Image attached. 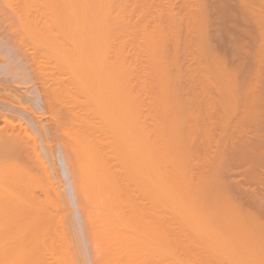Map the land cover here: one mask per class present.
I'll list each match as a JSON object with an SVG mask.
<instances>
[{
	"label": "rangeland",
	"instance_id": "1",
	"mask_svg": "<svg viewBox=\"0 0 264 264\" xmlns=\"http://www.w3.org/2000/svg\"><path fill=\"white\" fill-rule=\"evenodd\" d=\"M15 1V2H14ZM16 1H19V0H12V1H8V2H6V0L5 1H3V0H0V8H1V5H3V7L1 8V9H4V10H7V8H8V11L10 12V14H9V17H10V25H12V26H14V28L17 30V31H14L13 29L14 28H12L10 25V27L11 28H9V29H7V26H8V24H9V22H8V24L6 23V25L5 26H1L0 27V82L2 83V84H7L6 86H4V85H1V83H0V110L3 112V115H5L6 114V112H7V114L5 115V116H7L8 117V119L9 120H11V122H13V124L15 125V128H16V130H12L11 128H9V129H6V133H10V135H8V136H6V137H11V136H14L15 138L16 137H21L24 141L26 140V137H27V139L30 141V144H31V142L33 141V139L35 140H37V138H39V140H41L40 141V143H42L41 144V147L40 148H43L42 150L41 149H38L39 151H37L39 154H41V155H43L44 156V154H46L45 155V157H46V159H47V161H48V164H47V162H46V159H45V157H40L41 159L42 158H44V164H42L43 162H41V161H39L38 159H35V160H37V165H39V163L41 164V165H43V166H46L45 164H47L48 165V167L47 168H49L50 167V169H48V172H49V175L51 176L52 175V177L54 178V179H52V178H50L49 179V182H48V179H46V177L48 178V172H47V174H46V172H43L45 169V167H43V166H41V167H43L42 168V172L40 171V170H37V171H39V175L38 176H40L39 178H41L40 180H42L40 183L41 184H43L42 186L44 187V188H46L45 186H48L47 188V191L49 190V188H50V191H48L49 192V195H50V197H52L51 199L53 200V202L55 203L56 201H57V199H56V201H55V198H58V197H60V195H58V193L59 192H61V188H63L64 186H66V182H69V181H67L68 179L66 178V174H65V170H64V166H65V164H63V161H66V162H68L67 160L69 159L70 161H71V163H72V165L73 166H75L77 163V161H78V159H80V158H83V154H84V151H83V145H85V141L83 140L82 141V139H86L87 140V138L89 137V138H91V137H94V136H98V138L100 137L98 134H99V126H101V130H102V126L104 127V126H106L105 128H109L110 127V125H109V123H114L113 124V126H111V127H114V125H115V128H109V130L111 131V130H114V132L116 131L117 132V127H116V125H117V117H118V114L119 113H114V114H111V115H109V117H110V119H106L107 118V116H108V113H109V108H110V105H108L109 106V108L107 107V105H106V102H107V104L109 103L108 102V99H109V97L107 98V96H108V94H107V96H106V93H109V92H107V91H105L104 89H103V87L102 86H104V85H108V87L110 86V88L112 89V87H113V89H114V92H115V94L116 95H114L115 97L117 96V98H119V96H121V95H123V94H126L125 95V98L123 99V102H124V106L122 105V107H120L119 106V108H117L118 110L121 108L122 110L124 109V107H128V106H126L127 104L126 103H128L129 104V106L131 107V105H130V103H132L133 102V105H132V107H141L142 106V108H144V111H143V109L142 108H138L137 110H138V112H140L139 114L136 112L137 110H135V115L134 114H129L128 113V115H130V116H128V115H126L127 114V109L129 110V108H125V110H123L124 112L125 111H127V112H125L126 114H125V116H127V118L128 119H131L130 121L132 122V123H134L135 122V125H128V123L127 122H122L123 123V125L125 126L124 127V131H128L127 129H129V131L131 130V131H141V129H136L135 127H136V125H139L140 123H141V121L143 122V124H147L149 121L147 120V119H149L150 120V123H148L147 124V126H145L146 127V129H145V127H143V125H142V131L140 132V134L139 133H137L136 131H135V133L134 132H132V134L134 133V134H136V135H138V136H136V138H138L137 139V141H136V139L134 138L132 141H134V142H132V141H129L128 143L131 145V144H136V146H137V144H139V147H137L138 148V151L140 152H138L139 154H141V153H144V149H145V153H144V157H142V159H140L139 157H138V160H139V162H141V163H143V161H145V160H147V161H145L146 163L148 162V159H149V157H146V156H149L148 154L146 155V150H147V148L148 147H150L149 145H153V148H155V150L158 152H155V150L152 148V150H154V154L155 153H157V154H160V155H157V156H161V158H159V159H162V161L163 160H167V164L166 165H161V166H163V170L161 171L162 173H164L165 171L164 170H166V168H167V170H166V173L167 172H169L170 173V171L172 170V179H174L173 177H175V175H177V173L175 172V168H177V167H179V166H177V164L176 163H178V164H182V163H185L184 162V160H186V158H184V156L186 155V152L184 151V156H182L180 153H183V151H178V149L180 148L179 146H177L178 147V149H175V152H174V148H172V150H173V152L175 153V155H171V154H169V155H171L170 157H175V156H177L175 159L177 160L176 161V163L175 162H173L174 163V165L173 166H176L175 168L173 167V166H171L170 165V162H172L171 160L169 161V159H168V157H169V155H168V151L170 150V147L172 146V147H176V145H178V142L177 141H179V139L181 138H177L178 140L176 141V139L174 140V146L173 145H169V143L171 142L170 140H173V137L175 138L176 136L174 135H172L171 137L172 138H167V136L165 135L166 133H167V131H168V129L166 128L167 126H169V124H170V127H171V125H173V119H174V117L177 115V113L175 114V116H173L170 112H172L173 111V109H175V111H176V108H177V111L176 112H178V108H182L183 109V105L185 104H183L182 106H180L179 107V105H181L184 101H186V98H185V100L183 101L182 99H181V97H184V96H186L187 97V103L188 102H191V105H192V107L194 106V103H196V101L193 103L192 101L193 100H198V103H200L201 102V100L202 101H206V99H207V101H209L210 99H211V101H212V103L211 102H208V104H213V105H215V107L216 108H213V110H215V112L213 111L212 113H214V114H216V110H218L219 111V113H217L216 115H214L213 114V116L215 117L214 119H212V116H210L211 117V119H210V117H209V120H212L213 121V124H215V127H216V129H214L215 127L211 124L212 123V121H209V120H206V119H208V114L209 113H211V111H212V107H214V106H210V105H208V107L210 106V108H208L206 105H203V104H205V103H203L202 104V102L200 103V104H198L197 106H199V105H201L202 106V108H201V106H199V108H201V109H196V107L194 108H192L191 106V108L193 109V111H197V110H199L196 114V118H197V120L195 119V117L192 119V116L191 115H189L188 113L189 112H187V111H189V109H190V107H188L186 110L187 111H185V112H183L184 111V109L186 108H184L183 110L180 108V110H179V112L181 113V112H183L184 113V115H183V113H182V115H177L178 117H180V116H182L181 117V119L183 118V119H185V120H181V122H184L185 121V124H182V125H187L188 124V122H189V126H190V124H191V126H190V129L187 131V133L191 130V131H193L192 130V128L194 129V131H196V133L195 134H197L198 132V130H199V133L196 135V136H198V138L199 139H196L197 140V142L199 141V142H202L201 140H202V138H200V137H202V136H204L202 133H201V131H203V127H204V124H206L207 122L208 123H210L214 128H213V131L214 132H212L211 131V129H210V131H211V133H209V135L211 134V140H213L212 142H213V144H214V146L211 148V150L213 151V149L215 150V140H216V142H219L220 143V141H222L223 140V138L221 137V136H225V135H229V134H233L235 131H238V129H239V132L241 131V132H244V135L245 136H247L248 138H253V136H255V135H259V133H261V135H263L264 133H262L261 131H263L262 129L260 130V131H258L259 129H257V128H259L258 126L256 127V126H254L252 123H254V122H252V121H250L249 119H250V117L252 118V120H254L256 117H263L264 118V0H155L154 1V3H153V1H152V4H150V2H151V0H148V1H150V2H146L145 0H135V2L136 3H138V4H136L135 5V2H133L134 0H125L126 2H128L129 4H131V5H129V4H127V6L128 7H126L125 5H126V3L124 4V0H122V1H120V0H108V1H103V0H99V2H98V0H77L78 1V4L79 3H81V5L79 4V6H78V4L76 3V5L77 6H74L75 5V3L74 2H72L73 3V5L69 2V1H66L65 3H64V0L61 2V0H47V1H45V0H40V1H38V0H27V1H25V2H27V4H28V6H26L27 4L26 3H21V1L22 2H24V0H20L19 2H16ZM36 1H37V3H36ZM70 1H73V0H70ZM76 1V0H75ZM120 1V2H119ZM140 2V5H142V1L144 2L143 4V6H139V2ZM1 2H2V4H1ZM3 2L5 3L6 2V4H3ZM33 2V3H32ZM43 2V4H41ZM67 2H69L70 4H67ZM105 2V3H104ZM110 2H113L112 3V5L110 4ZM36 4L35 6H32L31 7V4ZM48 3V4H47ZM62 3H64L66 6V8H69V9H71V11H74V10H76V11H78V12H81V10H79L80 8H81V6L83 7V5H84V7L86 6V7H89L88 9H86L85 11H84V7H83V10H82V13L84 12V14H85V12H87V13H89V14H87V16H85V17H88V18H91L92 19V17H95L97 14L99 15V8H100V10H101V13H103V14H101L102 15V17H103V15H105L104 14V12H102V10L103 11H105V13H109L111 10V12L112 13H114L113 14V16H115L116 18H113V16H111L113 19H115L116 21L118 20V24H115V22L116 21H114V20H110V18H108L109 17V15H111V13H109V15H108V17H106L107 16V14L105 15V19H104V17L102 18L103 19V21H104V23H105V20L107 19V22L106 23H108V24H102V25H105V26H107V27H114V28H116L118 31L116 32V29L114 30V28L112 29H110V27H109V30H110V33L111 34H109L108 33V31L109 30H107V33H106V35H108L109 36V38H107L108 36H106L105 35V37L108 39V40H110V41H108L106 38H105V41H107V46L108 47H106L107 49H108V51H106V49H105V47L103 48V45L106 43H104L103 42V45H101L102 44V42H98V43H94V42H96V41H100V40H96L95 39V35H97L98 37L100 36L99 35V33L98 34H95V33H97V32H95V33H93V34H91V33H89L91 30H93V29H91V23H87L88 21L86 20V24H87V26H86V24H84L85 23V20L83 19V24L85 25V27L84 28H82V29H79L80 31H81V33H83V35H87L86 34V32L84 31L83 32V30L86 28L88 31H87V33H89V35L91 34L92 35V37H91V35H90V37L91 38H93L94 36V40H96V41H92L94 44H95V47L94 46H92L91 44V47L93 48L94 47V49L95 48H98L99 46H101V48H102V52L103 51H105L106 52V54H107V52H111L110 50H114L115 49V51H117L116 53H115V51H113V52H111L110 54L112 55V53H115V55L117 56H115L114 54V57H111V55L110 54H108V55H106V54H104L103 53V55H101L100 54V52L98 53V54H96V51L97 50H99L100 49V47H99V49H95L96 51L93 53V54H90V53H87L88 51H90L91 52V49H90V47H89V50H88V48H87V46H86V44L84 45V51H83V49L81 50V46L83 47V44L85 43V42H89L90 41V39L91 38H89L88 37V35L87 36H85V38H83L82 36V34H80L81 36H79V31H78V34H77V30L75 29L76 28V26H77V28L79 27V28H81L82 26H84V25H82V24H80V22H81V18L80 19H78V20H80V22H79V26H78V22L76 21V19H75V21L74 22H76V26H75V28L73 27V26H69V27H73L74 28V30H73V28L71 29V30H73V33H74V35L76 34V36L78 35V38L76 37L75 38V36L74 35H72V37H74L75 38V40L76 39H79V37H82L83 39H86V37H88L86 40H85V42L84 43H82L83 41H82V38L81 39H79V42H81V43H79L78 42V40H76L77 42H75V40H73L71 37H69V38H71L72 39V42L74 41V45L76 46L77 44H78V46H80V44H82L79 48H80V53L83 51L84 52V55H85V53L88 55V58L87 57H85L84 55H82L83 54V52H82V54L81 55H79L80 53H78V54H76L75 53V51L76 50H78V47L76 48L75 46H74V48H76V50H74V52L72 53V54H74L75 55V57H74V61H72L73 59V57L72 58H70L71 56L70 55H72V54H70L71 52H70V50L72 49L71 47H72V45H70V41H71V39H69L67 36H71V33H70V31L68 32V34H66V32L68 31V30H66L68 27L66 26V25H68L69 23H71V20H72V25H74V22H73V16H74V18L75 17H78V16H83L82 15V13H77V12H69L68 13V15L70 16V14L72 15V16H70V18L68 17V15H67V13H65V12H68V11H70V10H68L67 11V9H65V7L63 6V4ZM89 3H91L92 5H93V9H96V8H98L97 10H95V13L92 11V5L90 4V5H88ZM100 3V4H99ZM106 5V3H109L108 4V6H109V9H110V11L109 12H107V5H106V7H104V4ZM120 3V4H119ZM121 3H123V5H122V7H124V8H122L121 7ZM134 3V4H133ZM145 3H146V6H148L147 7V9H144V8H146V6H145ZM16 4H17V6H16ZM21 4H23V5H21ZM41 4V5H40ZM44 4H45V6H44ZM55 4V5H54ZM61 4V5H60ZM133 4V5H132ZM148 4V5H147ZM154 4V5H153ZM21 5V6H20ZM37 5H39V6H37ZM51 5V6H50ZM57 5V6H56ZM59 5V6H58ZM70 5H72L73 6V8H75V9H72L71 8V6ZM88 5V6H87ZM99 5L102 7H99ZM115 5V6H114ZM149 5L151 6V7H149ZM163 5V6H162ZM19 6H20V8H19ZM26 6V7H25ZM42 8H41V7ZM63 8H62V7ZM98 6V7H97ZM112 6V7H111ZM129 6L130 7H132V8H129ZM138 6V7H137ZM153 6H155V7H153ZM158 6H160V7H158ZM40 7V8H39ZM77 7H79V8H77ZM85 7V8H86ZM94 7H96V8H94ZM111 7V8H110ZM113 7H115V8H113ZM143 7V8H142ZM159 8V10H158V8ZM162 7V8H161ZM219 7V8H218ZM6 8V9H5ZM27 8H28V10H27ZM30 8V9H29ZM37 8V9H36ZM45 8V9H44ZM47 8H48V10H47ZM53 8H55V9H53ZM130 9V12L132 13H130L129 12V9ZM139 8H140V10H139ZM149 8V9H148ZM152 8V9H151ZM154 8H156V9H154ZM9 9H11V10H9ZM14 9V10H13ZM21 10V13H19V11ZM53 9V11H51ZM105 9V10H104ZM108 9V10H109ZM114 9H116V11H114ZM128 10V13L127 12H125L126 10ZM3 10V11H4ZM38 10H40V11H38ZM43 12H42V11ZM88 10H90V12L92 11L93 12V14L95 15H91L90 17L88 16V15H90V12L88 11ZM122 10V12L120 13V11ZM123 10H124V12H123ZM136 10H138V11H136ZM144 10H146V11H144ZM148 10H150V11H148ZM151 10H152V12H151ZM153 10H155V11H153ZM163 10V11H162ZM203 10V11H202ZM215 10V11H214ZM220 10V11H219ZM35 11V12H34ZM37 11V12H36ZM47 11H48V13H47ZM50 11H51V13H52V15H51V13H50ZM114 11V12H113ZM135 11V12H134ZM143 13H142V12ZM150 12V13H148V12ZM157 11H161V12H159V13H161V14H159ZM246 11V12H245ZM8 12V13H9ZM16 12L17 14H14V13ZM45 12V13H44ZM55 12H56V14H55ZM58 12H59V14H58ZM64 13V14H61V13ZM97 12V13H96ZM145 12H146V14H148V16L151 14H154V16L152 15L151 16V18H150V16H149V18H147V16L145 17V16H143V15H145ZM217 12V13H216ZM7 13V14H8ZM31 13H32V15H31ZM41 13H43V14H41ZM118 13V14H117ZM158 15H157V14ZM202 13V14H201ZM21 14V15H20ZM34 14V15H33ZM36 14H38V15H36ZM61 14V15H60ZM79 14V15H78ZM81 14V15H80ZM137 14H138V17H137ZM142 15L140 18H139V16L140 15ZM204 14V15H203ZM0 15H1V13H0ZM11 15V16H10ZM15 15H17V16H15ZM48 15H51V16H49V17H47ZM54 15H55V17H54ZM63 15V16H62ZM76 15H78V16H76ZM97 15V16H98ZM127 15H129L130 17H128V19L126 18V17H123V19H121V17L122 16H127ZM160 15H162V17L160 16ZM25 16V17H24ZM38 16V17H37ZM42 16H44V17H42ZM56 16H59L60 17V19H59V17H56ZM62 16V17H61ZM64 16H65V18L67 19V17L69 18V22L64 18ZM120 16V17H119ZM134 16V17H133ZM1 17V16H0ZM12 17H15L16 19H17V21H16V19L14 18H12ZM38 18V19H36V18ZM40 17V18H39ZM53 17V19H51ZM71 17H72V19H71ZM99 17V16H98ZM117 17H119V18H117ZM133 17V18H132ZM154 17V18H153ZM19 18V19H18ZM54 18H55V20H54ZM65 19V20H63V19ZM79 18V17H78ZM83 18V17H82ZM87 18V19H88ZM101 18V17H100ZM124 18H126L125 19V21L127 22V23H125L124 22ZM129 18H130V20H129ZM141 18H143V19H141ZM173 19V21H172V19ZM0 19H2V18H0ZM45 19V20H44ZM49 19V20H48ZM56 19H58L59 20V22H58V20H56ZM95 21H93V22H97V19L98 20H100L99 18H97V17H95V18H93ZM92 19V20H93ZM101 19V20H102ZM119 19H120V21H119ZM135 19V20H134ZM140 19V22H138L137 20H139ZM199 19V20H198ZM12 20V21H11ZM27 20V21H26ZM40 20H41V22H40ZM45 22H44V21ZM89 20V19H88ZM101 20H100V22H101ZM128 20H129V22H128ZM150 20V21H149ZM61 21H64V23L63 22H61ZM121 21L122 22H124V23H121ZM136 21V22H135ZM204 21V22H203ZM14 22V23H13ZM23 23V26L25 27H23L21 24ZM39 22V23H38ZM48 22V23H47ZM90 22V21H89ZM92 22V21H91ZM92 22V23H93ZM131 22V23H130ZM133 22H135L134 23V25H136L137 24V26L139 25L140 26V28H138V27H136V26H134L133 25ZM147 22H148V24H150V25H148L147 24ZM170 22V23H169ZM172 22H174V23H176V25H173V24H171ZM200 24L201 26L200 27H198L199 25L197 24ZM200 22V23H199ZM16 23H17V25H19V26H22V28L21 27H17L16 28ZM66 23H68V24H66ZM102 23V22H101ZM101 23H99L98 24V22L95 24L96 26H97V24L98 25H100ZM119 23H120V25H121V27H122V29L120 28V30H119ZM129 23V24H128ZM141 23H143V24H141ZM152 23H153V25H152ZM159 24V26H157L158 24ZM205 23V24H204ZM65 24V25H64ZM122 24H124V26L125 27H129V29H128V27H127V31H126V28H123V26H122ZM125 24H128L127 26L125 25ZM130 24H132V26H129ZM141 24V25H140ZM157 24V25H156ZM3 25V24H2ZM82 25V26H81ZM94 25V24H93ZM94 25V27H96ZM146 25V27L147 28H145L144 26ZM171 25V26H170ZM182 26V27H184V31H183V28L182 27H178V26ZM195 25H197V26H195ZM204 25H206L207 26V28H206V26H203ZM8 26V27H9ZM105 26H104V30H105ZM133 26H134V28H138L139 29V32H138V29H134V30H132L133 29ZM156 26V27H155ZM161 26V27H160ZM162 26H163V29H161L162 28ZM171 28H170V27ZM55 27V28H54ZM93 27V26H92ZM93 27V28H94ZM98 27V26H97ZM153 27H155V28H153ZM160 27V28H159ZM196 27V28H195ZM198 27V28H197ZM7 30H5V29ZM19 28H20V30H19ZM29 28V29H28ZM30 28H32V29H30ZM39 28V29H38ZM41 28V29H40ZM43 28V29H42ZM66 28V29H65ZM88 28H90V29H88ZM99 28H101V30H102V33H103V29H102V26L100 25V27ZM99 28H95V30L96 29H98V32H100V29ZM132 28V29H131ZM149 28V29H148ZM152 30H151V29ZM161 29V30H159V29ZM176 29V32H178V31H180V32H178V33H176L175 34V36L173 35L174 33H175V31H173V33H172V31L170 30V29ZM179 28H182V31L179 29ZM189 28V29H188ZM202 29L203 31L202 32H205V33H203V34H205L207 37H209L208 39H207V37H205V35H203V34H201V31H198V35H199V33L202 35V38L204 37V38H206V41H205V39H201L200 37V35H199V37H198V39H200L201 41L202 40H204L206 43H204V44H209V46H208V48L203 44V42L204 41H202V43H201V41L200 40H198L197 38V40L194 38V40H195V42H194V44L196 43V42H200L199 44H195V45H193V44H191V42L193 41V38L192 37H194L195 35H197L196 33H197V30H200V29ZM25 29H26V32H25ZM54 29V30H53ZM59 29H61L60 30V32L62 31V34L59 32ZM69 29V30H70ZM107 29V28H106ZM140 29H142V31H140ZM143 29H145V31L143 30ZM154 29H155V31H154ZM173 29V30H174ZM178 29V30H177ZM40 30V31H39ZM52 30V31H51ZM66 30V31H65ZM111 30H113L112 32H115L114 33V35L112 34V32H111ZM137 30V31H136ZM163 30V31H162ZM188 30V31H187ZM204 30H207V32L206 31H204ZM10 31L12 32V33H10ZM25 32V34H24V32ZM48 31H50L49 33H48ZM53 31H54V33H53ZM65 31V32H64ZM74 31H76V32H74ZM106 31V30H105ZM129 31V32H128ZM131 31H134V32H131ZM135 31L136 32H138V33H135ZM157 31H158V34H157ZM160 31H162L163 32V37L161 36L162 34H160ZM6 32V33H5ZM9 32V33H8ZM23 32V35H24V38H22V33ZM66 34H64V33ZM93 32V31H92ZM120 32H121V34H120ZM144 32H145V34H144ZM151 32H153L152 33V35H150L151 34ZM154 32H156V34L157 35H155L154 36ZM183 32V33H182ZM189 34H188V33ZM14 33V34H13ZM32 33H33V35L35 36V38L33 39V40H31V38H28V36H29V34H31L29 37H32L33 35H32ZM37 33V34H36ZM58 33H59V35H58ZM70 33V34H69ZM105 33V32H104ZM124 33V34H123ZM126 33H127V35L129 36V34L131 33V35H133L134 33V37H131V35L128 37L127 35H126ZM182 33V34H181ZM209 33V34H208ZM18 35V37H19V39H18V37H17V35ZM27 34H28V36H27ZM50 34H52V35H50ZM100 34H101V32H100ZM117 34H119V35H117ZM149 34V35H148ZM188 34V35H187ZM218 34H220V35H218ZM228 35V36H223V35ZM49 37H48V36ZM54 35V36H53ZM94 35V36H93ZM121 35V36H120ZM125 37V35H126V38H124L123 36ZM135 35H136V37H135ZM139 35V36H138ZM144 35V36H143ZM145 35H146V37L148 38H146L145 37ZM177 35H179V36H177ZM7 36V37H6ZM43 36V37H42ZM56 36V37H55ZM64 36H66L67 37V39H69L68 41H69V43H67L68 41L65 39L64 40ZM101 36H103V34L101 35ZM100 36V37H101ZM116 36V37H115ZM143 36V37H142ZM149 36H151L152 37V39H150V37ZM186 37V38H181V37ZM188 36V37H187ZM6 37V38H5ZM16 37V38H15ZM26 37H27V39H26ZM42 37V38H41ZM55 37V38H54ZM121 37H123L125 40L127 39V40H131V38H132V42L130 41H127V42H125L124 41V39L122 40V39H120ZM131 37V38H130ZM145 37V38H144ZM157 37V40H154L155 38ZM158 37H159V39H160V37H161V41L160 40H158ZM190 37H191V39H192V41L190 42H188V39H190ZM232 37H234V38H232ZM8 39V40H5V39ZM12 38V39H11ZM22 38V39H21ZM38 38H40V39H43V40H38ZM45 38H47V39H45ZM52 39V41H51V39ZM116 38H118V39H120V40H118V39H116ZM129 38V39H128ZM142 38V39H141ZM164 39V41H163V39ZM173 38H175L174 39V41H176L177 40V38L179 39L180 38V43H179V41L177 40V44H179V45H177V44H174V43H176V42H174V41H172L173 40ZM188 38V39H187ZM228 38H229V40L231 39V41H230V45H229V43H228ZM35 39H37L38 40V42H40V43H37L36 41H35ZM58 39V40H57ZM100 39V38H99ZM113 41H112V40ZM153 40V42L155 43V41H156V43L155 44H152L153 42L152 41H150V40ZM182 39H184V40H182ZM185 39H186V43H187V45H186V43H185ZM190 39V40H191ZM222 39L224 40V39H227V40H224L223 42H222ZM22 40V41H21ZM48 40L50 41L49 43H48ZM53 40L55 41V42H53ZM81 40V41H80ZM118 40V41H117ZM134 40H137V41H135V42H133ZM140 40H143L144 41V43H143V41L141 42ZM147 40V41H146ZM172 41V44H171V41ZM221 40V41H220ZM18 41V42H17ZM23 42V41H25V42H23V43H20V42ZM42 41H43V43H42ZM58 41V42H57ZM65 41H66V44L64 45V43H65ZM90 41V42H91ZM145 41H146V43H145ZM148 41L150 42V45L148 44ZM182 41V42H181ZM184 41V42H183ZM34 42V43H33ZM46 44H45V43ZM61 42V43H60ZM71 42V43H72ZM89 42V43H90ZM108 42H111V43H109L110 45H108ZM121 42V43H120ZM129 42V46L127 47V44L126 43H128ZM136 42H138L137 44H136ZM139 42H141V43H139ZM158 42V43H157ZM161 42V43H160ZM168 42V43H167ZM170 42V43H169ZM174 42V43H173ZM208 42V43H207ZM225 42V43H224ZM25 43V44H24ZM48 43V44H47ZM52 43V44H51ZM55 43V44H54ZM119 43V44H118ZM122 43H123V45H122ZM135 43V44H134ZM163 43H166V44H163ZM183 43V44H182ZM193 46V48L195 47V49H193L192 50V46H191V48H190V44ZM224 43V44H223ZM226 43H228V44H226ZM27 44V45H26ZM34 44V45H33ZM38 44H44V47L41 45H38ZM59 44V45H58ZM93 44V45H94ZM96 44H98V45H96ZM100 44V45H99ZM122 46H121V45ZM126 44V45H125ZM139 44V45H138ZM144 44H146L145 46L146 47H150V50H149V48H146V50L144 51V49L143 50H141L140 48H139V46L141 47V48H145V46H144ZM159 44H161L162 46H160ZM168 44V45H167ZM185 45L184 47H185V50L187 51V49L188 48H190V50L188 49V51L186 52H184L183 50H184V48H183V46L182 45ZM189 44V45H188ZM204 45L205 46V48L203 47V49H202V51H201V48L202 47H200V45ZM217 44V45H216ZM222 44V45H221ZM26 45V46H25ZM38 45V46H37ZM47 45V46H46ZM51 45H53V46H51V47H54V48H49L48 49V47H50ZM62 45V46H61ZM125 45V47L124 48H126L125 49V52H123V50H124V48H123V46ZM148 45V46H147ZM153 45H155V47L157 48V49H159V46L161 47L159 50L160 51H157V49L153 46ZM157 45V46H156ZM166 46V48H165V46ZM177 45V46H176ZM180 45L182 46V49L180 50ZM196 45H197V47H196ZM198 45H199V47H198ZM201 45V46H202ZM220 45H221V47H220ZM225 47H224V46ZM227 45V46H226ZM229 45V46H228ZM30 46H37L38 48H34V49H31L32 47H30ZM46 46V47H45ZM58 46V48H57V51H56V47ZM89 46V45H88ZM96 46H98V47H96ZM115 46H116V48H115ZM132 46V47H131ZM133 46H134V48H133ZM154 47L155 49L153 50L152 49V47ZM167 46L169 47V48H167ZM174 46H176V50L175 51H177V53H178V51H179V53L178 54H180V55H175V56H177V58H176V60L178 59V60H180L179 62H178V60H177V62H176V60H174V62H172L171 61V59L169 58V56L170 57H173L174 55H172V54H174V50H172V48H174L175 49V47ZM186 46H187V48H186ZM27 47V48H26ZM113 47V48H112ZM136 47V48H135ZM209 47H211L212 48V52L211 51H209ZM66 48V49H65ZM87 48V49H86ZM131 48V49H130ZM162 48H164L165 50H166V54H165V50H163V53H160L159 54V52H162L161 50H162ZM177 48L179 49V50H177ZM210 48V49H211ZM215 48V49H214ZM226 48V49H225ZM231 48H233V49H231ZM37 49V50H36ZM45 49H47V51L45 50ZM53 49L56 51V52H51V51H53ZM69 49V50H68ZM94 49H92L93 51H94ZM103 49H105V50H103ZM110 49V50H109ZM119 49V50H118ZM151 49H152V52H151ZM207 49H208V51H207ZM231 51H230V50ZM235 49H237V50H235ZM21 50H22V52H21ZM25 50H26V52H25ZM32 50H34L33 52L34 53H32ZM41 50V51H40ZM73 50V49H72ZM71 50V51H72ZM126 50L129 52V54H130V56H131V52H134L133 54L135 55L133 58H135L133 61L135 62L134 63V65H133V61L132 60H130L131 59V57L133 56V54H132V56L130 57L129 56V54H128V52H126ZM138 50H139V52H138ZM148 50V51H147ZM170 50V51H169ZM204 50V51H203ZM31 51V52H30ZM68 51V52H67ZM86 51V52H85ZM100 51V50H99ZM122 52V54H120L121 52ZM137 51V52H136ZM143 53H142V52ZM146 51L147 52H150V53H147L146 54ZM154 51L157 53L158 52V55L159 56H161L160 58H162V61H161V59L160 58H158L159 56H157L156 55V53H154ZM172 51V52H171ZM174 51V52H173ZM180 51H183L185 54H183V52H180ZM199 51V52H198ZM208 52L209 54H212V55H207V53H205V52ZM233 51H235V52H233ZM47 52V53H46ZM79 52V51H78ZM101 52V53H102ZM171 52V53H170ZM196 52H198V53H196ZM238 52V53H237ZM28 55H27V54ZM31 53H32V55H31ZM55 53H57V57L55 56V55H52V54H55ZM59 53L61 54L62 53V56L60 55L59 56ZM67 53H69L68 55H67ZM92 53V52H91ZM118 53V54H117ZM125 53H127L128 54V56H125L126 54ZM140 54V55H137V54ZM188 53V54H187ZM189 53H190V55H189ZM191 53H192V55H191ZM193 53H195V54H193ZM233 53V54H232ZM235 53V54H234ZM26 55V57H25V55ZM35 54V55H34ZM40 54H41V56H40ZM89 54L90 55H94L95 54V56L96 57H99L98 59L96 58V57H94V56H92V59H94V61H90V62H94L93 64H91V63H89L90 65H91V69H90V73H87L88 72V70H87V72H85V70H86V66L87 65H85L84 64V62L86 63H88V59H91L90 57H89ZM101 55V59H103V60H100V56H98V55ZM125 54V55H124ZM144 54V55H143ZM153 54H155V55H153ZM162 54V55H161ZM163 54H164V56H163ZM170 54V55H169ZM182 54V55H181ZM213 54H214V56H213ZM9 55V56H8ZM37 55V56H36ZM51 55V56H50ZM77 55H79V56H77ZM112 55V56H113ZM122 55V56H121ZM142 55V56H141ZM166 55V56H165ZM168 55V56H167ZM172 55V56H171ZM12 56V57H11ZM70 56V57H69ZM76 56L78 57V58H80V59H78V58H76ZM107 57V58H105V57ZM118 56H121L122 58H124L123 56H125V58H124V60L126 61V59H127V57H130V61L127 59V62H125L124 60H120L121 58L120 57H118ZM136 56H139V58L140 59H138V57L136 58ZM142 58H141V57ZM154 56H155V58H156V60H153L154 59ZM157 56V57H156ZM175 56L173 57V58H175ZM183 56V57H182ZM185 56V57H184ZM209 57V59H211V58H215V59H218V58H221V61H223V64H222V62L221 63H219V61L217 60V66L219 67V68H221V65L219 66V64H222V71L224 72V70L226 69L227 71L229 70V72H231V74L229 75V73H228V75L229 76H231V79H233L232 81L230 80V79H228V80H230V82L232 83V84H235V87H236V83H237V88H236V90L237 89H239L238 91H236L237 93L236 94H238L237 96L238 97H242L244 100H246V99H249L248 101H246V103H248V102H250V101H252V102H254L253 104L252 103H250V105H249V103H248V105L247 104H245V102L241 99V101H239L240 100V98L238 99V98H234V97H237V96H235L234 94V92H235V88H230V86L232 87V85H231V83L229 82L228 83V81H227V84H223L222 83V76L223 77H225V75H226V73H227V71H225L224 72V75H220V74H218V72L216 71L217 69L216 68H218V67H214L215 66V63H216V61H214V63L212 62V59L211 60H209L208 59V57ZM212 56V57H211ZM11 57V58H10ZM16 57V58H15ZM18 57V58H17ZM40 57V58H39ZM58 58V60L56 59V61L57 62H55L54 61V58ZM61 57V58H60ZM94 57V58H93ZM180 57V58H179ZM182 57V58H181ZM217 57V58H216ZM2 58V59H1ZM5 58V59H4ZM48 60H47V59ZM59 58H60V60H59ZM118 58V59H117ZM120 58V59H119ZM132 58V59H133ZM153 58V59H152ZM168 60H167V59ZM14 59V60H13ZM25 59V61H23ZM35 59H36V61H35ZM95 59H97V62H95L96 60ZM106 59H107V61L109 62H107L106 61ZM136 59H138V62H137V60ZM163 59H164V61H169L168 63H170V65L168 64V63H166V62H164L163 61ZM3 60H5L4 62H3ZM46 60V61H45ZM76 60H77V62H78V64L81 62L82 63V66L83 65H85L84 67H82V70L80 71L81 73L83 72V70H84V72L82 73V74H84L85 75V73H87V74H92V72H94V71H97V70H93V69H95V68H97L99 71V74H103V72H104V75H102L101 76V78L100 79H105V80H103V81H101V80H99V77L98 76H100L99 74H97V76H96V73L97 72H94V74H95V76H96V78L98 77V79H96L95 78V76H93V78L95 79V80H99V81H96L97 83H100V85L102 84V82H103V84L104 85H102L101 87L102 88H100V85H98V86H95V85H97L95 82V84L93 83L92 85L90 84L91 83V80H92V78L90 77V76H88V75H85V76H88V78L87 79H89V77H90V79H89V82L88 83H86L87 82V80L85 81V83L87 84V86H86V91H83V87L85 88V83H84V80H83V78H84V75H83V78H82V75H81V73H78V74H80L81 75V77L79 76V75H77L76 77L75 76H71V77H68V76H70V74L72 75L73 73H76L73 69H77V72H79L78 71V69H81L80 67L79 68H73L72 66H74L75 64H73V62L74 63H76ZM98 60H100L101 61V63H99V61ZM106 61V63H107V67L104 69V71H102V73H100V71L101 70H103L102 69V64H104L105 62H103L102 63V61ZM117 60V61H116ZM136 60V61H135ZM155 61V63H157L158 62V60H159V62L157 63V65L154 63V62H152L153 63V65H156V66H153L154 67V69H156L157 68V66H158V68L157 69H159V66L161 67H163V68H161L162 69V71H166L165 73H166V75H167V77H170V76H168V75H171V78H168V81H169V79L170 80H172V78L174 77L173 75H175L176 76V80L177 79H180L181 77H182V79H180V81L179 80H175V82H174V84L176 83V85H177V87H179V86H181L182 87V89H181V87H179L180 88V90H179V88H174L173 87V83H172V81H169L170 83H167L166 81V79H165V73L163 72V73H160V76H162L161 78H162V80H160V76H159V72H161V69L159 70V72H157L158 70H154L153 69V67H152V63H151V61ZM220 60V59H219ZM27 61V62H26ZM37 61H38V63H37ZM40 61V62H39ZM53 61H54V64H55V68H53L54 66V64H53ZM58 61H63V62H65V63H68L69 65H71L70 66V68L72 67V70L69 68V70L70 71H68V67H69V65L68 66H66V64L65 63H63V64H65L64 66H66V68L64 69H62V67H63V64H59V62ZM84 61V62H83ZM131 61H132V63H131ZM224 61H225V63H224ZM23 62V63H22ZM35 62H36V64H35ZM42 62H44V63H42ZM130 62V63H129ZM138 64H137V63ZM173 64H172V63ZM213 64H212V63ZM232 62V63H231ZM235 62V63H234ZM238 62V64L236 65L237 66V68H238V70H237V68H234L235 67V65L234 64H236ZM5 63V64H4ZM34 63V64H33ZM52 63V64H51ZM62 63V62H61ZM86 63V64H87ZM97 63V64H96ZM99 63V64H98ZM125 63V64H124ZM127 63V64H126ZM147 63V64H146ZM151 63V64H150ZM174 63H176V65L174 64ZM178 63V64H177ZM240 63V64H239ZM40 66V68H39V66ZM45 64L46 65H48V66H45ZM101 64V66H99ZM115 64L117 65V67H118V73L121 75V77H123L124 76V73L126 74L125 75V77H123L124 79H122V78H120V79H118L117 77H115V76H118V77H120V75H115V74H117V73H115L116 72V69H117V67H116V69H115ZM123 64L125 65V66H127V67H125V66H123ZM132 64V65H131ZM136 64V65H135ZM165 64V65H164ZM168 64V65H167ZM224 64H226V67H225V65ZM249 64V65H248ZM19 65V66H18ZM22 65V66H21ZM24 65H25V67H24ZM36 65V66H35ZM57 65V66H56ZM60 65L62 66V67H60ZM77 65V64H76ZM135 66V68H136V70L139 72H137L136 70H134L135 68H132L131 66ZM137 65H139L138 67H137ZM150 65V66H149ZM190 65H192V66H190ZM201 65V66H200ZM224 65V66H223ZM233 65H234V67H233ZM240 65H241V68H239L240 67ZM250 65H251V67H250ZM51 66V67H50ZM59 66V67H58ZM103 66H105V64L103 65ZM125 67L126 69H128V67L130 66V70H128V71H131V72H129V73H127L126 71V69H124L123 67ZM149 66V67H148ZM172 66V67H171ZM202 66H205V67H203L202 68ZM21 67V68H20ZM25 69H24V68ZM30 67H31V69H30ZM38 69H37V68ZM47 67H49V68H47ZM61 68V69H59V70H57V68ZM78 67V66H77ZM88 67V66H87ZM114 67V68H113ZM151 67H152V69H151ZM156 67V68H155ZM164 67H165V69H164ZM176 67H178L177 69H176ZM191 67H194L195 69L197 68H200V69H202L201 71H200V69L199 70H195V71H193V69H191ZM210 67V68H209ZM225 67V69H223ZM243 67V68H242ZM246 67H248L247 69H246ZM7 68V69H6ZM28 68L31 70H28ZM84 68V69H83ZM133 70H132V69ZM144 68V69H143ZM146 68H148V69H146ZM189 68L191 69L190 71H189ZM204 68H206V69H204ZM210 70H209V69ZM214 68L216 69V70H214ZM234 68V69H233ZM251 68V69H250ZM254 68V69H253ZM15 69V70H14ZM21 69H22V71H24V72H26V70L28 71V73H30L31 72V75L29 74V76H28V73L26 72V74H24V72H23V74L21 75V73H22V71H21ZM35 69V70H34ZM41 69H42V71H41ZM107 69V70H106ZM109 69H114V71H113V73H112V71L111 70H109ZM124 69V70H123ZM139 69V70H138ZM150 69V70H149ZM169 69V70H168ZM178 69L182 72V70H183V74L184 75H182L181 76V74L182 73H176V74H173V72L172 71H175V72H178ZM240 69V70H239ZM242 69V70H241ZM20 72H19V71ZM39 72H38V71ZM43 70H44V72H43ZM54 70H56L57 72L56 73H58V74H55L54 72L52 73V71H54ZM64 70V71H63ZM66 70V71H65ZM91 70H92V72H91ZM144 70V71H143ZM153 70V71H152ZM172 70V71H171ZM207 70V74H205V72L204 71H206ZM209 70V71H208ZM231 70V71H230ZM238 71L239 73V76H238V74H236L237 72H235L234 73V71ZM247 70H249L248 72H247ZM10 71V72H9ZM16 71V72H15ZM48 71V73H46ZM51 73H50V72ZM59 71V72H58ZM72 71V72H71ZM105 71L107 72V71H109L110 72V78H109V80H110V83L108 82V80H107V78H108V76H107V78L105 77H103V76H106L105 74H108V73H105ZM133 71V72H132ZM148 71V72H147ZM150 71V72H149ZM169 71V72H168ZM199 71L200 72H202V73H199ZM210 71H212V72H210ZM213 71H215V72H213ZM60 72H62V73H64V72H66V73H64V74H60ZM68 72H69V74H68ZM71 72V73H70ZM135 72H136V74H135ZM157 72V73H156ZM172 72V73H171ZM174 72V73H175ZM209 72H210V74H209ZM244 74H243V73ZM36 73V74H35ZM111 73L113 74V76L111 75ZM115 73V74H114ZM131 73H133V74H131ZM150 73V74H149ZM169 73H171V74H169ZM204 73V74H203ZM220 73V72H219ZM232 73H234V74H232ZM16 74H18V75H16ZM49 74V75H48ZM53 74V75H52ZM130 76H128V75ZM140 74V75H139ZM142 74H143V77H142ZM152 74V75H151ZM157 74V75H156ZM161 74H163V75H161ZM173 74V75H172ZM200 74H203V75H200ZM39 75V76H38ZM68 75V76H67ZM93 75V74H92ZM123 75V76H122ZM177 75H180V77L179 78H177ZM204 75H206V76H204ZM217 75V76H216ZM228 75H226V77H229ZM233 75V76H232ZM234 75H236V76H238V78L236 77V76H234ZM13 76V77H12ZM33 76H36V81H35V77H33ZM42 78H41V77ZM58 78H56V77ZM62 76H64V78L67 76L68 77V80H66V79H64L63 80V77ZM126 76H127V78H126ZM140 76V77H139ZM153 77V79L152 78H150V77ZM159 76V77H158ZM163 76H164V78H163ZM201 76H203V77H201ZM218 76H221L220 78L218 77ZM247 76H249V77H247ZM139 77V78H138ZM166 77V78H167ZM201 77V78H200ZM217 77H218V79H219V82H218V79H217ZM236 77L237 78V81L234 79V78ZM241 77V78H240ZM11 78H13V79H11ZM32 78V79H31ZM39 78H41V79H39ZM54 78V79H53ZM59 78H61V80H63V81H61V80H59ZM116 78H117V80H116ZM126 78V79H125ZM247 78H248V81H250V82H248L247 81ZM4 79H10L11 80V82L12 83H10V80L8 81L9 82V85L11 84V85H14V86H11L10 85V88L8 87L9 85H8V83H7V81L6 80H4ZM17 79V80H16ZM30 79L32 80L31 82H29L30 81ZM44 79V80H43ZM50 79H52V80H50ZM85 79V78H84ZM138 79V80H137ZM141 79V80H140ZM155 79H157V80H155ZM165 79V80H164ZM205 79V80H204ZM241 79V80H240ZM15 80V81H14ZM27 80H29V81H27ZM34 80V81H33ZM39 80V81H38ZM94 80V81H95ZM107 80V82H105ZM135 82H134V81ZM140 80V81H139ZM143 80V81H142ZM158 80H160V81H158ZM173 80V81H174ZM222 80V81H221ZM224 80H226V79H224ZM244 82H243V81ZM14 81V82H13ZM19 82L18 84H15V83H17V82ZM51 81V82H50ZM55 81H60V83H58V82H55ZM66 81V82H65ZM71 81H73V82H71ZM82 81H83V83H84V85H83V87L81 88V86H82V84H79V83H82ZM113 81V82H112ZM130 81H132V82H130ZM138 81V82H137ZM157 81L159 82V83H157ZM162 81H165V83L164 82H162ZM205 81V82H204ZM42 82V84H40V83ZM53 82V83H52ZM63 82V83H62ZM68 82H69V84H68ZM115 82H116V84H115ZM143 82V83H142ZM223 82H225L226 83V81H223ZM243 82V83H242ZM29 83H34V84H32V86H31V84H29ZM43 83H44V86H43ZM46 83V84H45ZM72 83V84H71ZM76 84V86H75V84ZM77 83H78V86H77ZM109 83V84H108ZM112 83V84H111ZM130 84L129 86H128V84ZM134 85H132V84ZM155 83V84H154ZM162 84V86H161V84ZM168 85H167V84ZM177 83H179V85L177 84ZM240 83V84H239ZM244 83H246V84H251L249 87L247 86V85H245ZM63 84V85H62ZM65 84V85H64ZM88 84H90V88H89V86H88ZM136 84V85H135ZM144 85V86H142L141 87V85ZM146 84V85H145ZM158 84L162 87V88H160V86H159V88H157L158 87ZM172 84V85H171ZM182 84V85H181ZM230 84V85H229ZM239 84V85H238ZM243 84V86H241ZM254 84V85H253ZM28 85H29V87H28ZM42 85V86H41ZM67 85V86H66ZM79 85H81V86H79ZM125 85H126V87H125ZM155 85V86H154ZM226 85H229V89H231V90H233V91H231V92H233L234 94V96L232 95V93L231 94H229V93H227V92H229V90L228 89H226L225 88V86ZM17 86H19V87H17ZM23 86V87H22ZM37 88H36V87ZM51 86V87H50ZM63 86V87H62ZM65 86V87H64ZM106 86H104V87H106ZM131 86L132 87H135V88H131ZM167 86H169V87H167ZM185 88H184V87ZM205 86V87H204ZM223 86V87H222ZM238 86H240L241 88H243L244 87V89H241L240 87H238ZM247 86V87H246ZM255 86V87H254ZM27 87V88H26ZM33 89H32V88ZM34 87H35V90L36 89H38V90H36L37 92L35 93L34 92ZM42 87L43 89H44V87H46L44 90H45V92H44V90L42 91L40 88ZM49 87H50V89H49ZM54 87V88H53ZM62 87V88H61ZM73 87V88H72ZM88 87V88H87ZM123 87H125V88H123ZM128 87V88H127ZM139 87L140 88V91H139V88L137 89V88ZM154 87V88H153ZM176 87V86H175ZM202 87H203V89H202ZM227 87V86H226ZM234 87V86H233ZM21 88V89H20ZM30 90H29V89ZM56 88V89H55ZM67 88V89H66ZM77 90H76V89ZM79 88H81V89H79ZM92 88V90L94 91L95 90V88H96V92H97V90H99V89H97V88H100V89H102V91L103 92H106L105 94H102L103 92H101V94H102V96L104 95V97L105 98H107L106 99V101L105 102H101V101H103L104 99H103V97L101 98V99H103V100H99L98 98H97V94L100 92V90L97 92V94H95L96 95V97H95V95H94V93H90V91H88V90H90ZM94 88V89H93ZM110 88H106V89H108V90H111ZM206 88V92L207 93H205V89ZM248 88H250L249 90H251L250 91V94L249 95H246V99H245V94H241V90H242V93H244V91H246ZM48 91H47V90ZM55 89V90H54ZM71 89V90H70ZM142 89H144V91H142ZM158 89V90H157ZM162 89H164L163 91H162ZM165 89H166V91H165ZM222 89H226V90H222ZM253 89H256V90H253ZM8 90V91H7ZM31 90H32V93H30L31 92ZM53 92H52V91ZM62 90V91H61ZM64 90V91H63ZM70 90V91H69ZM81 90H82V92H87L88 94L86 95V97L88 96L89 98H85V95L83 94V93H81ZM85 90V89H84ZM115 90H117V91H115ZM138 90V91H137ZM147 90V91H146ZM150 90V91H149ZM152 90V91H151ZM156 90V91H155ZM160 90L163 92H160ZM168 90V91H167ZM169 90L171 91V92H175L176 94L175 95H177V93H180L179 95H181V97H180V99L182 100L181 102V104H180V100L179 101H177V99H178V97H176L175 95H173L172 93H170L169 92ZM177 90H179L178 92H176ZM184 90V91H183ZM191 90H192V92L193 93H191ZM204 92H203V91ZM217 92H216V91ZM219 90H220V92H219ZM222 90V91H221ZM248 90V91H249ZM254 92H253V91ZM28 91H30V92H27ZM42 91V92H41ZM47 91V92H46ZM56 91H57V93H56ZM66 91H68V92H66ZM112 92H113V90H111ZM110 91V92H111ZM146 91V92H145ZM160 93H159V92ZM180 91H182V92H180ZM188 91L189 92V94H186V92ZM196 91V92H195ZM248 91H246L247 93H249ZM255 91L257 92V93H255ZM260 91V92H259ZM8 92V93H7ZM26 92V93H25ZM48 92H50V93H48ZM61 92H63V93H61ZM71 92H72V94H71ZM77 92V93H76ZM92 92V91H91ZM95 92V93H96ZM149 92V93H148ZM153 94H152V93ZM155 92H156V94H155ZM168 92L170 93L169 95H170V97H169V99L168 98H166V95H168ZM185 92V93H184ZM187 92V93H188ZM201 92V94H199ZM223 92L224 93H227V94H225V95H227V96H225L226 97V101H224L225 100V98H223L224 97V95H222L223 94ZM11 93V94H10ZM35 93V95H33ZM42 93V94H41ZM48 95V96H46V94ZM58 93H60V94H58ZM65 93V94H64ZM118 93V94H117ZM147 93L149 94V95H147ZM182 93V94H181ZM190 93L191 94H193V95H191V97H189L190 96ZM220 93H221V95H220ZM253 93V94H252ZM255 93V94H254ZM17 94V95H16ZM49 94H51L50 96H52V97H50L49 96ZM55 94V95H54ZM81 94V95H80ZM100 94V93H99ZM100 94V95H101ZM109 94H111L112 95V93H109ZM145 96H144V95ZM158 94V95H157ZM160 94V95H159ZM165 95V97L163 96V95ZM183 94H184V96H183ZM202 94L204 95V96H202ZM242 95V96H239V95ZM257 94V95H256ZM9 95V96H8ZM56 95H57V97H58V95L60 96V99H58L57 97H56ZM64 95V96H63ZM69 95L71 96V97H69ZM74 95H75V97H74ZM92 95H94V97L92 96ZM111 95H110V97H111ZM128 95V98L126 97ZM150 95H152V96H150ZM164 97V99L166 98V100L165 101H167L166 103L168 104V102H169V100H171V96L173 95V97H175L176 99H174V100H176L177 102H178V106L176 107V103H174L173 102V99L171 100L172 101V105L173 104H176L175 105V107L176 108H174V106L171 108V106H168L166 103H163L162 101L164 100L163 98H162V96ZM168 95V96H169ZM201 95V96H200ZM218 95H220L221 97H219ZM232 95V96H231ZM256 95L257 96V98L256 97H254V96ZM260 95V96H259ZM30 96H32V97H30ZM64 97V99L62 98V97ZM83 96V97H82ZM93 98H95V99H92V97ZM114 96H112V98L114 97ZM130 96V97H129ZM154 96H156L155 97V99L154 100H152L153 98H154ZM159 96H161V97H159ZM223 96V97H222ZM231 98V101L232 102H234L233 100H235L236 99V102H234V104L233 103H231L230 102V100H228V98L229 97ZM244 96V97H243ZM247 96H249V97H251V99L252 98H254V99H256L255 101H253L254 99H252V100H250V98H247ZM8 97V98H7ZM34 97V98H33ZM115 97L113 98V99H115ZM153 97V98H152ZM189 97V98H188ZM193 97V98H192ZM203 97H205V100H204V98ZM207 97V98H206ZM228 97V98H227ZM48 98V99H47ZM53 98V99H52ZM55 98V99H54ZM68 98V99H67ZM117 98L115 99L116 101H117ZM131 98V99H130ZM195 98V99H194ZM203 98V99H202ZM210 98V99H209ZM229 98V99H230ZM232 98H234L233 100H232ZM19 99V100H18ZM67 99V100H66ZM83 99V100H82ZM86 99V100H85ZM91 99V100H90ZM127 99H128V102H127ZM130 99V100H129ZM133 99V100H132ZM145 99H147V100H145ZM151 99V100H150ZM158 99H163V100H161V102H160V100H158ZM192 99V100H191ZM224 99V100H223ZM18 100V101H17ZM32 100V101H31ZM41 100V101H40ZM44 100H48L47 102L46 101H44ZM61 100V101H60ZM64 100V101H63ZM73 100V101H72ZM81 101L82 102V106H80L81 105V102L80 103H78V101ZM93 100H96V101H93ZM110 100H111V98H110ZM109 100V101H110ZM115 100H113V101H111L112 103H110V104H115ZM132 100V102H130ZM135 100H141V101H143V102H136ZM157 100V101H156ZM216 100V102H214ZM225 103V105H226V103H227V105L225 106L224 104V106L221 104V103H223L222 101ZM228 100V101H227ZM239 102H238V101ZM44 101V102H43ZM68 101V102H67ZM89 101V102H88ZM126 101V102H125ZM146 101V102H145ZM170 101V102H171ZM218 101H220V105L222 106V108L224 109V107H225V109L227 110V108L226 107H228V105H229V103H230V105H229V107H228V109L230 110L231 108H233V114H232V117H231V115H230V119H231V121H229L230 119L228 118V122H226V123H228L229 125L227 126V124H226V126H225V124H223V126H221L222 125V123H224V122H221L222 121V119L224 118V115L222 116V114L223 113H221L222 111L224 112V110H222V108H221V110H220V106L218 107V105H219V102ZM243 101V102H242ZM22 102V103H21ZM28 102V103H27ZM39 102H41L40 104H39ZM44 104H43V103ZM59 102V103H58ZM61 102V103H60ZM86 102H88L87 104H89L90 102L93 104V103H95V104H98V106H99V108L100 109H98V110H100V111H98L97 112V110H94V109H97L98 108V106L97 105H95V104H93V106H91L90 107V109H89V105H87L86 104ZM151 102V103H150ZM153 102V103H152ZM218 102V103H217ZM229 102V103H228ZM21 103V104H20ZM53 105V107L52 106H49V107H47L48 105H51V104ZM77 103L78 104H80V105H77ZM90 103V104H91ZM138 103V104H137ZM147 105H145V104ZM161 103V105H159ZM216 103V104H215ZM239 104V105H237V104ZM24 104V105H23ZM42 104V105H41ZM45 104H47V105H45ZM55 104V105H54ZM61 105L62 107H64V108H61L60 106H59V108H61V109H59L58 108V106L57 107H55L56 105ZM64 104V105H63ZM68 104V105H67ZM76 105V106H71V105ZM153 106H152V105ZM162 104H165V105H167L168 106V108H170L169 110H168V108L166 107V106H164L163 107V110H162ZM170 104V103H169ZM231 104H233V105H231ZM246 106L247 105V107H245V110L249 107V109L251 108V110H250V112L248 111V110H246V112H249V113H251L248 117H247V115L248 114H246L245 113V110H243L244 109V107H243V109H242V106ZM22 105V106H21ZM44 105V106H43ZM66 105V106H65ZM84 105V106H83ZM106 105V106H105ZM116 105H117V102H116ZM137 105V106H136ZM141 105V106H140ZM155 105V106H154ZM157 105H159V108L158 107H156ZM171 105V104H170ZM186 106L188 105V104H185ZM184 105V106H185ZM253 105H254V107H253ZM79 106V107H78ZM144 106V107H143ZM146 106V107H145ZM149 106V107H148ZM152 106V107H151ZM189 106V105H188ZM204 106H206V107H204ZM241 108H240V107ZM251 106V107H250ZM23 107V108H22ZM42 107H46V108H42ZM95 107V108H94ZM97 107V108H96ZM112 107V106H111ZM113 107L114 108H116V107H118V105L117 106H114L113 105ZM205 109H204V108ZM4 108V109H3ZM48 108V109H47ZM51 108H52V111H51ZM148 109V111H147V109ZM155 108V109H154ZM157 108V109H156ZM167 108V109H166ZM236 108H238V109H236ZM257 108V109H256ZM260 108V109H259ZM6 109V110H5ZM33 109V110H32ZM41 109V110H40ZM63 109H66V112H69V113H67V114H69L68 116H67V114L65 113L64 114V112H65V110L63 111ZM132 108H130V110H131ZM158 109H161V110H159L158 111ZM165 109H166V111H165ZM172 109V110H171ZM192 109H190V111L192 110ZM196 109V110H195ZM203 109H204V111H203ZM207 109H208V112H207ZM211 109V110H210ZM234 109H236V111H234ZM241 109H242V111H241ZM43 110V112H41ZM46 110V111H45ZM58 110V111H57ZM59 110H61V111H59ZM69 110H71V112H74V114L75 115H73L72 113L70 114V111ZM87 110V111H86ZM93 110V111H92ZM111 110V109H110ZM113 110V109H112ZM156 110V111H155ZM182 110V111H181ZM202 110V111H201ZM206 110V111H205ZM209 110H210V112H209ZM225 110V111H226ZM239 112H238V111ZM252 110H254V112L252 111ZM0 111V112H1ZM31 111H35L34 113H35V115L33 114V112H31ZM39 111V112H38ZM49 111V112H48ZM63 111V112H62ZM76 111V112H75ZM83 111V112H82ZM102 111V116H100L99 114H100V112ZM108 111V113L106 114V112ZM115 111H117L116 109H115ZM122 111V112H123ZM133 111V110H132ZM143 111V112H142ZM151 111V112H150ZM158 111V112H157ZM163 111H165V112H163ZM170 111V112H169ZM174 111V112H175ZM193 111H191V112H193ZM201 111V114L202 115H200V112ZM252 111V112H251ZM257 111V112H256ZM41 112V113H40ZM51 112H54V113H52L51 114ZM59 112V113H58ZM119 112H121L120 110H119ZM129 112H131V111H129ZM146 114H145V113ZM168 112L170 113L168 116H169V118H167L168 116H167V114H168ZM187 112V113H186ZM190 112V113H191ZM203 112V113H202ZM205 112H206V114H205ZM245 113V115H246V117H244L245 115L243 114V116H241V115H239V113L241 114V113ZM5 113V114H4ZM37 113H39V114H37ZM43 113V114H42ZM49 113H50V115H49ZM87 113V114H86ZM132 113H134V112H132ZM136 113H137V115H136ZM147 113H150V114H147ZM156 113V114H155ZM162 113V114H161ZM165 113V114H164ZM186 113V114H185ZM199 113V114H198ZM234 113H235V116H236V119H235V117L233 116L234 115ZM255 114L256 115V113H258V115H256V117H255V115H252V114ZM42 114V115H41ZM48 114V115H47ZM62 114V115H61ZM84 114V115H83ZM106 114V115H105ZM142 114V115H141ZM154 114V115H153ZM193 114L195 115V113L193 112ZM192 114V115H193ZM204 114V115H203ZM219 114H221L220 116H222V117H220V119H219ZM225 114V113H224ZM236 114H238L239 115V117H242V118H245V119H243V122H241V123H238V121L240 122V120L242 119V118H240V119H238L239 117H238V115H236ZM37 115V116H36ZM39 115V116H38ZM44 115H45V117H44ZM54 115H55V117H54ZM58 115V116H57ZM78 117H77V116ZM88 115V116H87ZM96 115V116H95ZM112 115H114V117H112ZM140 115V117H138ZM143 115H145V116H143ZM147 115H148V117H147ZM151 115V116H150ZM161 115H162V118H163V116L164 115H166V116H164L165 118H163L164 120L166 119V121H164L163 120V123L164 124H162V120L161 119H159V118H161ZM187 115H189V116H191V117H186V118H188V119H186L185 118V116H187ZM206 115V116H205ZM252 115V116H251ZM41 116V117H40ZM71 116V117H70ZM90 116V117H89ZM142 116H143V119H142ZM151 118H150V117ZM157 117V119H156V117ZM198 116L200 117V119L199 120H201V121H199L198 120ZM201 116H203V117H201ZM6 117V118H7ZM39 117H40V119H39ZM42 117H43V119H42ZM49 117V118H48ZM57 117V118H56ZM61 118L60 120L61 121H59V118ZM72 119V122H71V119ZM74 117V118H73ZM94 117V118H93ZM96 117V118H95ZM108 117V118H109ZM144 117L145 118H147V119H144ZM152 117H153V119H152ZM170 117L172 118L173 117V119L172 120H169L170 119ZM234 117V118H233ZM254 117V118H253ZM93 118V119H92ZM127 118H124V120H126ZM155 118V119H154ZM189 118H191V119H189ZM202 118L203 119H205V120H203L202 121ZM3 119H4V117L2 118V115L0 116V125H1V129L3 128L2 127V125L4 124V123H2V121H3ZM20 121H19V120ZM76 119V120H75ZM86 119V120H85ZM98 119V120H97ZM159 119V120H158ZM256 119H258V118H256ZM34 120V121H33ZM42 120V121H41ZM68 120L70 121L69 123H67L68 122ZM81 120H83V121H81ZM93 120H94V122H93ZM143 120H146V122L147 123H145V121H143ZM155 120H157V121H155ZM167 120H169V124H167ZM176 120H177V118H176ZM176 120H174L175 122H174V124L175 123H178L179 121H180V119H179V121L177 120V122H176ZM188 120V121H187ZM232 120H234V121H232ZM237 120V121H236ZM246 120V121H245ZM250 121V122H248V121ZM79 123H77V122ZM130 121H129V124H131L130 123ZM159 121V122H158ZM190 121H192V122H190ZM207 121V122H206ZM215 121V122H214ZM217 121V122H216ZM237 122V124H236V122ZM244 121H245V123H244ZM35 122V123H34ZM37 122H38V124H37ZM46 122V123H45ZM64 124V125H61L62 123ZM74 122V124H76V125H74V124H72ZM82 122L84 123L83 124V126H82ZM88 122L90 123V124H88ZM92 122V123H91ZM153 122V124L155 123V126L154 125H152L151 123ZM161 122V123H160ZM166 122V123H165ZM170 122H172V124L170 123ZM180 122V123H181ZM201 122H204V123H201ZM230 122V123H229ZM235 123V124H233L232 125V123ZM246 122H248L247 123V125H246ZM21 123V124H20ZM24 123V124H23ZM41 123V124H40ZM81 123V124H80ZM90 125V128L91 127H93V125H94V132H93V129H89V126L88 127H86L85 128V125ZM93 123H95L96 125H97V128H95V124H93ZM100 123H102L101 125H100ZM160 123V124H159ZM192 123H193V125L194 124H198V128H199V125H200V127H202V130H201V128H197V130H195V127H197L196 125L195 126H193L192 125ZM207 123V124H208ZM217 123V124H216ZM218 123H219V125H218ZM221 123V124H220ZM256 123V122H255ZM46 125V127H45V125ZM69 125V126H67V125ZM104 124V125H103ZM105 124H108V125H105ZM111 124V125H112ZM150 124V125H149ZM165 124H167L165 127H164V125ZM206 124V125H207ZM239 124V125H238ZM251 125V126H249V125ZM24 125V126H23ZM31 125V126H30ZM42 125V126H41ZM80 125V126H79ZM99 125V126H98ZM157 125V126H156ZM161 127H160V126ZM177 124H175V126H176ZM178 125H179V123H178ZM181 124L179 125V126H182ZM188 125L187 126H185L184 127V129L186 128V127H188ZM239 126V128H238V126ZM256 125H257V123H256ZM23 126V127H22ZM39 126H41L40 128H39ZM60 126V127H59ZM64 126H66V127H64ZM72 126V127H71ZM108 126V127H107ZM135 126V127H134ZM150 126V127H149ZM153 126V127H152ZM209 124H208V128H209ZM211 126V127H212ZM219 126H221L220 128H219ZM231 127V129H230V127ZM241 126V127H240ZM248 126V127H247ZM21 127V128H20ZM26 127V128H25ZM44 129H43V128ZM51 127V128H50ZM71 129H70V128ZM75 127H76V129H75ZM81 129H80V128ZM141 127V126H140ZM140 127H138V128H140ZM150 128V130H149V128ZM155 127V128H154ZM156 127H157V129H156ZM158 127L159 128H163V130H164V128H166L165 130V134H164V136H166V138H164L163 139V134L161 133V132H163L162 131V129H158ZM177 127V126H176ZM176 127H174V129L177 131V133L180 135V136H182L184 133V131H181V129H182V127H178V128H176ZM235 127H237V128H235ZM243 127H245L244 129H243ZM250 127H256V129L255 128H252V130H251V128ZM37 128L39 129L38 131L39 132H37ZM58 128V129H57ZM63 128V129H62ZM84 128V129H83ZM105 128H103V130L102 131H100L101 133H100V135H101V137H106V139H104V141L106 142L107 140V144L103 141V140H101V145H102V147H104V145H106L107 147H104L103 148V150H104V152H105V154H107V155H105L104 154V152H103V150L101 151V152H103V156L106 158V156H107V159H108V157L111 159V160H109L108 159V163H110L111 161H114V162H118V163H120V161L122 162L123 160L122 159H127L125 156H130V155H128V154H130L129 153V149H127V148H129V147H131L128 143H126V141L125 140H123L122 141V132H117V134L116 133H113V131H111V132H107L108 134H106V131H108L107 129H105ZM148 128V129H147ZM169 128V127H168ZM179 128H181L180 129V131L183 133H181V132H178L179 130ZM207 128V127H206ZM218 128H219V130H218ZM223 128L225 129L224 131L225 132H223ZM232 128H234L233 129V133H231L232 132ZM250 128V129H249ZM61 129H62V134H61ZM89 129V130H88ZM98 129V130H97ZM105 129V130H104ZM151 129H153V130H151ZM220 129L222 130V132H218V131H220ZM226 129H227V131H228V134H224V133H227V131H226ZM244 131H243V130ZM263 129H264V126H263ZM20 130V131H19ZM22 130V131H21ZM27 130V131H26ZM36 130V131H35ZM155 130V131H154ZM169 132L168 133H176L175 131L173 132V130H172V127H171V129L169 128ZM207 130V129H206ZM209 130V129H208ZM217 130V131H216ZM255 130V131H254ZM256 130L258 131V133L256 132ZM4 131H5V129H4ZM15 131H18V132H15ZM24 131V132H23ZM26 131V132H25ZM77 133H76V132ZM81 131V132H80ZM84 131V133H82ZM88 131L90 132V133H88ZM104 131H105V133H104ZM119 131V130H118ZM131 131H130V133H131ZM159 131H161L160 132V135H159ZM194 131H193V133H194ZM229 131H230V133H229ZM43 132V133H42ZM49 132V133H48ZM68 134H66V133ZM74 132V133H73ZM80 132V133H79ZM103 132V133H102ZM144 132V133H143ZM206 132V131H205ZM204 132V133H205ZM240 132V133H241ZM257 134H256V133ZM3 133H5V132H3ZM5 133V134H6ZM23 133V134H22ZM41 133V134H40ZM45 133V134H44ZM84 135V138H83V135ZM92 133V134H91ZM93 133H94V135H93ZM96 133H98V134H96ZM113 133V134H112ZM141 133L143 134V135H141ZM147 133V134H146ZM151 133V134H150ZM167 133V134H168ZM186 133V134H187ZM202 135H201V134ZM214 133V134H213ZM217 133H219V135L217 134ZM236 133V132H235ZM240 133H238V134H240ZM254 133H255V135H254ZM44 134V135H43ZM46 134H47V136H46ZM63 134H65V135H63ZM70 134V135H69ZM79 134H81L80 136V138H79V136L78 135ZM102 134H103V136H102ZM110 134V135H109ZM112 134V135H111ZM116 134V135H115ZM119 134V135H118ZM146 134V135H145ZM153 134H154V136H161L162 137V139L163 140H169V142H165V144H167V145H169L170 147H167V146H163V141L162 140H160L159 139V137H153ZM185 134V135H186ZM221 134V135H220ZM223 134V135H222ZM237 134V133H236ZM237 134V135H238ZM26 135V136H25ZM60 135H63V136H66L65 138L63 137V136H61L60 137ZM76 137V135H77V137L78 138H75V139H78V140H75V139H71V137L72 138H74V136ZM105 135H107V136H105ZM109 135V136H108ZM113 135H115V136H117L118 135V139H120L121 138V140L120 141H122L121 142V146L123 145L124 146V148H125V151L124 150H122L123 149V147H121L119 144H120V141L118 142V144H116L115 142H117V140L116 139H114L115 138V136H114V138H113ZM120 135H121V137H120ZM139 135H141V136H139ZM177 135V134H176ZM178 135V136H179ZM201 135V136H200ZM208 135V134H207ZM216 135H218V136H216ZM244 135H241V136H244ZM40 136V137H39ZM42 136V137H41ZM87 136V137H86ZM177 136V137H178ZM184 136V135H183ZM182 136V138H184ZM195 136V138H197ZM212 136H213V138H212ZM216 136V137H215ZM240 136V137H241ZM244 136V137H245ZM250 136V137H249ZM9 137V138H10ZM14 137H11V138H14ZM37 137V138H36ZM45 137H46V139L48 140V142H47V140H46V142H45ZM70 139H69V138ZM96 137H94V138H91V139H94V140H96L97 138ZM108 137H109V139H108ZM112 137V138H111ZM135 137V136H134ZM210 137V136H209ZM217 137H218V141H217ZM222 138L221 140H219V138ZM256 137V136H255ZM9 138H7V139H9ZM41 138V139H40ZM82 138V139H81ZM141 138V139H140ZM181 138V139H182ZM248 138H246V139H248ZM62 139V140H61ZM68 139V140H67ZM81 139V140H80ZM101 139H103V138H101ZM111 139H112V141H111ZM226 139H229V138H227V137H225L224 138V140L226 141ZM28 140H26V141H28ZM43 140V141H42ZM74 140H75V142H74ZM115 140V141H114ZM141 141V144L139 143L140 141ZM142 140L145 142L146 141V146L147 147H145V148H143L142 147ZM158 140L161 142L162 141V144L160 143V142H158ZM231 140H232V138H231V136H230V142L229 141H227V142H229V143H234V142H231ZM233 140H234V138H233ZM232 140V141H233ZM38 141V140H37ZM99 141V140H98ZM114 141V142H113ZM182 141H183V139H182ZM45 142V143H44ZM80 142L83 144H81V149H82V151H83V154H82V151H80V150H78L79 149V146H80ZM94 142H96V141H94ZM109 142H111V144L110 145H108L109 144ZM135 142H138V143H135ZM177 142V144L175 145V143ZM187 142V141H186ZM29 143V142H28ZM33 143H35V142H33ZM38 143V142H37ZM39 143V144H40ZM48 143V144H47ZM51 143V144H50ZM77 143H79V146L78 145H76ZM148 143V144H147ZM29 144V146H31ZM38 144V145H39ZM47 144V145H46ZM104 144V145H103ZM117 145V147H118V150H117V153H116V151H114L113 152V148L112 147H116V145ZM126 144H128L129 145V147H126L127 145ZM171 144V143H170ZM173 144V143H172ZM182 144L183 143H181V141H180V146H182ZM185 144V143H184ZM64 145H69L68 147H70V145H71V147H70V150L72 151H70L69 150V148L67 147V146H64ZM126 145V146H125ZM143 145H144V143H143ZM152 145H151V147H152ZM228 145H230V144H228ZM262 145H264V144H262ZM87 146V145H86ZM112 146V147H111ZM161 146H163V148L161 147ZM230 146H232V144L230 145ZM32 148H33V146H31ZM68 148V150H66L67 148ZM88 147V146H87ZM116 147V148H117ZM263 147V149H264V146H262ZM47 150H46V149ZM86 148V147H85ZM84 148V149H85ZM107 148V149H106ZM119 148H121V151H120V149ZM165 148L168 150V151H166V153H165ZM169 148V149H168ZM49 149V150H48ZM258 149V148H257ZM30 150H31V148H30ZM33 150V149H32ZM41 150V151H40ZM51 150V151H50ZM106 150V151H105ZM116 150V149H115ZM126 150L128 151L126 154H125V156L123 155V153L124 152H126ZM171 150V151H172ZM180 150V149H179ZM34 151V150H33ZM43 151V152H42ZM65 151H67L68 153H66ZM79 151V152H78ZM118 151H120V152H118ZM122 151H124L123 153H121ZM48 152H50V153H48ZM54 152V153H53ZM81 152V153H80ZM178 152H180V153H178ZM36 153V152H35ZM38 153H36V154H38ZM70 153L72 154L71 156H70ZM121 153V154H120ZM169 153H171V152H169ZM33 154H34V152H33ZM54 154H55V156H54ZM76 154H78V155H76ZM116 154V156H114ZM117 154H120V157L121 156H123V158L120 160V157H119V155H117ZM153 154V155H154ZM180 154V155H179ZM40 155V156H41ZM65 155V156H64ZM76 155V156H75ZM142 156H143V154H141ZM156 155V154H155ZM38 156V155H37ZM54 156V157H53ZM67 156V157H66ZM72 156H74V157H72ZM113 156L116 158L117 156H118V158L115 160V158H113ZM157 156H155V157H153L152 156V158L154 159V158H156ZM32 157V156H31ZM50 157H51V159H50ZM64 157V158H63ZM66 157V158H65ZM71 157H72V159L73 160H71ZM78 157V158H77ZM80 157V158H79ZM113 158V160H112V158ZM145 157L147 158V159H145ZM34 158H36V156L34 155ZM33 158V159H34ZM53 158V159H52ZM62 158H63V161H62ZM105 158H104V160H105ZM180 160V162H178V159ZM32 159V161H35V160H33ZM65 159V160H64ZM75 159H77V161L75 160ZM130 160H131V158H129ZM172 159V158H171ZM174 159V160H175ZM184 159V160H183ZM200 159H204V158H200ZM210 159H212V158H206V159H204V161H206L205 162V164H209L208 162H213L214 161V159H212V161L210 160ZM61 160V161H60ZM81 160V159H80ZM119 160V161H118ZM142 160V161H141ZM156 160H158V158L156 159ZM173 160V159H172ZM255 162H254V161ZM253 160H251V161H248L247 163H245L246 165L244 166V164H243V167L241 166H237V167H233V165H231V167L230 166H227L226 164L224 165V167H225V169L227 168H229L228 169V171L232 168V169H235L236 170V172H235V170H234V173L232 174H230L231 175V181L232 182H234V183H236V181L238 182V181H240V183H241V185L240 186H242V187H245L246 189L248 188L249 190L248 191H256L255 193H253V194H255V198H257V199H259L260 200V203H263V205H264V166H263V161H264V159H261V161H262V164H261V161H260V158H259V161H258V159L257 160H255V158L253 159ZM49 161H50V163H49ZM74 161V162H73ZM83 161V160H82ZM127 161V160H126ZM126 161L125 162H123V163H120V164H122V165H119L117 162H116V164H117V166H115L114 165V162H112V163H110V165H114V166H112V167H116V170L115 171H113V172H116L115 173V177H117L118 178V180L117 179H115V178H111V177H113V176H109V179H111V180H114V182H115V180H116V182H118V185H119V183H120V185H119V187H121V189H118L119 191H120V193H121V190H122V188L124 187V191H122L123 192V195L125 196V201H124V199H123V195L121 196L122 198V201L120 202L121 204H122V202L124 201L126 204V206H125V208H124V204L122 205L123 207H121V209L120 208H118V205H116V207H117V209H120V210H122V211H119L118 212V210L116 211L114 208L112 209V207H115V206H113L112 205V203H114V202H109V204H108V202H107V199H106V196H107V194L109 195L110 193H111V189H110V191H109V189H108V191L110 192H108L107 191V193L106 192H103L104 191V189L102 190V193L99 191V190H101L100 188H98V195H99V192H100V196L98 197V196H96L95 198H96V202L94 201V203L95 204H97V205H100V207H98L97 206V208H96V205L92 202L91 204L94 206H88L89 205V201H88V203H86L87 202V199H86V201H84L85 202V204L83 203V205H85V206H88L89 207V213H91V212H93L92 213V217H93V214L94 215H96L97 216V220L95 221L94 220V218L96 217V216H94V218H92L95 222H97L98 221V225H95V223H93V225H91L92 224V222H91V220L92 219H90L89 220V230H90V232L92 231L91 230V226H94V227H96V226H99L98 228H99V232L101 231V229H102V227H103V229H102V231L100 232V233H98L99 235L101 234V237H103V240L105 239V236H108L107 234L110 232V229H112V233H114V232H120L121 231V229H122V232L123 231H125V232H129V230L131 231L132 229H131V227L129 228L128 226H125L124 224H123V222H125V221H123L122 219H121V222L119 223V220H120V218H119V216L117 217V215H119V214H116V213H114L115 211L116 212H118V213H122L123 215H126V214H128V212H127V210H128V208L127 207H129V202H130V204L132 205V204H134V206H132V207H136L135 206V202L134 203H131V201H132V199H128L127 198V196H128V191H131V186L130 185H132V183L133 182H129L128 180L131 178V177H128V176H126V175H129V173H130V171H128V168H127V166H126V164H129L130 163V167H129V170H131V163L132 162H127L126 163ZM155 160H153V162L152 163H157V164H159V161H155ZM162 161H160V163H162ZM259 162L258 164H259V166H257V162ZM46 162V163H45ZM51 162H53L52 164H51ZM144 162V163H145ZM33 163V162H32ZM35 163H36V161H35ZM34 163V164H35ZM55 163V164H54ZM65 163V162H64ZM75 165H74V164ZM125 163V164H124ZM172 163V164H173ZM251 163V164H250ZM254 163V164H253ZM34 164H33V166H34ZM180 164V165H181ZM262 166H261V165ZM34 166V167H38V166ZM109 165V166H110ZM119 165V166H118ZM124 165H125V167H124ZM155 165L156 164H152L151 165V168L153 167L154 169L157 167H155ZM160 165V164H159ZM186 165V164H185ZM249 165H250V167H249ZM253 165H256V167H258V168H256V167H254ZM53 166H55L54 168H53ZM123 166V167H122ZM166 166V167H165ZM227 166V167H226ZM252 166V167H251ZM41 167H40V169H41ZM117 167H121V168H117ZM165 167V168H164ZM173 167V168H172ZM182 167V168H181ZM204 167V166H203ZM59 168V169H58ZM105 168V167H104ZM127 168V169H126ZM151 168H150V172L152 171L153 173V175L155 174V176L154 177H156V176H159L160 178H162V183L161 182H158L159 181V177L158 178H156L157 180L156 181H154L153 182V180H155V178H152L151 179V181H152V183H150V184H152V185H156L157 184V182L158 183H160V184H157L158 186L159 185H162L163 184V182H164V179L166 180V182L165 183H168V184H170V183H172L171 185H174V183H175V181L174 180H171L170 179V177L168 176V174H164L165 176H163L162 175V173H160L161 174V176H160V174L159 173H157L156 171H153L154 169H152L151 170ZM159 168H160V166H159ZM168 168H169V170H168ZM184 168H185V170H186V173H187V171L188 172H190V169H188L186 166L184 167V165H182V166H180V170L181 171H183L184 170ZM195 168H197V167H194V168H192V170L191 171H193L195 174H194V176H196V175H198L199 173L197 172V171H199V172H202V171H204L205 169H203L202 168V170L200 171V168L198 167L197 168V170L195 169ZM205 168H206V166H205ZM251 168V170L253 171L254 170V168L257 170V172L254 170L253 172L251 171V170H249ZM113 169V168H112ZM115 169V168H114ZM113 169V170H114ZM120 170V169H122L121 171H123V173H124V177L123 176H121L123 173L121 172V171H118V170ZM124 169H126V171L124 170ZM188 169V170H187ZM247 171H246V170ZM159 171V170H158ZM179 171V168H177V172ZM196 171V172H195ZM226 171V170H225ZM243 171L244 172H246L245 174L243 173ZM249 171V173H250V175H249V173H247ZM113 172H111V173H113ZM117 172H119L120 174H119V177L121 178L122 177V179H120L118 176H117ZM128 172V173H127ZM154 172H156V173H154ZM160 172V171H159ZM173 172L175 173L174 174V176H173ZM42 173V174H41ZM127 173V174H126ZM179 174H182V173H180V171L178 172ZM191 174H193L192 172H190ZM252 173H256V175H257V177H256V175H253ZM38 174V173H37ZM44 174H46V176H43ZM152 174L150 175L151 177H152ZM171 174V173H170ZM169 174V175H170ZM178 174V175H179ZM183 174H184V172H183ZM238 174V175H237ZM249 176H248V175ZM107 175H109L108 173H107ZM111 175V174H110ZM113 175V174H112ZM185 175V174H184ZM188 175V174H187ZM186 175V176H187ZM254 176V177H250V176ZM57 176V177H56ZM164 178H163V177ZM171 176V175H170ZM179 176H181V175H179ZM194 176L192 175V177L194 178ZM248 176V177H247ZM59 177V178H58ZM103 177V176H102ZM102 177H99V179L95 182V184L96 185H98V182H99V184L100 183H102L103 184V178ZM105 177V176H104ZM126 177V178H125ZM182 177H184V176H182ZM182 177L180 178V177H178V176H176V179L175 180H178L179 179V183H177L178 181H176V186L178 185V184H180V186H181V188H183V186L185 187V185L187 184V183H185V182H188L189 181V176H187L186 178L184 177L183 178V180H185L184 181V183H183V186H182V184L180 183L182 180ZM190 177H191V175H190ZM227 177H228V175H227ZM250 177V178H249ZM55 178H56V180H55ZM62 178V179H61ZM178 178V179H177ZM229 178V177H228ZM227 178V179H228ZM251 178L253 179V178H257V180H255V179H253V180H251ZM52 179V181H54V182H50V180ZM66 179V180H65ZM119 179L122 181V182H120L119 181ZM125 179V183H124V180ZM128 179V180H127ZM181 180V181H180ZM187 180V181H186ZM43 181H45V182H43ZM59 181V182H61V183H59V184H61V186L62 187H60L59 186V184H56L57 182ZM89 182H88V184H90V180H88ZM149 182H151L150 181V178H149V180H148ZM147 181V182H148ZM161 181V180H160ZM257 181V182H256ZM63 182H65L66 184H64ZM128 182V184H129V187L130 188H128L126 185V183ZM174 182V183H173ZM183 182V181H182ZM51 183V184H50ZM54 183V184H53ZM70 183V182H69ZM79 183H81V182H79ZM78 183V184H79ZM105 183V182H104ZM121 183H123V184H121ZM164 183V184H165ZM63 184V185H62ZM85 184V183H84ZM84 184H81V185H84ZM86 184H87V182H86ZM85 184V185H86ZM94 183H92L90 186L89 185H86L87 186V188L88 187H91V188H86V187H84L83 188V186H82V188L84 189V190H90V192H96V190H97V187L95 186V188H96V190L93 188L94 187V185H93ZM114 183H112V184H110V185H113ZM117 184V183H116ZM125 184V185H124ZM164 184H163V186H164ZM185 184V185H184ZM239 184V183H238ZM56 185H58V186H56ZM84 185V186H85ZM93 185V186H92ZM108 185V184H107ZM106 185V186H107ZM118 185H117V187H115V188H119L118 187ZM122 185V186H121ZM124 185V186H123ZM156 185V186H157ZM171 185H170V187H171ZM104 186V185H103ZM115 185H113V187H114ZM128 188V189H130V190H128V191H126V187ZM167 186H169V185H167ZM166 185H165V187L166 188H169V187H167ZM175 186V185H174ZM239 186V187H240ZM57 187H59L60 188V191H59V188H57ZM78 187H81L80 186V184H79V186ZM109 187H111V186H109ZM108 187V188H109ZM112 187V188H113ZM81 188V189H82ZM102 188V187H101ZM114 188V189H115ZM165 188V189H166ZM181 188H178V189H180V191L182 190ZM188 188V187H187ZM198 188V187H197ZM245 188H243L244 190H245ZM64 190H65V187L63 188ZM80 189V188H79ZM80 189V190H81ZM82 189V190H83ZM134 189V188H133ZM162 189H164V188H161V192L159 191V193H161V195H162V197L164 198V199H166V195H168V197H170V196H173V195H175V194H173L174 192L176 193V191L177 190H175V191H172V193H170L169 191H166L165 189L163 190L164 191V196H163V191H162ZM174 189H177L176 187L174 188ZM240 189H242V188H240ZM56 190L58 191V193L56 192ZM106 190H107V188H106ZM113 190V189H112ZM117 190V193H119V191ZM160 190V189H159ZM168 190H170V189H168ZM171 190H173V187L171 188ZM170 190V191H171ZM88 191H86V192H88ZM116 190H114V192H115ZM157 191V190H156ZM179 191V190H178ZM178 191H177V193H176V196L175 197H177V194H178ZM179 191V192H180ZM187 192H188V190H186ZM247 191V192H248ZM54 192V193H53ZM55 192L57 193L56 195H55ZM82 192V191H81ZM153 193H155V190L154 191H152ZM182 192V191H181ZM181 192H180V194H181ZM126 193H128V194H126ZM135 193H137V194H135L136 196H134L133 198L135 199L136 197H137V195H139L140 196V194L136 191ZM158 192H157V195L160 197V198H162L161 196H160V194H159ZM183 193L185 194V188H184V190H183ZM189 193V192H188ZM53 194V195H52ZM111 194H113V193H111ZM122 194V193H121ZM121 194H118V196L119 195H121ZM134 194V193H133ZM91 195V194H90ZM94 195V194H93ZM96 195H97V192H96ZM103 195V196H102ZM105 195V196H104ZM117 195V194H116ZM116 195H114V196H116ZM131 195V194H130ZM186 195H189V194H186ZM185 195V196H186ZM53 196H55V197H53ZM118 196H116L117 198H118ZM154 196H155V194H154ZM157 196V197H158ZM91 197V196H90ZM93 197V196H92ZM105 197V198H104ZM108 197H110V196H108ZM113 197V196H112ZM111 197V198H112ZM120 197V196H119ZM129 197V196H128ZM143 197V196H142ZM141 196L140 197H137L136 199H135V201H137V199L139 198V199H141V201H139V199H138V202H139V206L137 207V209H138V212L141 210V208H140V205L141 206H144V205H142V204H140V203H145V201L146 200H144L143 198H142ZM157 197H155V199L157 198ZM168 197H167V199H168ZM181 197L183 198L184 196H183V194L181 195ZM49 198V197H48ZM89 198V197H88ZM106 199V202L104 201V199ZM113 198H115V197H113ZM127 198V199H126ZM130 198V197H129ZM187 198V197H186ZM190 198V197H189ZM93 199V198H92ZM92 199H91V201H92ZM97 199H98V201H97ZM99 199H100V201H99ZM102 199H103V201L104 202H101L102 201ZM120 199V198H119ZM49 201H50V199H49ZM60 201V198H58V201H57V203H56V207H59V206H57V205H61V206H63L64 204L62 203V201H61V203L59 202ZM109 201H110V199H109ZM189 201H191V203L192 202H194L193 201V199L191 198V199H189ZM52 202V201H51ZM50 202V203H51ZM52 202V203H53ZM98 202H99V204H98ZM115 202H118V201H116V198H115ZM123 202V203H124ZM133 202V201H132ZM175 202H176V204L175 205H177V206H181L180 204H182V205H184V204H186L187 205V201L185 200V198L183 199V202L181 201V199H180V201L179 202H177V200H175ZM213 201H210V200H208L207 201V203H208V205H210V206H212V205H214L215 204V202H214V204L212 203ZM218 202H220V201H218ZM54 203H53V205L52 204H50V205H52V206H54ZM58 203H60V204H58ZM119 203V204H120ZM128 203V204H127ZM73 204V203H72ZM72 204H71V206H72ZM106 204V205H105ZM69 205H70V203H69ZM108 205V206H107ZM110 205H112V207L110 206ZM114 205H115V203H114ZM128 205V206H127ZM190 205V203L188 204V206ZM54 206V207H55ZM73 206H75L74 204H73ZM153 206V209H156L157 211H159V209L161 208L162 209V207L160 206V208H159V206L157 207V208H154V205L152 204L151 205V207ZM163 206V205H162ZM165 206V205H164ZM163 206V208H165ZM76 207V206H75ZM75 207H71V209H73L74 210V212H76V210H75ZM88 207H85L86 209H87V212H85L86 214H89L88 213ZM104 207V208H103ZM109 207H110V209H109ZM131 207V206H130ZM69 208H70V206H69ZM68 208V209H69ZM77 209H78V207H76ZM84 208V209H85ZM101 208V209H100ZM122 208H124L125 209V213H123V209ZM126 208H127V210H126ZM208 208V207H207ZM60 208H56V210H53L54 212V214L59 210ZM64 209H65V211H66V207L65 206H63L62 207V213H61V209H60V211H58V213L59 214H62L63 215V213L65 214V213H72L71 211H70V209H69V211L68 212H64ZM86 209L84 210V211H86ZM93 211H92V210ZM152 209V208H151ZM152 209V210H153ZM160 209V210H161ZM202 208H200V210H201ZM81 211L83 210V208L82 209H80ZM105 210H107L106 211V214H105ZM110 210H112V212L110 211ZM130 210V209H129ZM155 210V211H156ZM199 210V211H200ZM203 210V209H202ZM201 210V211H202ZM207 210V209H206ZM205 210V211H206ZM208 210H210V208L208 209ZM207 210V211H208ZM212 210V209H211ZM56 211V212H55ZM98 211V212H97ZM104 211V212H103ZM198 211V212H199ZM200 211V212H201ZM205 211H203L202 213H204ZM206 211V212H207ZM221 211H225V213L227 212L226 210H221ZM100 212H102V213H100ZM152 213L154 212V210L153 211H151ZM200 212H199V214L197 213L195 216H196V218L195 219H197V216L198 215H201L200 214ZM205 212V213H206ZM208 212H209V216H210V218H209V216H208ZM207 212V214H204V215H207L206 217H204L203 215H201V221H202V219H205L207 222H205V223H207V225L208 224H211L212 226L211 227H213V226H216V229H219V230H221L222 232H223V234H217L218 236V238H219V235H220V237H222L223 238V236L225 235V233H226V235H225V239L226 240H228L229 242H233V240H234V238L236 237V236H232L233 235V232L232 231H234V230H230V232H229V230H228V232H229V234H228V232L225 230V225L224 226H221V225H218L217 223L219 222V221H221L222 223H223V219H224V217H226V216H223L222 218H220L219 219V217H221L222 215L221 214H219L218 216H217V218H216V216L214 217V216H212V215H215L216 213L214 212V211H212L213 213H210V211H208ZM58 213H56L55 215H57ZM81 213V212H80ZM82 213H83V211H82ZM157 213V216H158V212H156ZM156 213H154V214H156ZM222 213V212H221ZM101 214V215H100ZM106 215L105 217H102V218H106L105 220H103V219H101V217L100 216H103V215ZM109 214V216L107 217V215ZM138 214V213H137ZM139 214H140V212H139ZM139 214L137 215V217H139V218H142V215L140 214V216H139ZM153 214V215H154ZM181 212H180V214H178L179 216H177V218H179V217H181ZM228 214V213H227ZM227 214H225V215H227ZM76 215L77 216V220H71L72 222H75V224H73V225H75L77 228H78V230L79 231H81L80 229H81V227H80V221H79V218H78V215H77V213L76 214H71L70 216H72L71 217V219H73V218H75L74 216ZM81 216L83 215V214H80ZM91 215V214H90ZM89 215V216H90ZM115 215V217H112V216H114ZM164 215H165V213H164ZM164 215H163V218H164ZM187 215V214H186ZM61 215H59V217H60ZM67 216V215H66ZM88 216V215H87ZM127 216V215H126ZM156 216V217H157ZM166 217H167V215H165ZM202 216L204 217V218H202ZM212 216V217H211ZM228 216V215H227ZM98 217H100V223H99V218ZM110 217V218H109ZM155 217V216H154ZM155 217V218H156ZM162 218L161 217V219L162 220H164L163 221V223H164V226L162 225L161 226V224H163V223H159V221H161L162 222V220L160 219H158V218H160L159 216L156 218V219H158V223H159V226H161V228H163V227H165V224L166 223H171V225L173 224L172 222H174L175 223V220L176 219H170L172 216H168V217H170L169 219L172 221H168L167 220V218ZM174 217L176 218V216L174 215ZM182 217H183V215H182ZM199 217V216H198ZM208 217V218H207ZM229 217V216H228ZM264 217V216H263ZM58 218V217H57ZM68 218V217H67ZM121 218H124V217H122L121 216ZM126 218V217H125ZM154 218V219H155ZM192 218H194V217H192ZM191 218V219H192ZM213 218L216 220H219L218 222H217V220L215 221V220H213ZM108 219H110L109 221L110 222H112V225L113 226H111V225H109V224H111V223H109V221H108ZM111 219H112V221H111ZM119 219V220H118ZM168 221V222H166V220ZM182 218H180V220H181ZM209 219V220H208ZM264 219V218H263ZM58 220V219H57ZM92 220V221H93ZM101 220H102V222L104 223V224H102V222H101ZM114 220V221H113ZM127 220V219H126ZM198 220V219H197ZM211 220H213L212 222H211ZM66 223L67 222H69V223H71V221H68V219H65L64 220ZM93 221V222H94ZM116 221H118V222H116ZM139 221H140V219H139ZM138 221V222H139ZM154 221H156V220H154ZM177 221H178V219H177ZM176 221V222H177ZM192 221V223H191V226L193 225V227H194V229H195V227H197V226H195L196 224L198 225L199 223V220L198 221H196V222H193V219L191 220ZM224 221H225V219H224ZM264 221V220H263ZM140 222H142V219H141V221ZM215 222H217V223H215ZM106 223V224H105ZM122 223V225L123 226H120V224ZM156 222H153V224L155 225V229H153V231L154 230H156V224H155ZM201 223V222H200ZM202 223H203V221H202ZM204 223V224H205ZM222 223H220V224H222ZM100 224V225H99ZM115 224V225H114ZM168 224H166V226L168 225ZM178 224V223H177ZM177 224H174V225H172V226H174L175 227V229L177 228L176 226H182V223L181 222H179V224L177 225ZM203 224V226L204 227H202V228H204V229H206L208 226L206 225H204ZM65 225H67L66 227L65 226H63V228L65 227V229H66V232L67 233H65V230H63V228H59L60 230H62L61 232H64L65 233V235H64V233H61L60 231V237H62L63 238V241L66 243L67 241H68V239H69V242H67L66 243V245H69V247L71 248H68L69 250L68 251H70V250H72V253H74L73 254V256H74V259L72 258V260L70 259V260H68V262L69 261H73L72 262V264L74 263V264H76V262H77V264H83V263H81V262H79V260H77L78 259V257L76 256L77 255V251H76V248H77V243H78V235H77V231H76V227L74 226V228H75V230H71V226H73L72 224H71V226L69 227V224L67 223V224H65ZM117 225V226H116ZM171 225H168L167 226V228H168V230H167V228H166V230H167V232L165 231V229H160L159 228V226L157 227L158 228V232H159V230H163L165 233H168V231H170V233L169 234H171V233H173V234H171V236L173 235V237L175 236V229H173L174 227H172ZM200 225H202V224H199L198 226L200 227V228H196L194 231L195 232H197L198 231V234H199V230L201 229V232H203V230H202V228H201V226ZM101 226V227H100ZM108 226H111V228L109 227V230H108ZM124 226L125 227H127V228H124ZM130 226V225H129ZM172 227V230H174L173 232H171L172 230L171 229H169V227ZM183 226H185V225H183ZM191 226H189L191 229H192V227ZM240 227H235V229L237 230V228H241L240 230H245V227H243L242 228V225H239ZM70 229H69V228ZM91 227V228H90ZM93 227V228H94ZM115 227H117V229L115 228ZM140 227H142V226H140ZM170 227V228H171ZM187 227V226H186ZM189 227H187V229L186 228H183V227H181V229H182V231H179V229H180V227L178 228V229H176V235L178 234V236H175L176 237V240H175V242H173V241H171L170 239L172 238V237H170V235L168 234V239H166V240H170V242H168V243H171L172 242V244L173 243H176V242H178L179 240H178V237H182V241H181V245H178V244H176L177 245V248L175 249V244L174 245H172V244H164V245H166L167 247H168V245H171V248L170 249H166V250H171V249H174L175 251L177 250V252H178V250H179V252L180 253H184L183 254V256L184 257H182L181 255L182 254H180L179 256H180V259L181 258H183L184 259V261L187 263V264H189V263H191V261L194 263V261L192 260L193 258H191L193 255L195 256L196 254H201V252H199L197 249H195V248H193V250L195 249L196 250V254H195V252H193V250H191V249H189L190 247L189 246H187L186 244L184 245V243L187 241L186 239H187V237H189V241L190 242H194V239H193V237H192V235H193V233H195L194 231L192 232V230H188L189 229ZM250 227V226H249ZM248 227V228H249ZM97 228V229H98ZM101 228V229H100ZM114 228L116 229V230H118V231H115L114 230ZM119 228V229H118ZM258 228H260L259 229V231H261V232H264V230H263V228L262 227H255L254 229H255V231H256V229H258ZM73 229V228H72ZM95 229V228H94ZM124 229V230H123ZM129 229V230H128ZM180 229V230H181ZM198 229V230H197ZM246 229H247V227H246ZM109 232H108V231ZM120 230V231H119ZM128 230V231H127ZM184 230V231H183ZM248 230V229H247ZM254 231L253 229H252V227H251V229H249V231ZM72 231H74L76 234V236L74 235V233H72ZM97 231V230H96ZM96 231H94V234L93 233H90V235H92V236H90L91 238L94 236V235H96L97 236V238H94V237H96V236H94L93 238H92V240H91V238H89L90 240H91V242H89V244L90 245H92V244H94V246L95 247H97V248H94L95 250H93V251H95V253L94 254H96L97 255V258H99L100 256H101V254L102 253H104L106 250L105 249H102L101 248V246L103 247V246H105V244H104V242H103V244L104 245H102V238L99 236V235H97V233L95 234V232ZM105 231H107V232H105ZM157 231V230H156ZM162 231V237H163V240H164V236H163V234H165L164 232ZM188 231H191L190 233H191V235H186V234H188ZM216 231V230H215ZM239 231V230H238ZM248 231V232H249ZM69 232V233H68ZM93 232V231H92ZM121 232V233H122ZM158 232H157V234H158ZM161 232V231H160ZM159 232V233H160ZM182 232H184V233H182ZM200 232V233H201ZM245 232H247L246 230H245ZM257 232V231H256ZM256 232H254V233H256ZM71 233V234H70ZM112 233H109V235L110 234H112ZM124 233V232H123ZM189 233V234H190ZM217 233H219L218 231H217ZM231 233V234H230ZM238 233V232H237ZM119 234V233H118ZM154 234H156V233H154ZM154 234H153V236H154ZM197 233H195L193 236H195ZM240 234H241V232L239 231V234L237 235L236 234V231L234 232V235H237V236H240ZM243 234V233H242ZM245 234H247V233H245ZM245 234L243 235V236H245ZM249 234V233H248ZM251 234L254 236V234L251 232ZM260 233H258V241H259V239L261 238H263L261 235H259ZM262 234V233H261ZM68 236V238H67V236ZM73 235V236H72ZM115 235V234H114ZM158 235H160V234H158ZM157 235V236H158ZM182 235H185V236H182ZM263 236H264V233L262 234ZM64 236H66V241L64 240ZM111 236H113V235H110V237ZM119 236L120 235H118V237H117V239H119ZM122 236H124V235H122ZM161 236V235H160ZM229 236H231V237H234V238H231V239H233V240H231L230 238H228ZM242 236V235H241ZM253 236L251 237L250 236V238H249V236L247 235V236H245V242H244V240H242V242H244L243 243V245L242 246H244V244L247 242V239L249 238V239H251L252 238V240H256L255 239V237H254V239H253ZM255 236H256V234H255ZM77 237V238H76ZM114 237V236H113ZM126 237V236H125ZM155 237H156V235H155ZM155 237H153V238H155ZM184 237H186V238H184ZM247 237V238H246ZM73 238H74V240H73ZM77 240H76V239ZM99 238L101 239V240H99ZM107 238V237H106ZM109 238V237H108ZM122 238V237H121ZM165 238H167V237H165ZM170 238V239H169ZM191 238L193 239L192 241H191ZM222 238H219V239H221V240H223ZM243 238V237H242ZM88 239V240H89ZM93 239H94V241H93ZM127 239V238H126ZM126 239H125V241H126ZM156 239H158V238H156ZM155 239V241H157ZM224 239V240H225ZM89 240V241H90ZM107 240V239H106ZM106 240H105V242H106ZM109 240V242L111 243V241H110V238L108 239ZM114 240H116V238H114L113 239V241ZM121 239H119L118 240V242H119V244L121 243V244H125L126 245V243L127 242H121L120 241ZM185 240V241H184ZM262 240H264V239H262ZM112 241V242H113ZM117 241V240H116ZM115 241V242H116ZM154 241V240H153ZM235 241V240H234ZM251 240H249L248 242H250ZM76 244H75V243ZM108 242V243H109ZM118 242H116V243H118ZM197 242V241H196ZM264 242V241H263ZM263 242L261 241V243L263 244ZM99 243V244H98ZM154 243V242H153ZM158 243V244H157ZM156 244L159 246V242H157ZM183 243V244H182ZM188 245H189V243L188 242H186ZM195 243V242H194ZM194 243H192V244H194ZM254 243V241H251L250 242V244H251V246L249 247V243L247 244V245H245L244 246V248L245 247H248V248H246V251H248L253 245ZM260 243V242H259ZM73 244V245H72ZM101 244V245H100ZM118 244V245H119ZM233 244V243H232ZM256 244H258V242L256 243H254V247H255V249H253L254 247H252V251H254L255 252V250H257L258 251V249H259V247H260V244H258L257 246H256ZM261 244V245H262ZM65 245V246H66ZM111 245H113L112 243L109 245L110 247H111ZM117 245V244H116ZM124 245V246H125ZM156 245V247L154 246V249H156L157 248V250H160L159 248H158V246ZM187 246L186 248H188L187 249V251H185V249L183 248L184 246ZM85 246V245H84ZM93 246V247H94ZM108 246V247H109ZM114 246H115V244H114ZM121 246V245H120ZM173 246H174V248H173ZM179 246V247H178ZM190 246H191V243H190ZM68 247V246H67ZM74 247V248H73ZM76 247V248H75ZM92 247V246H91ZM99 247V248H98ZM109 247V248H110ZM117 247V246H116ZM119 247V246H118ZM117 247V248H118ZM123 247V246H122ZM160 247V246H159ZM165 247V246H164ZM163 247V248H164ZM191 247H193V246H191ZM73 248V249H72ZM85 248H86V246H85ZM105 248H107V246L105 247ZM112 248V247H111ZM125 248V247H124ZM124 248H123V251H124ZM166 248V247H165ZM179 248V249H178ZM243 248V247H242ZM244 248L242 249V251H245L244 250ZM93 249V248H92ZM98 249V250H97ZM103 251H102V250ZM181 249H184V251L182 250L181 251ZM165 249H164V252L166 251ZM174 250H171V252L173 251L174 252ZM191 252L190 254H193V255H191L190 256V262L188 263V259L189 258H187V257H189V253H188V255H187V252H189V251ZM86 251H87V248H86ZM100 251V252H99ZM112 250H110V252H111ZM121 251V250H120ZM156 251V250H155ZM154 251V252H155ZM71 252V251H70ZM99 252V253H98ZM102 252V253H101ZM107 252V251H106ZM115 252V251H114ZM118 252V251H117ZM125 252V251H124ZM170 252V253H171ZM177 252L175 253L176 255H177ZM178 252V253H179ZM199 252V253H198ZM249 252H250V250H249ZM248 252V253H249ZM72 253H70V258H71V254ZM101 253V254H100ZM116 253V252H115ZM166 253H169V252H166ZM202 253H204V252H202ZM99 254H100V256H99ZM106 254V253H105ZM105 254L103 255V256H105ZM122 254V253H121ZM125 254V253H124ZM124 254H122V255H124ZM205 254H207V253H204V255ZM109 255V254H108ZM108 255H106L107 257H108ZM111 255V254H110ZM116 255H117V253H116ZM118 255H120V253L118 254ZM162 255H163V257H161L160 255V259L158 258V260H163V258H164V255L165 254H163V252H162ZM186 255V256H185ZM208 255V254H207ZM250 255H252L251 253H250ZM254 255H255V253L252 255V257H254ZM259 255H260V253L257 255L258 257H259ZM263 255V254H262ZM262 255H260V259L258 258V260H259V262H260V260H261V257H263ZM76 256V257H75ZM115 256V255H114ZM155 256H156V252H155ZM158 256V257H159ZM166 257L168 256V261H169V256L170 255H165ZM172 256V255H171ZM178 256V255H177ZM178 256V257H179ZM257 256H255L256 258H257ZM68 257V258H69ZM117 257V256H116ZM157 257V256H156ZM165 257V258H166ZM174 257H176L175 255H174V253H173V256H172V258L174 259ZM186 257V258H185ZM197 258H194V260H195V263L197 262L198 264H201L202 262L204 263V261H206L207 260V262H205L206 264H210L211 262L210 261H208V259H205L204 258V261H202L203 260V258L202 257H206V256H203V254H201V260H200V256H196ZM110 258V257H109ZM118 258V257H117ZM117 258H114L115 260L117 259ZM171 258V259H172ZM113 258H111V260H112ZM129 259V258H128ZM170 259V260H171ZM172 259V260H173ZM175 259H177V258H175ZM179 259V260H180ZM200 260V261H197V260ZM108 259H106V261H107ZM114 260V261H115ZM188 260V261H187ZM105 261V263L106 264H108L109 262L107 261L106 262ZM110 261V260H109ZM117 261V260H116ZM155 261H156V259H155ZM163 261H164V263H163ZM162 261V263L163 264H167L168 262L166 261L165 262V260H163ZM174 261V260H173ZM172 261V262H173ZM67 262V263H68ZM124 262H126L127 263V261H124ZM124 262H123V264H124ZM169 262H171V261H169ZM104 263V264H105ZM117 263V262H116ZM156 263H158V261L156 262ZM175 263V262H174ZM177 263L179 264V263H182V264H186V263H183L181 260H180V262L177 260ZM202 263V264H203ZM204 263V264H205ZM68 264H71V263H68ZM84 264H88V263H84ZM89 264H91L90 262H89ZM158 264H161V262H159ZM170 264V263H169ZM172 264V263H171ZM211 264H218V263H211ZM219 264H221V263H219ZM256 264H259L258 262L256 263Z\"/></svg>",
	"mask_w": 264,
	"mask_h": 264
},
{
	"label": "bare ground",
	"instance_id": "2",
	"mask_svg": "<svg viewBox=\"0 0 264 264\" xmlns=\"http://www.w3.org/2000/svg\"><path fill=\"white\" fill-rule=\"evenodd\" d=\"M3 1H5V0H3ZM8 1H12V0H6V2H8ZM20 1V0H19ZM19 1H16V2H19ZM25 1H27V0H24V2H22L21 1V3H26L27 4V2H25ZM32 1V0H31ZM35 1V0H34ZM38 1H40V0H38ZM45 1H47V0H45ZM54 1V0H53ZM56 1V0H55ZM54 1V2H55ZM63 0H61V2H62ZM66 1H69L72 5H73V3L72 2H74L75 3V5L74 6H77L76 5V3L78 4V1L76 0H73V1H70V0H66ZM65 0H64V3L66 2ZM89 1V0H88ZM92 1V0H91ZM101 1V0H100ZM103 1H105V0H103ZM106 1H108V0H106ZM105 1V2H106ZM120 1H122V0H120ZM119 1V2H120ZM125 1V0H124ZM127 1V0H126ZM124 2V4L126 3V7H128L127 6V4H129L128 2ZM137 1V0H136ZM146 1V0H145ZM144 1V2H145ZM152 1H153V3H154V1L155 0H151V2L150 1H146L147 3L148 2H150V4H152ZM6 2L4 3L3 2V4H6ZM15 2V1H14ZM69 2H67V4H70ZM98 2H99V0H98ZM102 2V1H101ZM104 2V3H105ZM123 2V1H122ZM133 2H135V0L133 1ZM139 2V1H138ZM143 1H142V5H140V2H139V6H143L144 3ZM33 3V2H32ZM36 3H37V1H36ZM64 3H62L63 4V6L65 7L66 5V3L64 4ZM103 3V4H104ZM112 3L113 2H110V4L112 5ZM1 4H2V2H1ZM31 4V3H30ZM38 4V3H37ZM41 4H43V2L41 3ZM40 4V5H41ZM48 4V3H47ZM80 5H81V3H79ZM79 4H78V6H79ZM91 3H89L88 5H90ZM100 4V3H99ZM108 4L109 3H106V5L108 6ZM120 4V3H119ZM134 4V3H133ZM132 4V5H133ZM136 4H138V3H136L135 2V5ZM155 4V3H154ZM153 4V5H154ZM21 5H23V4H21ZM20 5V6H21ZM36 5V4H35ZM34 4H31V7L32 6H35ZM55 5V4H54ZM61 5V4H60ZM72 5H70L71 6V8L72 9H75V8H73V6ZM87 5V6H88ZM92 5V4H91ZM106 5L104 4V7H106ZM122 5H123V3H121V7H122ZM129 5H131V4H129ZM148 5V4H147ZM16 6H17V4H16ZM20 6H19V8H20ZM24 6V5H23ZM26 6H28V4L26 5ZM25 6V7H26ZM37 6H39V5H37ZM44 6H45V4H44ZM51 6V5H50ZM57 6V5H56ZM59 6V5H58ZM113 6V5H112ZM111 6V7H112ZM115 6V5H114ZM124 6V7H125ZM145 6H146V3H145ZM152 6V5H151ZM150 5H149V7H151ZM163 6V5H162ZM3 7V5H1V8ZM5 7V6H4ZM3 7V8H4ZM41 7V6H40ZM39 7V8H40ZM62 7V6H61ZM83 7H84V5H83ZM83 7L81 6V8L79 9V10H81V12H78V11H76V10H74V11H71V9H69V8H66L65 7V9H67V11L68 10H70V11H68V12H65V13H67V15H68V13L70 12H77V13H82V10H83ZM86 7V6H85ZM84 7V11L86 10V9H88L89 7H86L85 8ZM98 7V6H97ZM99 7H101L100 5H99ZM110 7V8H111ZM124 7H122V8H124ZM138 7V6H137ZM144 7V6H143ZM142 7V8H143ZM147 7L148 6H146V8H144V9H147ZM153 7H155V6H153ZM158 7H160V6H158ZM157 7V8H158ZM0 8V13H1V17L0 18H2V19H0V27L1 26H5L6 25V23L8 24V22H9V24H8V26L11 24L10 23V17H9V14H10V12L8 11V8H7V10H4V9H1ZM42 8V7H41ZM63 8V7H62ZM77 8H79V7H77ZM91 8V7H90ZM89 8V9H90ZM94 8H96V7H94ZM102 8V7H101ZM113 8H115V7H113ZM129 8H132V7H130L129 6ZM128 8V9H129ZM162 8V7H161ZM219 8V7H218ZM6 9V8H5ZM21 9V8H20ZM30 9V8H29ZM37 9V8H36ZM45 9V8H44ZM53 9H55V8H53ZM53 9L51 10V11H53ZM98 8H96V9H93V5H92V11L95 13V10H97ZM109 9V6L107 7V12H109L110 11V9ZM149 9V8H148ZM152 9V8H151ZM154 9H156V8H154ZM4 10V11H3ZM9 10H11V9H9ZM14 10V9H13ZM18 10V9H17ZM27 10H28V8H27ZM47 10H48V8H47ZM99 11V17L96 15H94L93 14V12L91 11L90 12V10H88L89 12H90V15H88L89 17L93 14L95 17H97V18H99L100 20L104 17V19L106 18V17H108V15H109V13H111V15H109V17L108 18H110V20H114V21H116L115 19H113V18H116L115 16H113V14L114 13H112L111 11L109 12V13H105V11H103L102 10V12H104V14L106 15L107 14V16L105 17V15H103V17H102V15L101 14H103V13H101V10H100V8L98 9ZM126 10V9H125ZM139 10H140V8H139ZM157 10V9H156ZM158 10H159V8H158ZM19 11V10H18ZM38 11H40V10H38ZM42 11V10H41ZM49 11V10H48ZM48 11H47V13H48ZM51 11H50V13H51ZM87 11V10H86ZM114 11H116V9H114ZM113 11V12H114ZM136 11H138V10H136ZM144 11H146V10H144ZM143 11V12H144ZM148 11H150V10H148ZM147 11V12H148ZM153 11H155V10H153ZM163 11V10H162ZM203 11V10H202ZM215 11V10H214ZM220 11V10H219ZM9 12V13H8ZM35 12V11H34ZM37 12V11H36ZM43 12V11H42ZM117 12V11H116ZM122 12V10L120 11V13ZM123 12H124V10H123ZM125 12H127L128 13V10H126ZM124 12V13H125ZM129 12H130V9H129ZM135 12V11H134ZM142 12V11H141ZM142 12V13H143ZM151 12H152V10H151ZM158 13L159 12H161V11H157ZM246 12V11H245ZM8 13V14H7ZM14 13V12H13ZM19 13H21V10L19 11ZM45 13V12H44ZM61 13V12H60ZM97 13V12H96ZM101 13V14H100ZM131 13V12H130ZM148 13H150V12H148ZM153 13V12H152ZM217 13V12H216ZM14 14H17L16 12L14 13ZM41 14H43V13H41ZM55 14H56V12H55ZM58 14H59V12H58ZM61 14H64V13H61ZM60 14V15H61ZM87 14H89V13H87V12H85V14H84V12L82 13V15L83 16H78V15H76V16H78V17H75L74 18V16H73V22L75 21V19H76V21L78 22H80V20H78V19H80L81 18V22H80V24H82V25H84V24H86V20L88 21L87 23L89 24V23H91V29H93V30H91L90 28H88V29H90L89 31L85 28L84 30H83V32L85 31L86 32V34L88 35V37L89 38H91L92 37V35L91 34H93V33H95V32H97V33H95V34H98L99 33V35L101 36L102 34H103V36H97V35H93L94 37H95V39L97 40H100V41H96V40H94L93 38H91L90 39V41L92 40V41H96V42H94V43H100V42H102V44L101 45H103V42L105 43L104 45H103V48L105 47V49H106V51H108V49L106 48V47H108L106 44H107V41H105V35H106V33H107V30H109V27H107L109 24L108 23H106L107 22V19L105 20V23H104V21H103V19L101 20V22H100V20H98L97 19V22H98V24L99 23H101L100 25L102 26V29H103V33H102V30H101V28H99L100 27V25H98L97 24V26L95 25L96 23L95 22H93V21H95L93 18H95V17H92V19L91 18H88V17H85V16H87ZM118 14V13H117ZM129 14V13H128ZM132 14V13H131ZM157 14V13H156ZM159 14H161V13H159ZM202 14V13H201ZM21 15V14H20ZM31 15H32V13H31ZM34 15V14H33ZM36 15H38V14H36ZM51 15H52V13H51ZM51 15H48L47 17H49V16H51ZM65 15V14H64ZM81 15V14H80ZM140 15V14H139ZM153 16H154V14H152ZM151 14L149 15L150 16V18H151V16H152ZM158 15V14H157ZM204 15V14H203ZM11 16V15H10ZM15 16H17V15H15ZM63 16V15H62ZM61 16V17H62ZM70 16H72L71 14H70ZM70 16L68 15V17L70 18ZM111 16H113V18L111 17ZM142 15H140L139 16V18L141 17ZM143 16H147V18H149V16H148V14H146V12H145V15H143ZM161 17H162V15H160ZM25 17V16H24ZM38 17V16H37ZM42 17H44V16H42ZM54 17H55V15H54ZM56 17H59V16H56ZM67 17V19L65 18V16H64V18L68 21L69 20V18ZM83 17V18H82ZM101 17V18H100ZM120 17V16H119ZM119 17H117V18H119ZM123 17H126L127 19H128V17H130L129 15H127V16H122L121 17V19H123ZM134 17V16H133ZM132 17V18H133ZM137 17H138V14H137ZM13 19L15 18V17H12ZM36 18V17H35ZM40 18V17H39ZM86 20H85V19ZM89 20H88V19ZM126 18H124V22L125 23H127L126 21H125V19ZM154 18V17H153ZM16 19V18H15ZM19 19V18H18ZM36 19H38V18H36ZM51 19H53V17L51 18ZM59 19H60V17H59ZM63 19V18H62ZM65 19H63V20H65ZM71 19H72V17H71ZM83 19L85 20V23L83 22ZM141 19H143V18H141ZM172 19V18H171ZM45 20V19H44ZM43 20V21H44ZM49 20V19H48ZM54 20H55V18H54ZM56 20H58V19H56ZM65 20V21H66ZM129 20H130V18H129ZM129 20H128V22H129ZM135 20V19H134ZM199 20V19H198ZM12 21V20H11ZM16 21H17V19H16ZM27 21V20H26ZM90 21V22H89ZM93 23H92V22ZM119 21H120V19H119ZM138 22H140V19L139 20H137ZM150 21V20H149ZM172 21H173V19H172ZM40 22H41V20H40ZM45 22V21H44ZM58 22H59V20H58ZM61 22H63L64 23V21H61ZM69 22V21H68ZM79 22L77 23L78 24V26L80 25L79 24ZM118 22V20L115 22V24H118L117 23ZM124 22H122L121 21V23H124ZM136 22V21H135ZM135 22H133V25H134V23ZM204 22V21H203ZM14 23V22H13ZM22 23V22H21ZM39 23V22H38ZM48 23V22H47ZM60 23V22H59ZM71 23H72V20H71ZM71 23H66V24H68V25H66L68 28L66 29V30H68L67 32H66V34H68V32L70 31V33H71V36L69 35V36H67L68 38L69 37H71L73 40H75V38L77 37L78 38V35L76 36V34L74 35V33H73V30H74V28H75V26H76V22H74V25H72ZM84 23V24H83ZM108 24L107 26H105V25H102V24ZM131 23V22H130ZM170 23V22H169ZM174 22H172L171 24H173ZM197 23V22H196ZM200 23V22H199ZM3 24V25H2ZM96 26V27H94V25ZM129 24V23H128ZM128 24H125L126 26L128 25ZM141 24H143V23H141ZM140 24V25H141ZM147 24H148V22H147ZM151 24V23H150ZM150 24H148V25H150ZM158 24V23H157ZM156 24V25H157ZM198 24V23H197ZM205 24V23H204ZM22 26H23V23L21 24ZM65 25V24H64ZM81 25V26H82ZM90 25V24H89ZM88 25V26H89ZM152 25H153V23H152ZM173 25H176V23H174ZM199 26L198 27H200L201 25L200 24H198ZM7 26V25H6ZM7 26V29H9V28H14V26H12V25H10L9 27ZM22 26H19V25H17V23H16V28L17 27H21L22 28ZM69 26H73L72 28H73V30H71L72 28L71 27H69ZM86 26H87V24H86ZM87 26V27H88ZM94 28H93V27ZM104 26H105V30H104ZM119 30H120V28L122 29V27H121V25H120V23H119ZM122 26H123V28H126V31L129 29V27H128V29H127V27H125L124 26V24H122ZM129 26H132V24H130ZM134 26H136V27H138L137 26V24L136 25H134ZM134 26H133V29L132 30H134V29H138V28H140V26L138 27V28H134ZM144 26V25H143ZM157 26H159V24L157 25ZM171 26V25H170ZM169 26V27H170ZM195 26H197V25H195ZM203 26V25H202ZM204 26H206V25H204ZM203 26V27H204ZM24 27V26H23ZM85 27V25L84 26H82L81 28H77V26H76V30H77V34H78V31H79V36H81L80 34H82L83 35V33H81V31L79 30V29H82V28H84ZM113 27V26H112ZM112 27H110V29L112 28ZM145 28H147L146 27V25L144 26ZM156 27V26H155ZM155 27H153V28H155ZM161 27V26H160ZM159 27V28H160ZM178 27H182L181 25L180 26H178ZM197 27V28H198ZM25 28V27H24ZM55 28V27H54ZM71 28V29H70ZM95 28H99L100 29V32H101V34H100V32H98V29H96L95 30ZM107 28V29H106ZM114 28V27H113ZM112 28V29H113ZM158 28V29H159ZM171 28V27H170ZM183 28V31H184V27H182ZM182 28H179L181 31H182ZM196 28V27H195ZM206 28H207V26H206ZM5 29V28H4ZM18 29V28H17ZM29 29V28H28ZM30 29H32V28H30ZM39 29V28H38ZM41 29V28H40ZM43 29V28H42ZM70 29V30H69ZM116 28H114V30H115ZM149 29V28H148ZM151 29V28H150ZM161 29H163V26H162V28ZM161 29H159V30H161ZM174 29V28H173ZM170 29L171 31H172V33H173V31H175V33L173 34L174 36H175V34L176 33H178V32H180V31H178V32H176V29ZM189 29V28H188ZM200 29V28H199ZM6 30V29H5ZM14 31H17L15 28L13 29ZM19 30H20V28H19ZM54 30V29H53ZM60 30L61 29H59V32H60ZM65 30V31H66ZM130 30V29H129ZM144 31H145V29H143ZM152 30V29H151ZM178 30V29H177ZM7 31V30H6ZM40 31V30H39ZM52 31V30H51ZM64 31V32H65ZM87 31L89 32V33H91L90 35H91V37H90V35H89V33H87ZM93 31V32H92ZM113 30H111V32H112ZM118 30L116 29V32H117ZM121 31V30H120ZM137 31V30H136ZM135 31V33H138L139 32V29H138V32H136ZM140 31H142V29H140ZM154 31H155V29H154ZM163 31V30H162ZM162 31H160V34H162L161 36L163 37L164 35H163V32ZM188 31V30H187ZM198 31H201V34H203V33H205V32H202L203 30L202 29H200V30H197V35H195L194 37H192L193 38V41H192V39H191V37H190V39H188V42L190 41H192L191 42V44H193V45H195L196 43L197 44H199L200 42L198 41V42H196L195 44H194V42H195V40H194V38L196 39H198V37H199V35L201 36L200 38L201 39H205V41H206V38H202V35L199 33V35H198ZM204 31H206L207 32V30H204ZM24 32V31H23ZM23 32L21 33L22 34V38H24V35H23ZM25 32H26V29H25ZM25 32H24V34H25ZM50 31H48V33H49ZM63 32V33H64ZM74 32H76V31H74ZM105 32V33H104ZM119 32V31H118ZM129 32V31H128ZM131 32H134V31H131ZM6 33V32H5ZM9 33V32H8ZM10 33H12L11 31H10ZM27 33V32H26ZM53 33H54V31H53ZM61 34H62V31L60 32ZM69 33V34H70ZM108 33L109 34H111L110 33V30L108 31ZM107 33V34H108ZM114 33L115 32H112V34L114 35ZM134 33V34H135ZM152 33L153 32H151V34L150 35H152ZM155 34H154V36L155 35H157L158 34V31H157V34H156V32H154ZM183 33V32H182ZM181 33V34H182ZM188 33V32H187ZM14 34V33H13ZM37 34V33H36ZM65 34V33H64ZM65 34V35H66ZM120 34H121V32H120ZM124 34V33H123ZM134 34L133 35H131V33L129 34V36L131 35V37H134ZM139 34V33H138ZM144 34H145V32H144ZM189 34V33H188ZM187 34V35H188ZM209 34V33H208ZM17 35V34H16ZM31 34H29V36H30ZM32 35H33V33H32ZM50 35H52V34H50ZM58 35H59V33H58ZM72 35H74L75 36V38L74 37H72ZM87 35H83L82 37L83 38H85V36H87ZM117 35H119V34H117ZM126 35H127V33H126ZM126 35H125V37L124 38H126ZM149 35V34H148ZM203 35H205V34H203ZM218 35H220V34H218ZM229 35V34H228ZM227 34L225 35H223V36H228ZM27 36H28V34H27ZM28 36V38H31V40H33L34 38H35V36L33 35L32 37H29ZM48 36V35H47ZM54 36V35H53ZM106 36H108V35H106ZM121 36V35H120ZM128 36V35H127ZM128 36V37H129ZM139 36V35H138ZM144 36V35H143ZM142 36V37H143ZM177 36H179V35H177ZM198 36V37H197ZM208 36V35H207ZM206 35H205V37H207ZM7 37V36H6ZM5 37V38H6ZM17 37H18V35H17ZM34 37V38H33ZM43 37V36H42ZM41 37V38H42ZM49 37V36H48ZM56 37V36H55ZM54 37V38H55ZM65 38H64V40L66 39L67 41L69 40V39H71V38H69V39H67V37L66 36H64ZM82 37H79V39H81ZM88 37H86V39L88 38ZM116 37V36H115ZM123 37H119L120 39H124ZM130 37V38H131ZM135 37H136V35H135ZM145 37H146V35H145ZM144 37V38H145ZM150 37V39H152V37L151 36H149ZM180 37V36H179ZM188 37V36H187ZM4 38V39H5ZM16 38V37H15ZM21 38V39H22ZM82 38V43H84L85 42V40L86 39H83ZM88 38V39H89ZM100 38V39H99ZM107 38H109V36L107 37ZM106 38V39H107ZM147 38V37H146ZM155 38V37H154ZM181 38H186V37H181ZM209 37H207V39H208ZM232 38H234V37H232ZM12 39V38H11ZM18 39H19V37H18ZM26 39H27V37H26ZM45 39H47V38H45ZM51 39V38H50ZM72 39H71V41H70V45H72V51L70 50V54H72L73 52H74V50H76V48L78 47V50H76L75 51V53L76 54H78V53H80V51L84 48V45L86 44V46H87V48H88V50H89V47H90V49H91V52L90 51H88L87 53H90V54H93L97 49H99V47H100V51L99 50H97L96 51V54H98L99 52H100V54L101 55H103V53L105 52V51H103L102 52V48H101V46H96V47H98V48H95L94 49V47H95V44L91 41H87V42H85L84 44H83V47L81 46L82 44H80V46H78V44L75 46L73 43H74V41L72 42ZM79 39H76V40H78V42H79ZM116 39H118V38H116ZM120 39H118V40H120ZM129 39V38H128ZM142 39V38H141ZM148 39V38H147ZM149 39V40H150ZM163 39V38H162ZM174 39L175 38H173V40L172 41H174ZM196 39V40H197ZM235 39V38H234ZM5 40H8V39H5ZM28 40V39H27ZM37 39H35V41H36ZM38 40L40 41V40H43V39H40V38H38ZM38 40L36 41L37 43H40V42H38ZM58 40V39H57ZM75 40V42H77ZM108 40V39H107ZM112 40V39H111ZM114 40V39H113ZM112 40V41H113ZM117 40V41H118ZM127 40V39H126ZM125 39H124V41L125 42H127V41H129V40H127L126 41ZM131 40H132V38H131ZM130 40V41H131ZM154 40H157V37L154 39ZM158 40H160L161 41V37H160V39H159V37H158ZM177 40L179 41L180 40V38L178 39L177 38ZM177 40L176 41H174V42H176V43H174V44H177L178 42H177ZM182 40H184V39H182ZM198 40H200V39H198ZM224 40H227V39H224ZM223 39H222V42L224 41ZM22 41V40H21ZM51 41H52V39H51ZM69 41L67 42V43H69ZM81 41V40H80ZM108 41H110V40H108ZM121 41V40H120ZM129 41V42H130ZM135 41H137V40H134L133 42H135ZM141 42L143 41V40H140ZM147 41V40H146ZM146 41H145V43H146ZM150 41H152L153 42V40H150ZM163 41H164V39H163ZM171 41V40H170ZM172 41H171V44H172ZM201 41V40H200ZM202 41H204V40H202ZM202 41H201V43H202ZM203 42V44L204 43H206V42ZM221 41V40H220ZM228 43H229V45H230V41H231V39L229 40V38H228ZM18 42V41H17ZM20 42V41H19ZM23 42H25V41H23ZM23 42H20V43H23ZM50 41L48 40V43H49ZM53 42H55L54 40H53ZM58 42V41H57ZM72 42V43H71ZM129 42L128 43H126L127 44V47L129 46L128 44H129ZM132 42V41H131ZM141 42H139V43H141ZM162 42V41H161ZM160 42V43H161ZM182 42V41H181ZM184 42V41H183ZM34 43V42H33ZM42 43H43V41H42ZM45 43V42H44ZM47 43V44H48ZM61 43V42H60ZM79 43H81V42H79ZM109 43H111V42H108V45H110ZM121 43V42H120ZM138 42H136V44H137ZM143 43H144V41H143ZM155 43H156V41H155ZM154 42L152 43V44H155ZM158 43V42H157ZM168 43V42H167ZM170 43V42H169ZM179 43H180V41H179ZM185 43H186V39H185ZM208 43V42H207ZM225 43V42H224ZM223 43V44H224ZM228 43H226V44H228ZM25 44V43H24ZM46 44V43H45ZM52 44V43H51ZM55 44V43H54ZM66 44V41H65V43H64V45ZM92 46H94L93 48L91 47V45ZM94 44V45H93ZM99 44V45H100ZM119 44V43H118ZM125 44V45H126ZM135 44V43H134ZM148 44L150 45V42L148 41ZM163 44H166V43H163ZM183 44V43H182ZM181 44V45H182ZM190 44V43H189ZM188 44V45H189ZM189 45L190 46V48H191V46L192 45ZM27 45V44H26ZM25 45V46H26ZM34 45V44H33ZM38 45H40V44H38ZM37 45V46H38ZM42 45V44H41ZM40 45V46H41ZM59 45V44H58ZM89 45V46H88ZM96 45H98V44H96ZM121 45V44H120ZM122 45H123V43H122ZM121 45V46H122ZM125 45L123 46V48L125 47ZM139 45V44H138ZM146 44H144V46H145ZM160 46H162L161 44H159ZM168 45V44H167ZM177 45H179V44H177ZM176 45V46H177ZM180 45V50L182 49V46H183V48H184V52L186 51L185 50V45H182L181 46ZM186 45H187V43H186ZM202 45V44H201ZM200 45V47H202L201 48V51H202V49H203V47L205 48V46L208 48V46H209V44H204V45H202L201 46ZM217 45V44H216ZM222 45V44H221ZM221 45H220V47H221ZM228 45V46H229ZM37 46H30V47H32L31 49H34V48H38ZM43 47H44V44L42 45ZM47 46V45H46ZM45 46V47H46ZM50 46V45H49ZM51 46H53V45H51ZM48 47V49L50 48H54V47ZM62 46V45H61ZM74 46L76 47V48H74ZM148 46V45H147ZM154 47H155V45H153ZM157 46V45H156ZM159 46V49L161 48ZM165 46V45H164ZM176 46H174L175 47V49L174 48H172V50H176ZM224 46V45H223ZM227 46V45H226ZM231 46V45H230ZM56 47V46H55ZM81 48V50H80V48ZM126 47V48H127ZM132 47V46H131ZM152 47V46H151ZM154 47H152V49L154 50L155 48ZM196 47H197V45H196ZM198 47H199V45H198ZM225 47V46H224ZM27 48V47H26ZM57 48H58V46L56 47V51H57ZM86 48V49H87ZM113 48V47H112ZM115 48H116V46H115ZM126 48H124V50H123V52H125V49ZM133 48H134V46H133ZM136 48V47H135ZM139 48L141 49V50H143L144 49V51L146 50V48H149V50H150V47H146L145 46V48H141L140 46H139ZM165 48H166V46H165ZM167 48H169L168 46H167ZM186 48H187V46H186ZM190 48H188L189 50H190ZM211 47H209V51H211L212 50V48L210 49ZM49 49V50H50ZM55 49V48H54ZM53 49V51H51V52H56L55 50ZM66 49V48H65ZM92 49H94V51L92 50ZM105 49H103V50H105ZM117 49V48H116ZM131 49V48H130ZM152 49H151V52H152ZM157 49V48H156ZM159 49H157V51H160ZM188 49H187V51H188ZM193 49H195V47L193 48V46H192V50ZM215 49V48H214ZM226 49V48H225ZM231 49H233V48H231ZM37 50V49H36ZM46 51H47V49H45ZM69 50V49H68ZM110 50V49H109ZM113 50V49H112ZM112 50H110L111 52H113V51H115V49L112 51ZM119 50V49H118ZM163 50H165L164 48H162V52H159V54L160 53H163ZM177 50H179L178 48H177ZM230 50V49H229ZM235 50H237V49H235ZM34 50H32V53H34L33 52ZM41 51V50H40ZM79 51V52H78ZM83 51H84V49H83ZM82 51V52H83ZM143 51V52H144ZM148 51V50H147ZM146 51V54L147 53H150V52H147ZM170 51V50H169ZM173 51V52H174ZM183 51H180V52H183ZM186 51V52H187ZM191 51V50H190ZM204 51V50H203ZM207 51H208V49H207ZM205 52V53H207V55H212V54H209L208 52ZM213 51V50H212ZM211 51V52H212ZM231 51V50H230ZM238 51V50H237ZM21 52H22V50H21ZM25 52H26V50H25ZM31 52V51H30ZM68 52V51H67ZM82 52L79 54V55H81L82 54ZM86 52V51H85ZM102 52V53H101ZM110 52V53H111ZM117 51H115V53H116ZM121 52V51H120ZM126 52H128L127 50H126ZM137 52V51H136ZM138 52H139V50H138ZM142 52V51H141ZM142 52V53H143ZM172 52V51H171ZM170 52V53H171ZM183 52V54H185ZM199 52V51H198ZM198 52H196V53H198ZM233 52H235V51H233ZM23 53V52H22ZM32 53H31V55H32ZM47 53V52H46ZM74 53V54H75ZM109 52H107V54H106V52L104 53V54H106V55H108V54H110ZM115 53H112V55L114 54L115 55ZM132 54L134 53V52H131ZM145 53V52H144ZM153 53V52H152ZM154 53H156L155 51H154ZM167 52H166V50H165V54H166ZM178 53H179V51H178ZM177 53V51H175L174 52V54H172V55H180V54H178ZM238 53V52H237ZM27 54V53H26ZM69 53H67V55H68ZM74 54H72V55H70L69 57L70 58H72L73 60L72 61H74V57H75V55ZM89 54V57L91 58V59H88V63L86 64L84 61V64L85 65H87L86 66V70H85V72H87V70H88V72L87 73H90L89 71H90V69H91V65L89 64V63H91V64H93L94 62H90V61H94V59H92V56H94V57H96L95 56V54L94 55H90ZM98 55V56H100V60H103V59H101L102 57H101V55ZM118 54V53H117ZM120 54H122V52L120 53ZM126 54V55H125ZM124 55L125 56H128V54H129V52H128V54L127 53H125ZM132 54H131V56H132ZM137 54V53H136ZM151 54V53H150ZM188 54V53H187ZM193 54H195V53H193ZM233 54V53H232ZM235 54V53H234ZM25 55V54H24ZM28 55V54H27ZM35 55V54H34ZM52 55H57V53H55V54H52ZM62 56V53L60 54L59 53V56ZM79 55H77V56H79ZM82 55H84V52H83V54ZM111 55V54H110ZM111 55V57H114V55L112 56ZM123 55V54H122ZM121 55V56H122ZM137 55H140V54H137ZM144 55V54H143ZM153 55H155V54H153ZM156 55L157 56H159L158 55V52L156 53ZM162 55V54H161ZM170 55V54H169ZM171 55V56H172ZM182 55V54H181ZM189 55H190V53H189ZM191 55H192V53H191ZM9 56V55H8ZM37 56V55H36ZM40 56H41V54H40ZM51 56V55H50ZM76 56V58H78ZM85 57H87L88 58V55L85 53V55H84ZM116 56V55H115ZM121 56H118V57H120L119 59L120 60H124V58H125V56H123L124 58H122ZM129 56H130V54H129ZM130 56V57H131ZM135 55L133 54V56L131 57V59H130V57H127V59L129 60H134L135 58H133ZM142 56V55H141ZM140 56V57H141ZM156 56V57H157ZM163 56H164V54H163ZM166 56V55H165ZM168 56V55H167ZM173 56V57H174ZM177 56H175V58H173V57H170L169 56V58L171 59V61L174 59V60H176V58H177ZM213 56H214V54H213ZM12 57V56H11ZM10 57V58H11ZM25 57H26V55H25ZM42 57V56H41ZM57 57V56H56ZM54 58V61L55 62H57L56 61V59L58 60V58ZM93 57V58H94ZM105 57V56H104ZM117 57V56H116ZM138 57V59H140L139 58V56H136V58ZM161 56H159L158 58H160ZM183 57V56H182ZM181 57V58H182ZM185 57V56H184ZM208 57V56H207ZM212 57V56H211ZM215 57V56H214ZM211 58L212 59V62L214 63V61H216V63H215V68L216 67H218L217 65V60L219 61V63H221L222 62V64H223V61H221V58H218V59H215V58ZM16 58V57H15ZM18 58V57H17ZM40 58V57H39ZM61 58V57H60ZM60 58H59V60H60ZM97 59L99 58V57H96ZM105 58H107V57H105ZM133 58V59H132ZM142 58V57H141ZM180 58V57H179ZM217 58V57H216ZM2 59V58H1ZM5 59V58H4ZM47 59V58H46ZM78 59H80V58H78ZM97 59H95L96 61L95 62H97ZM118 59V58H117ZM127 59H126V61L125 62H127ZM138 59H136L137 60V62H138ZM153 59V58H152ZM161 59V61H162V58H160ZM167 59V58H166ZM208 59H209V57H208ZM211 59H209V60H211ZM215 59V60H214ZM220 59V60H219ZM14 60V59H13ZM48 60V59H47ZM81 60V59H80ZM90 60V61H89ZM100 60H98L99 61V63H101V61ZM129 60V61H130ZM135 60V61H136ZM153 60H156V58H155V56H154V59ZM168 60V59H167ZM174 60L172 61V62H174ZM178 60V59H177ZM177 60H176V62H177ZM214 60V61H213ZM5 60H3V62H4ZM23 61H25V59L23 60ZM35 61H36V59H35ZM46 61V60H45ZM54 61H53V64H54ZM82 61V60H81ZM106 61H107V59H106ZM106 61L104 60V61H102V63L103 62H105L104 64H105V66H103L104 64H102V66H101V64L99 65V66H101L102 67V69L103 70H101L100 71V73H102V71H104V69L107 67V63H106ZM117 61V60H116ZM132 61H131V63H132ZM151 61V60H150ZM163 61H164V59H163ZM180 60H178V62H179ZM27 62V61H26ZM40 62V61H39ZM59 62V64H63V63H65V62H63V61H58ZM108 62V61H107ZM136 62V63H137ZM152 62H154L155 63V61H151V63ZM158 62H159V60H158ZM157 62V63H158ZM164 62H166V63H168L167 61H164ZM171 62V63H172ZM211 62V63H212ZM23 63V62H22ZM37 63H38V61H37ZM42 63H44V62H42ZM98 63V64H99ZM109 63V62H108ZM130 63V62H129ZM134 61H133V65H134ZM150 63V64H151ZM157 63H155L156 65H157ZM160 63V62H159ZM212 63V64H213ZM224 63H225V61H224ZM232 63V62H231ZM235 63V62H234ZM5 64V63H4ZM34 64V63H33ZM35 64H36V62H35ZM52 64V63H51ZM66 64V66H68L69 64L68 63H65ZM65 64H63V67L60 65V67H62V69L65 67L66 68V66H64ZM68 64V65H67ZM73 64H75L74 66H72L73 68H79L80 66V68L81 69H78V71L80 70H82V67H84L85 65H83L82 66V63L80 62L79 64H78V62H77V60H76V63H74L73 62ZM77 64V65H76ZM97 64V63H96ZM125 64V63H124ZM123 64V66H125ZM127 64V63H126ZM138 64V63H137ZM147 64V63H146ZM169 65H170V63H168ZM167 64V65H168ZM173 64V63H172ZM175 65H176V63H174ZM178 64V63H177ZM222 64H219V66L221 65V68H222ZM238 64V62L236 63V64H234L235 65V67H234V65H233V67L234 68H237V65ZM240 64V63H239ZM38 65V64H37ZM49 65V64H48ZM48 65H46L45 64V66H48ZM80 65V66H79ZM132 65V64H131ZM130 65V66H131ZM136 65V64H135ZM156 65H153V63H152V67L153 66H156ZM165 65V64H164ZM225 65V67H226V64H224ZM223 65V66H224ZM249 65V64H248ZM19 66V65H18ZM22 66V65H21ZM36 66V65H35ZM39 66V65H38ZM54 67L53 68H55V64L53 65ZM57 66V65H56ZM70 66L71 65H69V67L67 68L68 69V71H70L69 70V68H70ZM78 66V67H77ZM122 66V67H123ZM130 66L128 67V69H126L125 67H127V66H125V67H123L124 69H126L127 71V73H129V72H131V71H128V70H130ZM139 65H137V67H138ZM150 66V65H149ZM148 66V67H149ZM190 66H192V65H190ZM201 66V65H200ZM24 67H25V65H24ZM23 67V68H24ZM51 67V66H50ZM59 67V66H58ZM72 67L70 68L71 70H72ZM105 67V68H104ZM115 69H116V67H117V65L115 64ZM113 67V68H114ZM132 68H135V66H131ZM152 67H151V69H152ZM172 67V66H171ZM203 67H205V66H202V68ZM225 67L223 68V69H225ZM250 67H251V65H250ZM21 68V67H20ZM37 68V67H36ZM39 68H40V66H39ZM47 68H49V67H47ZM57 68V67H56ZM64 68V69H65ZM131 68V69H132ZM156 68V67H155ZM157 68H158V66H157ZM154 69V67H153V69L156 71V70H158L157 72H159V70L161 69V68H163L162 66L160 67L159 66V69ZM178 67H176V69H177ZM194 67H191V69H193ZM210 68V67H209ZM208 68V69H209ZM214 68V70H216L217 72H218V74H222V75H224V72L225 71H227L226 69L224 70V72L222 71V69L221 68H216L215 69ZM233 68V69H234ZM239 68H241V65H240V67ZM243 68V67H242ZM248 67H246V69H247ZM7 69V68H6ZM25 69V68H24ZM30 69H31V67H30ZM29 68H28V70H30ZM38 69V68H37ZM50 69V68H49ZM59 69H61V68H57V70H59ZM84 69V68H83ZM123 69V70H124ZM144 69V68H143ZM146 69H148V68H146ZM164 69H165V67H164ZM190 68H189V71L191 70ZM200 68H194L193 69V71H197V70H199ZM204 69H206V68H204ZM251 69V68H250ZM254 69V68H253ZM15 70V69H14ZM35 70V69H34ZM76 73H73L72 75L70 74V76H68V77H71V76H77V75H79L80 77H81V75H82V78H83V75L84 74H82L83 72H84V70H83V72L81 73L80 71L79 72H77V69L75 70V69H73ZM72 70V71H73ZM93 70H97V71H94V72H97L96 73V76H97V74H99V70L97 69V68H95V69H93ZM107 70V69H106ZM109 70H111V69H109ZM133 70V69H132ZM134 70H136V68L134 69ZM139 70V69H138ZM150 70V69H149ZM169 70V69H168ZM202 69H200V71H201ZM210 70V69H209ZM208 70V71H209ZM237 70H238V68H237ZM240 70V69H239ZM242 70V69H241ZM19 71V70H18ZM21 71H22V69H21ZM31 71V70H30ZM38 71V70H37ZM41 71H42V69H41ZM64 71V70H63ZM66 71V70H65ZM71 71V72H72ZM112 71V73H113V71H114V69H112L111 70ZM118 67H117V69H116V72L115 73H117V74H115V75H120L118 72ZM137 71V70H136ZM144 71V70H143ZM153 71V70H152ZM172 71V70H171ZM199 71V73H202V72H200ZM231 71V70H230ZM249 70H247V72H248ZM10 72V71H9ZM16 72V71H15ZM20 72V71H19ZM23 72L24 71H22V73H21V75L23 74ZM26 72L28 73V71L26 70ZM26 72H24V74H26ZM39 72V71H38ZM43 72H44V70H43ZM50 72V71H49ZM55 73V74H58V73H56L57 71L56 70H54V71H52V73ZM59 72V71H58ZM70 72V73H71ZM91 72H92V70H91ZM94 72H92V74H87V73H85V75H88V76H90L91 78H92V80H91V85L95 82L97 85H95V86H98V85H100V81L99 80H101V81H103V80H105V79H100L101 78V76L102 75H104V72H103V74H99L100 76H98L99 77V80H95L94 78H93V76H95V74H94ZM133 72V71H132ZM138 72V71H137ZM148 72V71H147ZM150 72V71H149ZM156 72V73H157ZM165 73L166 71H162V69H161V72H159V76H160V73ZM169 72V71H168ZM173 72V74H176V73H182L183 72V70H182V72L178 69V72H175V71H172ZM171 72V73H172ZM175 72V73H174ZM205 72V74H207L206 72H207V70L206 71H204ZM210 72H212V71H210ZM210 72H209V74H210ZM213 72H215V71H213ZM235 72H237L236 74H238L239 72L238 71H234V73ZM46 73H48V71L46 72ZM51 73V72H50ZM64 73H66V72H64ZM64 73H62V72H60V74H64ZM78 73H81V75L80 74H78ZM105 73H108V74H105L106 76H103L104 78L106 77L107 78V76H108V78H107V80H108V82L110 83V80H109V76H110V72L109 71H105ZM111 73V75L113 76V74ZM139 73V72H138ZM167 73V72H166ZM166 73H165V79L167 80L166 82L167 83H170L169 81H172V83L174 84V82H175V80H176V76L175 75H173L174 77L172 78V80H170L169 79V81H168V78H171V75H168V76H170V77H167V75H166ZM171 73H169V74H171ZM179 73V74H180ZM228 73H229V75L231 74V72H229V70L227 71V73H226V75H228ZM234 73H232V74H234ZM243 73V72H242ZM245 73V72H244ZM243 73V74H244ZM23 74V75H24ZM29 74L31 75V72L30 73H28V76H29ZM36 74V73H35ZM68 74H69V72H68ZM77 74V75H76ZM131 74H133V73H131ZM135 74H136V72H135ZM150 74V73H149ZM204 74V73H203ZM203 74H200V75H203ZM240 74V73H239ZM239 74H238V76H239ZM16 75H18V74H16ZM49 75V74H48ZM53 75V74H52ZM59 75V74H58ZM84 75V78H83V80H84V83H85V81L87 80V82L86 83H88L89 82V79H90V77H89V79H87L88 78V76H85ZM125 73H124V76L123 77H125ZM128 75V74H127ZM134 75V74H133ZM140 75V74H139ZM152 75V74H151ZM157 75V74H156ZM161 75H163V74H161ZM182 75H184L183 73L181 74V76ZM226 75H225V77H223L222 76V80L223 81H226V83L225 82H223L222 80V83L223 84H227V81H228V83L230 82V80L232 81L233 79H231V76H229V77H226ZM39 76V75H38ZM60 76V75H59ZM65 77L64 78V76H62L63 77V80L64 79H66V80H68V77ZM96 76H95V78H96ZM129 76V75H128ZM131 76V75H130ZM129 76V77H130ZM158 76V77H159ZM204 76H206V75H204ZM217 76V75H216ZM233 76V75H232ZM234 76H236V75H234ZM238 76H236L237 78H238ZM13 77V76H12ZM33 77H35V81H36V76H33ZM41 77V76H40ZM56 77V76H55ZM78 77V76H77ZM87 77V78H86ZM98 77L96 78V79H98ZM115 77H117L118 79H120V78H122V79H124L123 77H121V75H120V77H118V76H115ZM140 77V76H139ZM138 77V78H139ZM142 77H143V74H142ZM150 77V76H149ZM162 76H160V80H162V78H161ZM167 77V78H166ZM180 77V75H177V78H179ZM201 77H203V76H201ZM200 77V78H201ZM219 78L221 77V76H218ZM218 77H217V79H218ZM234 78L236 81H237V78ZM247 77H249V76H247ZM42 78V77H41ZM41 78H39V79H41ZM57 78V77H56ZM79 78V77H78ZM117 78H116V80H117ZM126 78H127V76H126ZM125 78V79H126ZM150 78H152L153 79V77H150ZM163 78H164V76H163ZM241 78V77H240ZM11 79H13V78H11ZM32 79V78H31ZM30 79V81L29 80H27V81H29V82H31L32 80ZM54 79V78H53ZM58 79V78H57ZM164 79V80H165ZM175 79V80H174ZM180 79H182V77L180 78ZM180 79H177V80H179L180 81ZM224 79H226V80H224ZM228 79H230V80H228ZM4 80H6L7 81V83H8V85H9V80L10 79H4ZM17 80V79H16ZM44 80V79H43ZM50 80H52V79H50ZM59 80H61V78H59ZM63 80H61V81H63ZM95 80V81H94ZM107 80L105 81V82H107ZM138 80V79H137ZM141 80V79H140ZM139 80V81H140ZM155 80H157V79H155ZM160 80H158V81H160ZM174 80V81H173ZM176 80V81H177ZM205 80V79H204ZM241 80V79H240ZM15 81V80H14ZM13 81V82H14ZM34 81V80H33ZM39 81V80H38ZM69 81V80H68ZM96 81H99L100 83H97ZM134 81V80H133ZM136 81V80H135ZM134 81V82H135ZM143 81V80H142ZM157 81V83H159ZM234 81V80H233ZM243 81V80H242ZM247 81H248V78H247ZM17 82V81H16ZM37 82V81H36ZM51 82V81H50ZM55 82H58V81H55ZM66 82V81H65ZM71 82H73V81H71ZM93 82V83H92ZM104 82V81H103ZM103 82H102V84L100 85V88H102L103 87V89L105 90V91H107V92H109V93H112V95L111 94H109V93H106V92H103L102 91V89H100V88H97V89H99L100 90V94H101V92H103L102 94H105L106 93V96H107V94H108V96H107V98L109 97V99H108V104H107V102H106V105H107V107L109 108V106L108 105H110V108H109V113H108V111L106 112V114L108 113V116H107V118L106 119H110V117H109V115H111V114H114V113H119L118 114V117H117V125H116V127L118 128L117 129V132H122L121 134H122V141L123 140H125L126 141V143H128L129 141H132L134 138L136 139V141H137V139L138 138H136V136H138V135H136L137 133H139L140 134V132L142 131V125H143V127H145V126H147V124L148 123H150V120L149 119H147V118H145L144 117V119H147L149 122L147 123L146 122V120H143V121H145V123H147L146 125L145 124H143V122L141 121V123L139 124V125H136V129L138 130V129H141V131L139 130V131H136L137 133L136 134H134L135 133V131H131V133H130V131H129V129H127L128 131H124V125H123V123L122 122H127L128 123V125H135V122L134 123H132L130 120L131 119H128L127 118V116H125V112H127V114L126 115H128V113L130 114H134L135 115V110H137L138 108H142V106L141 107H132V105H133V102H132V100L130 101V102H132V103H130V105H131V107L129 106V102H128V99H127V102L128 103H126L127 105L126 106H128L127 108H129V110L126 108V107H124V109L123 110H125V108L127 109V111H123L121 108L119 109L121 112H119V110L117 109V108H119V106L120 107H122V105L124 104V102H123V99L125 98V95L126 94H123V95H121V96H119V98H117V96L115 97L114 95H116L115 94V92H114V89H113V87H112V89L110 88V86L108 87V85L106 86V85H104L103 84ZM113 82V81H112ZM130 82H132V81H130ZM138 82V81H137ZM161 82V81H160ZM162 82H164L165 83V81H162ZM178 82V81H177ZM205 82V81H204ZM218 82H219V79H218ZM244 82V81H243ZM242 82V83H243ZM248 82H250V81H248ZM1 83V82H0ZM10 83H12L11 82V80H10ZM19 82H17V83H15V84H18ZM40 83V82H39ZM53 83V82H52ZM58 83H60V81L58 82ZM63 83V82H62ZM84 83H83V81H82V83H79V84H82V86L81 85H79V86H81V88L83 87V85H84ZM85 83V84H86ZM94 83V84H95ZM108 83V84H109ZM143 83V82H142ZM166 83V84H167ZM231 83V82H230ZM29 84H31V83H29ZM32 84H34V83H32ZM32 84H31V86H32ZM40 84H42V82L40 83ZM46 84V83H45ZM68 84H69V82H68ZM72 84V83H71ZM75 84V83H74ZM90 84H88V86H89V88L91 87L90 86ZM112 84V83H111ZM115 84H116V82H115ZM128 84V83H127ZM132 84V83H131ZM155 84V83H154ZM161 84V83H160ZM178 85H179V83H177ZM240 84V83H239ZM238 84V85H239ZM245 85H251V84H246V83H244ZM1 85H4V86H6L5 84H2L1 83ZM11 85V84H10ZM10 85L8 86L9 88H10ZM63 85V84H62ZM65 85V84H64ZM102 85H104V86H106V87H104V86H102ZM130 84H128V86H129ZM133 85V84H132ZM136 85V84H135ZM141 85V84H140ZM146 85V84H145ZM168 85V84H167ZM172 85V84H171ZM182 85V84H181ZM230 85V84H229ZM229 85H226L225 86V88L226 89H228L229 90V92H227V93H229V94H231L232 93V95L234 94L235 96H237L238 94H236L237 92L236 91H238L239 89H237L236 90V88H237V83H236V87H235V84H232L231 83V85H232V87L230 86V88L232 89V88H235L234 90H235V92L233 93V92H231V91H233V90H231V89H229ZM254 85V84H253ZM11 86H14V85H11ZM42 86V85H41ZM43 86H44V83H43ZM67 86V85H66ZM75 86H76V84H75ZM77 86H78V83H77ZM86 86H87V84L85 85V88L83 87V91H86ZM102 86V87H101ZM134 86V85H133ZM142 86H144V85H141V87ZM155 86V85H154ZM159 84H158V87L157 88H159ZM161 86H162V84H161ZM160 86V88H162ZM176 86V87H175ZM234 86V87H233ZM241 86H243V84L241 85ZM246 86V87H247ZM248 86V87H249ZM17 87H19V86H17ZM23 87V86H22ZM28 87H29V85H28ZM33 87V86H32ZM31 87V88H32ZM36 87V86H35ZM35 87H34V92L36 93L37 91L36 90H38V89H36L35 90ZM38 87V86H37ZM36 87V88H37ZM51 87V86H50ZM50 87H49V89H50ZM63 87V86H62ZM61 87V88H62ZM65 87V86H64ZM125 87H126V85H125ZM125 87H123V88H125ZM167 87H169V86H167ZM173 87L174 88H179V87H181V86H179V87H177V85H176V83L173 85ZM184 87V86H183ZM205 87V86H204ZM223 87V86H222ZM238 87H240V86H238ZM255 87V86H254ZM27 88V87H26ZM30 88V87H29ZM28 88V89H29ZM40 88V87H39ZM42 88V87H41ZM40 88V89H41ZM46 87H44V89H45ZM54 88V87H53ZM73 88V87H72ZM81 88H79V89H81ZM88 88V87H87ZM106 88H110L111 90H113V92L111 91V90H108V89H106ZM128 88V87H127ZM131 88H135V87H132L131 86ZM137 88V87H136ZM139 88V87H138ZM137 88V89H138ZM154 88V87H153ZM185 88V87H184ZM241 88V87H240ZM21 89V88H20ZM33 89V88H32ZM43 88L41 89L42 91L44 90ZM56 89V88H55ZM54 89V90H55ZM67 89V88H66ZM76 89V88H75ZM78 89V88H77ZM76 89V90H77ZM85 89V90H84ZM94 89V88H93ZM181 89H182V87H181ZM202 89H203V87H202ZM226 89H222V90H226ZM241 89H244V87L243 88H241ZM250 88H248L246 91H248ZM30 90V89H29ZM47 90V89H46ZM71 90V89H70ZM69 90V91H70ZM99 90H97V92L99 91ZM158 90V89H157ZM164 89H162V91H163ZM179 90H180V88H179ZM179 90H177L176 92H178ZM205 90V93H207L206 92V88L204 89ZM221 90V91H222ZM253 90H256V89H253ZM252 90V91H253ZM8 91V90H7ZM41 91V92H42ZM48 91V90H47ZM46 91V92H47ZM52 91V90H51ZM62 91V90H61ZM64 91V90H63ZM88 91H90V93H94V95L95 94H97V92H96V88H95V90L93 91L92 90V88L90 89V90H88ZM87 91V92H88ZM92 91V92H91ZM111 91V92H110ZM115 91H117V90H115ZM138 91V90H137ZM139 91H140V88H139ZM142 91H144V89H142ZM147 91V90H146ZM145 91V92H146ZM150 91V90H149ZM152 91V90H151ZM156 91V90H155ZM161 90H160V92H162ZM165 91H166V89H165ZM168 91V90H167ZM184 91V90H183ZM203 91V90H202ZM216 91V90H215ZM227 91V90H226ZM240 91V90H239ZM246 91H244V93H242V90H241V94H245L244 96H245V99H246V95H249L250 94V91L251 90H249L248 92L249 93H247ZM27 92V91H26ZM25 92V93H26ZM28 92H30V91H28ZM27 92V93H28ZM44 92H45V90H44ZM53 92V91H52ZM66 92H68V91H66ZM85 93V92H82V90H81V93H83L84 95L86 94H88V93ZM96 92V93H95ZM159 92V91H158ZM159 92V93H160ZM169 92L170 93H172L173 95H175L176 93L175 92H171L170 90H169ZM168 92V95L170 94ZM180 92H182V91H180ZM186 92V91H185ZM184 92V93H185ZM188 92V91H187ZM186 92V94H189V92L187 93ZM196 92V91H195ZM204 92V91H203ZM217 92V91H216ZM219 92H220V90H219ZM254 92V91H253ZM260 92V91H259ZM8 93V92H7ZM30 93H32V90H31V92ZM35 93L33 94V95H35ZM48 93H50V92H48ZM56 93H57V91H56ZM61 93H63V92H61ZM77 93V92H76ZM97 94V98L100 100L102 97H103V99H101V100H103V101H101V102H105L106 101V99L107 98H105L104 97V95L102 96V94L100 95V94ZM149 93V92H148ZM147 93V95H149ZM152 93V92H151ZM163 93V92H162ZM191 93H193L192 92V90H191ZM190 93V96L189 97H191V95H193V94H191ZM227 93H224L223 92V94L222 95H224V97L223 98H225V100L224 101H226V97L225 96H227V95H225V94H227ZM255 93H257L256 91H255ZM254 93V94H255ZM11 94V93H10ZM42 94V93H41ZM46 94V93H45ZM58 94H60V93H58ZM65 94V93H64ZM71 94H72V92H71ZM114 94V95H113ZM118 94V93H117ZM153 94V93H152ZM155 94H156V92H155ZM180 93H177V95H175L176 97H178V99H177V101H179L180 100V104L182 103L181 101L184 99L185 100V98H186V101L188 100L187 99V95L186 96H184V94H183V96L184 97H181V95H179ZM182 94V93H181ZM199 94H201V92L199 93ZM239 95V96H242V95ZM253 94V93H252ZM17 95V94H16ZM51 94H49V96H50ZM55 95V94H54ZM73 95V94H72ZM81 95V94H80ZM86 95H85V98H89L88 96L86 97ZM94 95H92L93 97H94ZM110 95H111V97H110ZM144 95V94H143ZM158 95V94H157ZM160 95V94H159ZM163 95V94H162ZM161 95V96H162ZM166 95V94H165ZM165 95H163L164 97H165ZM168 95H166V98H168L169 99V97H170V95L168 96ZM173 95L171 96V100L173 99V102L174 103H176V104H173L172 105V101L171 100H169V102H168V104L166 103L167 101H165L166 100V98L164 99V97L162 96V98L164 99H161V100H163L162 102L163 103H166L168 106H171V108L174 106V108H176L179 104H178V102L176 101V100H174V99H176L175 97H173ZM220 95H221V93H220ZM220 95H218L219 97H221ZM231 95V96H232ZM233 95V96H234ZM257 95V94H256ZM254 96V97H256L257 98V96ZM9 96V95H8ZM46 96H48L47 94H46ZM64 96V95H63ZM91 96V97H92ZM112 96H114L115 97V99L117 98V101L115 100V99H113L112 98ZM145 96V95H144ZM150 96H152V95H150ZM161 96H159V97H161ZM201 96V95H200ZM202 96H204L203 94H202ZM243 96V97H244ZM260 96V95H259ZM30 97H32V96H30ZM50 97H52V96H50ZM56 97H57V95H56ZM62 97V96H61ZM69 97H71L70 95H69ZM74 97H75V95H74ZM83 97V96H82ZM92 97V99H95V98H93ZM95 97H96V95H95ZM127 98H128V95L126 96ZM130 97V96H129ZM155 97L156 96H154V98L152 99V100H154L155 99ZM180 97H181V99H180ZM188 97V98H189ZM229 97V96H228ZM227 97V98H228ZM8 98V97H7ZM34 98V97H33ZM58 99H60V96L58 95V97H57ZM63 99H64V97H62ZM110 98H111V100H110ZM193 98V97H192ZM204 98V100H205V97H203ZM202 98V99H203ZM207 98V97H206ZM230 98V97H229ZM228 98V100H230V102L231 103H233L234 104V102H236V99L235 100H233L234 98H240V97H234V98H232V100L234 101V102H232L231 101V98L229 99ZM247 98H250V100H252V99H254V98H252L251 99V97H249V96H247ZM48 99V98H47ZM53 99V98H52ZM55 99V98H54ZM68 99V98H67ZM66 99V100H67ZM131 99V98H130ZM129 99V100H130ZM195 99V98H194ZM210 99V98H209ZM241 99L245 102V104H247L248 105V103H249V105H250V103H254V102H252V101H250V102H248V103H246V101H248L249 99H246V100H244L242 97L240 98V100L239 101H241ZM19 100V99H18ZM17 100V101H18ZM83 100V99H82ZM86 100V99H85ZM91 100V99H90ZM110 100V101H109ZM113 100H115V104L113 103V104H110V103H112L111 101H113ZM145 100H147V99H145ZM151 100V99H150ZM158 100H160V99H158ZM161 100H160V102H161ZM183 100V101H184ZM192 100V99H191ZM227 100V101H228ZM256 99H254L253 101H255ZM32 101V100H31ZM41 101V100H40ZM44 101H48V100H44ZM43 101V102H44ZM61 101V100H60ZM64 101V100H63ZM73 101V100H72ZM93 101H96V100H93ZM136 102L138 101V100H135ZM141 100H139L138 102H140ZM144 101V100H143ZM143 101H141V102H143ZM157 101V100H156ZM171 101V102H170ZM186 101H184L181 105H179V107L180 106H182L184 103L185 104H188L187 106L185 105H183V109H184V111L183 112H185V111H187L188 109V107H192V105H191V102H186ZM196 101V103H194ZM222 101V100H221ZM238 101V100H237ZM238 101V102H239ZM242 101V102H243ZM257 101V100H256ZM42 102V103H43ZM49 102V101H48ZM68 102V101H67ZM81 101L79 100L78 101V103H80ZM89 102V101H88ZM88 102H86V104L88 103ZM114 102V101H113ZM116 102H117V105H118V107H116V108H114L113 107V105L114 106H117L116 105ZM126 102V101H125ZM146 102V101H145ZM161 102V103H162ZM193 103H194V106L196 107L198 104H200L201 102H202V104L203 103H205V104H203V105H206L207 107H208V105H210V106H214V107H212V111H211V113H209L208 115V119H206V120H209V117L210 116H212V119H214L215 117L213 116V114L214 113H212L213 111L215 112V110H213V108H216L215 107V105H213V104H208V102H211L212 103V101H211V99L209 100V101H207V99H206V101H202L201 100V102L200 103H198V100H193L192 101ZM214 102H216V100L214 101ZM219 102V105H218V107L220 106V110H221V108H222V106L220 105V101H218ZM217 102V103H218ZM223 102V101H222ZM22 103V102H21ZM20 103V104H21ZM28 103V102H27ZM41 102H39V104H40ZM59 103V102H58ZM61 103V102H60ZM77 103V105H80V104H78ZM91 103V102H90ZM87 104V105H89V109H90V107L91 106H93V104H95V103H91V104ZM151 103V102H150ZM153 103V102H152ZM161 103L159 104V105H161ZM171 105H170V104ZM198 103V104H197ZM229 103V102H228ZM44 104V103H43ZM51 104V103H50ZM138 104V103H137ZM145 104V103H144ZM216 104V103H215ZM222 105L224 104L225 105V103L223 102V103H221ZM233 104H231V105H233ZM237 104V103H236ZM24 105V104H23ZM42 105V104H41ZM45 105H47V104H45ZM55 105V104H54ZM64 105V104H63ZM68 105V104H67ZM91 105V106H90ZM95 105H97L98 106V104H95ZM105 105V106H106ZM146 105V104H145ZM152 105V104H151ZM159 105H157L156 107H158L159 108ZM167 105H165V104H162V110H163V107L164 106H166L167 108H168V106ZM175 105H176V107H175ZM223 105V106H224ZM226 105H227V103H226ZM225 105V106H226ZM229 105H230V103H229ZM229 105H228V107H229ZM237 105H239V104H237ZM241 105V104H240ZM247 105L245 106V107H247ZM22 106V105H21ZM44 106V105H43ZM49 106H52L53 107V105L51 104V105H48L47 107H49ZM58 106V108H59V106L61 107V108H64V107H62L60 104L58 105H56L55 107H57ZM66 106V105H65ZM71 106H76L75 104L74 105H71ZM80 106H82V102H81V105ZM84 106V105H83ZM112 106V107H111ZM124 106V105H123ZM137 106V105H136ZM147 106V105H146ZM145 106V107H146ZM153 106V105H152ZM151 106V107H152ZM155 106V105H154ZM193 106V107H194ZM199 106H201V105H199ZM199 106H197L196 107V109L198 108V109H201L202 108V106H201V108H199ZM206 106H204V107H206ZM210 106L208 107V108H210ZM242 106V105H241ZM79 107V106H78ZM144 107V106H143ZM149 107V106H148ZM190 107V109H192ZM194 107V108H195ZM203 107V108H204ZM206 107V108H207ZM228 107H226L227 108V110L225 109V107H224V109L222 108V110H224V112L222 111L221 113H223L222 114V116L224 115V118L222 119V121L221 122H224V123H222V125L221 126H223V124H225L226 122H228V118L230 117V115H231V117H232V114H233V108H231L230 110L228 109ZM240 107V106H239ZM243 107L244 106H242V109H243ZM245 107H244V109L243 110H245ZM251 107V106H250ZM253 107H254V105H253ZM23 108V107H22ZM43 109L44 108H46V107H42ZM61 108H59V109H61ZM95 108V107H94ZM97 108V107H96ZM130 108H132L131 110H130ZM166 108V109H167ZM181 108V107H180ZM180 108H178L179 110H180ZM230 108V107H229ZM241 108V107H240ZM4 109V108H3ZM48 109V108H47ZM98 109H100L99 108V106H98V108L97 109H94V110H97V112L98 111H100V110H98ZM111 109V110H110ZM113 109V110H112ZM115 109L117 110V111H115ZM135 109V110H134ZM143 109V111H144V108H142ZM147 109V108H146ZM149 109V108H148ZM148 109H147V111H148ZM155 109V108H154ZM157 109V108H156ZM166 109H165V111H166ZM170 108H168V110H169ZM182 109V108H181ZM182 109V110H183ZM187 109V110H186ZM190 109H189V111H187V112H189L188 114L189 115H191L192 116V119L195 117V119L197 120V112L199 111V110H197L196 112L195 111H193V109L191 110V111H193L194 113H195V115L193 114V112H191L190 111ZM195 109V110H196ZM205 109V108H204ZM204 109H203V111H204ZM236 109H238V108H236ZM236 109H234V111H236ZM242 109H241V111H242ZM249 109V107L246 109V110H248ZM257 109V108H256ZM260 109V108H259ZM6 110V109H5ZM33 110V109H32ZM41 110V109H40ZM62 110V109H61ZM61 110H59V111H61ZM65 110V112H64V114L66 113H69V112H66V109H63V111ZM133 110V111H132ZM139 110V109H138ZM138 110L136 111L138 114L140 113V112H138ZM159 110H161V109H158V111ZM172 110V109H171ZM179 110H178V112H176L177 111V108H176V111H175V109H173V111L172 112H170L173 116H175V114L177 113V115L180 113L179 112ZM181 110V111H182ZM211 110V109H210ZM210 110H209V112H210ZM226 110V111H225ZM239 110V109H238ZM237 110V111H238ZM246 110H245V113L246 114H248L247 115V117L251 114V113H249L250 112V110H251V108L248 110L249 112H246ZM1 111V110H0ZM46 111V110H45ZM51 111H52V108H51ZM58 111V110H57ZM62 111V112H63ZM70 111V114L72 113L73 115H75L74 114V112H71V110H69ZM87 111V110H86ZM93 111V110H92ZM123 111V112H122ZM129 111H131V112H129ZM140 111V110H139ZM142 111V112H143ZM156 111V110H155ZM157 111V112H158ZM165 111H163V112H165ZM175 111V112H174ZM202 111V110H201ZM201 111L199 112L200 113V115H202L201 114ZM206 111V110H205ZM217 112H216V114L217 113H219V111L218 110H216ZM253 112H254V110H252ZM251 111V112H252ZM4 112V111H3ZM3 112L1 111L0 112V116L2 115V118L4 117V119H3V121H2V123H4L3 125H2V129L0 128V264H68V263H71L72 264V262L75 260L74 259V256H73V254L74 253H72V250H70V251H68L69 249L68 248H70L69 247V245H66V243L67 242H69V239H68V241L65 243L64 241H63V238L62 237H60L59 235H60V232L62 231V230H60L61 228H63V226H67V225H65V224H69V227L71 226V224L73 225V224H75V222H72L73 220H77V216L75 215H73L75 218H73V219H71V217L72 216H70L72 213L73 214H76L77 213V215H78V218H79V221H80V227H81V231H79L78 230V228L75 226V225H73V226H71V230H75V228H74V226L77 228L76 229V231H77V241H78V243H77V248H76V251H77V257H78V259L77 260H79V262H81V263H88L89 264V262L91 263V264H104L105 263V261H106V259H108L107 261L109 262L108 264H123V262L124 261H127V263L126 262H124V264H158L159 262H161V264H163L164 263V261L163 260H165V262L167 261L168 263L167 264H178L177 263V260L180 262V260L183 262V263H186L185 261H184V259L183 258H181L180 259V254H182V253H180L179 252V250H178V252H177V250L175 251L174 249H171V250H174V252L172 251L171 252V250H166V249H170L171 248V245H168V247L166 246V245H164L165 243L166 244H172V242L171 243H168V242H170V240L171 241H173L174 239L176 240V237L175 236H178V234L176 235V229H178L179 227H180V229H181V227H183V228H186L187 229V227H189V226H191V223H192V219H193V222H196V221H198L199 220V224H202V225H200L201 226V228L202 227H204L203 226V224L205 223V222H207L205 219H202V221H203V223H202V221L200 220L201 219V215H203L204 217H206L207 215H204V214H207V212L208 211H210V213H213L212 211H214L216 214L215 215H212V216H218L219 214H223L221 217H219V219L220 218H222L223 216H226V217H224V219H225V221H224V219H223V223L221 222V221H219V220H217L218 218H217V216H216V220H217V222H215V223H217L218 225H221V226H224L225 225V230L228 232V230H229V232H230V230L232 231V230H234V231H232L233 232V235L232 236H236L235 238L234 237H231V236H229L228 238H234V240L233 239H231V240H233V242H229L228 240H226L224 237H225V235H226V233H225V235L223 236V238L222 237H220V235H219V238H222L223 240H221V239H219L217 236V234H223V232L221 231V230H219V229H216V226H213V227H211L212 225L211 224H208L207 225V223H205L204 225L206 226H208L206 229H204V228H202V230H203V232H201V229L199 230V234H198V231L197 232H195L194 230L196 229V228H200L197 224L195 225V226H197V227H195V229H194V227H193V225L191 226L192 227V229L189 227V229L188 230H192V232L194 231L195 233H197L195 236H193L195 233H193V235H192V237H193V239H194V242L192 241L193 239L191 238V241L192 242H190L189 241V237H187V241L186 242H188L189 243V245L185 242L184 243V245L186 244L187 246H189L188 248L189 249H191V250H193V248H195V249H197L199 252H201V254H203V256H206V257H202L203 258V260L202 261H204V258L205 259H208V261H210L211 263H221V264H256L257 262L259 263V264H264V240H262V239H264V236L262 235L264 232H261V231H259V229L260 228H258V229H256V231H255V227H262L263 228V230H264V205H263V203H260V200L259 199H257V198H255L256 196H255V194H253V193H255L256 191H248L249 189L247 188H245V187H242V186H240L241 185V183H240V181H236V183H234V182H232L230 179V177H231V173L233 174L234 173V170L235 169H230L229 171H228V169L226 168L225 169V167H224V165L226 164H228L227 166H230L231 167V165H233V167H237L238 165L241 167H243V164H244V166L246 165L245 163H247L248 161H251V160H253L254 158H255V160H257L258 159V161H259V158H260V161H261V159H264V149H263V147L262 146H264V145H262V144H264V134L263 135H261V133H259V135L257 136V135H255V133L257 132L258 133V131H260L261 129L263 130V131H261L262 133H264V129H263V126H264V118L263 117H256V115H258V113H256V115L253 113L252 115H255V117L256 118H258V119H254V120H252V118L250 117V121H252V122H256L257 123V125H256V123L254 122V123H252L254 126H258L259 128H257V129H259L258 131L256 130V132L254 133V135L256 136H253V138H248L247 136H245L244 135V132H239V124L237 125L238 126V131H235L237 134L238 133H240V134H236L235 132L233 133V129L234 128H232V132L231 133H233V134H229V135H225L224 137L223 136H221L222 138H223V140L222 141H220V143L219 142H216V140H215V150L213 149V151L211 150V148L214 146V144H213V140H211V131L212 132H214L213 131V128L215 127V124H213V121L212 120H209V121H212V125L214 126H212L210 123H208L207 121V123L210 125L209 126V128H208V124L206 125V124H204V127H203V131H201V133L204 135V136H202V137H200V138H202V142H197V140L196 139H199L198 138V136H196L198 133H199V130L197 131L198 133L197 134H195L196 133V131H194V129L192 128V130L194 131V133H193V131H189L188 133H187V131L190 129V126H191V124H190V126L188 125L189 124V122H188V127H186L185 129H184V127L185 126H187V125H182V124H185V119H181V117L182 116H180V117H178L177 115L174 117V119H173V117L171 118L170 117V119L169 120H172L173 119V125H171V127H172V130H173V132L175 131L176 133H168L170 130H169V128L171 129V127H170V124L168 123L169 122V120H167V124H169V126H167L166 128L168 129V131H167V133L165 132L167 129L166 128H164V130H163V128H159L158 127V129H162V131L163 132H161V131H159V135H160V132L163 134V139L164 138H166V136H167V138L169 137V138H172L171 136L173 135H175L176 137L174 138L173 137V140H170L171 142V144L169 143V145H173L174 146V140L176 139V141L178 140L177 138H182V136L184 137V138H182L183 139V141H182V139L180 138L179 139V141H177L178 142V145H176L177 144V142L175 143V145H176V147L174 146V147H170L169 145H167V144H165V142H169V140L167 141L166 139L165 140H163L162 139V137L160 136H154V134H153V137L155 138H157V137H159V139L160 140H162L163 141V146H167V147H170V150L168 151L166 148H165V153H166V151H168V155L169 154H173L174 152H175V149H178V147L177 146H179L180 148V150L178 149V151H183V153H180V152H178V153H180L182 156H184L185 154H184V151L186 152V155L184 156V158H186V160H184V162L185 163H180V164H178V163H176V157L177 156H175V157H170L171 155H169V157H168V159H169V161L171 160L172 162H170V165L171 166H173L174 165V163L173 162H175L176 164H177V166H179V167H177V168H179V171H180V173H182V174H179L178 172H177V168H175L176 166H173L174 168H175V172L177 173V175H175V177H173L174 179H172V170L170 171V173L169 172H167L166 173V170H167V168H166V170H164L165 172L164 173H162L161 171L163 170V166L164 165H166L167 164V160H163L162 161V159H159V158H161V156H157V155H160V154H157L158 152L155 150V148H153V145H152V147H151V145H149L148 143V145L150 146V147H148L147 148V150H146V155L148 154L149 156H146V157H149V159H148V162L146 163L145 161H147V160H145V161H143V163H141V162H139V160H138V157L140 158V159H142V157H144L145 155H144V153H145V149L143 150L144 151V153H141V154H143V156L141 155V154H139L140 152L138 151V148L137 147H139V144H137V146H136V144H129L131 147H129V145L128 144H126L125 146L126 147H129V148H127V149H129L128 151H129V153L130 154H128V155H130V156H125V154L128 152L127 150H126V152H124L125 151V148H124V146L122 145L121 146V142L122 141H120L121 140V138L120 139H118L119 137H118V135L117 136H115L116 134H117V132L115 131L114 132V130H111V131H113V133H116L115 135H113V138H114V136H115V138L114 139H118L117 140V142H115L116 144H118V142L120 141V146L121 147H123V149L122 150H124V151H122L121 153H123V155L127 158V159H122L123 158V156H121L120 157V154H117V155H119V157H120V160L122 159L123 161L121 162L120 161V163H123V162H125L126 160V163L129 161V162H132L131 163V170H129V165H130V163L129 164H126V166H127V168H128V171H130V173H129V175H126V176H128V177H131L128 181L130 182H133L132 183V185H130L131 186V188L129 187V184L131 183H129L128 184V182L126 183L127 185V187L128 188H130L131 189V191H128V190H130V189H128L126 186V191H128V193H126V194H128V196L130 197H128L127 196V198L128 199H132V201H131V203H136L138 206H139V202H138V199H137V201H135V199L137 198V197H142L144 200H146L145 201V203H140V204H142V205H144V206H141L140 205V208H141V210L139 211L140 212V214L142 215V218H139V217H137V215L139 214V212H138V209H137V205L135 204V206L136 207H132V206H134V204H130V202H129V207H127L128 208V210H127V208H126V210H127V212H128V214H126V215H123L122 213L120 214V213H118L119 211H122V210H120L121 209V207H123L122 205L124 204V208H125V196L123 195V192L122 191H124L123 189H124V187L122 188V190H121V193H120V191L118 190V189H121V187H119V185H120V183H119V185H118V182H116V180H115V182H114V180H111V179H109V176H113V177H111V178H115V179H117L118 180V178L117 177H115L116 175H115V173L116 172H113V171H115L116 170V167H112V166H114L115 164H116V162H114V161H111L110 163H112V162H114V165H110V163H108V159L109 160H111L109 157H108V159H107V156H106V158L103 156V152H104V150H103V148L104 147H107L106 145H104V147H102V145H101V140H103L104 141V139H106V137H101V135H100V131H102L103 130V128H105L106 126H102V130L100 129L101 128V126H99V134L98 133H96V134H98L100 137L98 138V136L96 137V136H94V137H96L97 139L96 140H94L95 138L94 137H91V138H94V139H91V138H87V140L86 139H82V141L84 140L85 141V145H83L81 142H80V146H79V143H77L76 145H78L79 146V149L78 150H80V151H82V149H83V151H84V154H83V151H82V156H83V158H80V159H78V161H77V159H75L77 162V164L75 165L74 163V165L75 166H73L72 165V163H71V161L68 159L67 161L68 162H66V161H63V158H62V161H63V164H65V168H64V170H65V174H66V178L68 179L67 181H69V182H63L64 184H66V186H64L65 187V190L63 189V188H61V192H59L58 193V191L56 190V192L58 193V195H60V197H58V198H60V203H61V201H62V203L64 204L63 206H65L66 207V211H65V209H64V212H68L69 211V209H70V211L72 212V213H63V215L62 214H59L58 213V211H60V209H61V213H62V207L63 206H61V205H57V206H59V207H56L55 205H56V203H57V201H58V198H55V201H56V199H57V201L54 203L53 202V200L51 199L52 197H50V195H49V192L48 191H50V188H49V190L47 191V187L48 186H45L46 188H44L42 185L44 184H41L40 182L42 181V180H40L41 178H39L40 176H38L39 175V171H37V170H42V168L43 167H45L44 169V171L43 172H46V174H47V172H48V169H50V167L49 168H47L48 167V161H47V159H46V157H45V155L46 154H44V156L43 155H41V154H39L37 151H39L38 149H43V148H40L41 147V144L43 143H40V141L41 140H39V138H37V140L35 139H33V141L31 142V144H30V141L27 139V137H26V140H28V141H24L21 137H14V136H11V137H14V138H11L10 136V138L9 137H6V136H8V135H10V133H6V129H9V128H11L12 130L15 128V125L13 124V122H11V120H9L8 119V117L7 116H5L6 114H7V112H6V114L5 115H3ZM31 112H33V111H31ZM35 112V111H34ZM33 112V114L35 115V113ZM39 112V111H38ZM41 112H43V110L41 111ZM40 112V113H41ZM49 112V111H48ZM76 112V111H75ZM83 112V111H82ZM114 112V113H113ZM132 112H134V113H132ZM151 112V111H150ZM168 112V114H167V116L170 114ZM183 112H181L179 115H182V113ZM186 112V113H187ZM191 112V113H190ZM207 112H208V109H207ZM239 112V111H238ZM257 112V111H256ZM52 113H54V112H51V114ZM59 113V112H58ZM137 113H136V115H137ZM145 113V112H144ZM166 113V112H165ZM164 113V114H165ZM175 113V114H174ZM185 113V114H186ZM198 113V114H199ZM203 113V112H202ZM225 113V114H224ZM245 113L243 112V113H239V115H241V116H243V114L245 115ZM37 114H39V113H37ZM43 114V113H42ZM41 114V115H42ZM87 114V113H86ZM105 114V115H106ZM146 114V113H145ZM147 114H150V113H147ZM156 114V113H155ZM162 114V113H161ZM193 114V115H192ZM205 114H206V112H205ZM216 114H214V115H216ZM40 115V114H39ZM38 115V116H39ZM48 115V114H47ZM49 115H50V113H49ZM53 115V114H52ZM62 115V114H61ZM69 114H67V116H68ZM84 115V114H83ZM100 116H102L103 114H102V111L100 112V114H99ZM142 115V114H141ZM154 115V114H153ZM183 115H184V113H183ZM189 115H187V116H185V118L186 117H191V116H189ZM204 115V114H203ZM218 115V114H217ZM221 114H219V119H220V117H222V116H220ZM236 115H238V114H236ZM239 115H238V117H239ZM251 115V116H252ZM37 116V115H36ZM58 116V115H57ZM77 116V115H76ZM88 116V115H87ZM96 116V115H95ZM128 116H130V115H128ZM143 116H145V115H143ZM143 116H142V119H143ZM151 116V115H150ZM149 116V117H150ZM164 116H166V115H164ZM163 116V118H165ZM206 116V115H205ZM234 117H235V119H236V116H235V113H234V115H233ZM7 117V118H6ZM41 117V116H40ZM40 117H39V119H40ZM44 117H45V115H44ZM54 117H55V115H54ZM71 117V116H70ZM69 117V118H70ZM78 117V116H77ZM90 117V116H89ZM109 117V118H108ZM112 117H114V115H112ZM138 117H140V115L138 116ZM147 117H148V115H147ZM156 117V116H155ZM158 117V116H157ZM157 117H156V119H157ZM201 117H203V116H201ZM230 117V118H231ZM233 117V118H234ZM244 117H246V115L244 116ZM49 118V117H48ZM57 118V117H56ZM59 118V117H58ZM74 118V117H73ZM94 118V117H93ZM92 118V119H93ZM96 118V117H95ZM124 118H127L126 120H124ZM151 118V117H150ZM162 118V115H161V118H159V119H161L162 121V124H164L163 123V119ZM167 118H169V116L167 117ZM176 118H177V120L179 121V119H180V121L178 122L179 123V125L181 124L182 126H179L178 125V123H175V124H177L176 126H175V124H174V120H176ZM229 118V119H230ZM240 118H242V117H239L238 119H240ZM249 118V117H248ZM254 118V117H253ZM42 119H43V117H42ZM61 118H59V121H61L60 120ZM71 119V118H70ZM152 119H153V117H152ZM155 119V118H154ZM158 119V120H159ZM186 119H188V118H186ZM189 119H191V118H189ZM191 119V120H192ZM200 119V117L198 116V120ZM210 119H211V117H210ZM243 119H245V118H242L241 120H240V122L238 121V123H241V122H243ZM19 120V119H18ZM76 120V119H75ZM86 120V119H85ZM98 120V119H97ZM177 120H176V122H177ZM181 120L183 121V120H185L184 122H181ZM194 120V119H193ZM203 120H205V119H203L202 118V121ZM215 120V119H214ZM20 121V120H19ZM34 121V120H33ZM42 121V120H41ZM81 121H83V120H81ZM129 121H130V123L131 124H129ZM155 121H157V120H155ZM164 121H166V119L164 120ZM188 121V120H187ZM199 121H201V120H199ZM229 121H231V119L229 120ZM232 121H234V120H232ZM237 121V120H236ZM235 121V122H236ZM246 121V120H245ZM245 121H244V123H245ZM248 121V120H247ZM250 121H248V122H250ZM70 121L68 120V122L67 123H69ZM71 122H72V119H71ZM77 122V121H76ZM93 122H94V120H93ZM159 122V121H158ZM160 122V123H161ZM181 122V123H180ZM190 122H192V121H190ZM215 122V121H214ZM217 122V121H216ZM248 122H246V125H247V123ZM35 123V122H34ZM46 123V122H45ZM62 123V122H61ZM78 123V122H77ZM92 123V122H91ZM156 123V122H155ZM155 123L153 124V122L151 123L152 125H154L155 126ZM159 123V124H160ZM166 123V122H165ZM171 124H172V122H170ZM201 123H204V122H201ZM230 123V122H229ZM21 124V123H20ZM24 124V123H23ZM37 124H38V122H37ZM41 124V123H40ZM72 124H74V122L72 123ZM79 124V123H78ZM81 124V123H80ZM83 122H82V126H83ZM87 124V123H86ZM88 124H90L89 122H88ZM85 125V128L86 127H88L89 126V129L91 130V129H93V132H94V125H93V127H91L90 128V125ZM93 124H95V123H93ZM102 123H100V125H101ZM112 123H109V125H110V127L111 126H113V124L111 125ZM167 124H165L164 125V127L167 125ZM217 124V123H216ZM221 124V123H220ZM227 124V126L229 125L228 123H226ZM226 124H225V126H226ZM233 124H235L234 122L232 123V125ZM236 124H237V122H236ZM45 125V124H44ZM61 125H64L63 123L61 124ZM67 125V124H66ZM74 125H76V124H74ZM104 125V124H103ZM105 125H108V124H105ZM108 125V126H109ZM145 125V126H144ZM150 125V124H149ZM192 125H193V123H192ZM197 126V127H195V130H197V128H198V124H194L193 126ZM218 125H219V123H218ZM249 125V124H248ZM24 126V125H23ZM22 126V127H23ZM31 126V125H30ZM42 126V125H41ZM41 126H39V128L41 127ZM67 126H69V125H67ZM80 126V125H79ZM107 126V127H108ZM141 126V127H140ZM157 126V125H156ZM160 126V125H159ZM162 126V125H161ZM160 126V127H161ZM212 126V127H211ZM221 126H219V128L221 127ZM249 126H251V125H249ZM0 127H1V125H0ZM45 127H46V125H45ZM44 127V128H45ZM60 127V126H59ZM64 127H66V126H64ZM72 127V126H71ZM109 127V128H110ZM138 127H140V128H138ZM150 127V126H149ZM148 127V128H149ZM153 127V126H152ZM163 127V126H162ZM169 127V128H168ZM174 127H176V128H178V127H182V129L181 128H179L178 130V132H181V131H184L182 134V136H180L178 133H177V129L175 130L174 129ZM192 127V126H191ZM207 127V128H206ZM224 127V126H223ZM230 127V126H229ZM232 127V126H231ZM231 127H230V129H231ZM241 127V126H240ZM248 127V126H247ZM256 127H250L251 128V130H252V128H255L256 129ZM21 128V127H20ZM26 128V127H25ZM43 128V127H42ZM43 128V129H44ZM47 128V127H46ZM51 128V127H50ZM70 128V127H69ZM80 128V127H79ZM95 128H97V125L95 124ZM109 128H105V129H107L108 131H106V134H108L107 132H111L110 130H109ZM112 129L113 128H115V125H114V127H111ZM110 128V129H111ZM147 128V129H148ZM155 128V127H154ZM199 128H201V130H202V127H200V125H199ZM198 128V129H199ZM212 128V129H211ZM219 128H218V130H219ZM235 128H237V127H235ZM245 127H243V129H244ZM249 128V129H250ZM4 129H5V131H4ZM41 129V128H40ZM58 129V128H57ZM63 129V128H62ZM62 129H61V134L63 133L62 132ZM71 129V128H70ZM75 129H76V127H75ZM81 129V128H80ZM84 129V128H83ZM88 129V130H89ZM104 129V130H105ZM145 129H146V127H145ZM156 129H157V127H156ZM166 129V130H165ZM180 129H181V131H180ZM207 129V130H206ZM209 129V130H208ZM210 129H211V131H210ZM214 129H216V127L214 128ZM242 129V130H243ZM14 130H16V128L14 129ZM39 129L37 128V132H39L38 131ZM98 130V129H97ZM119 130V131H118ZM149 130H150V128H149ZM151 130H153V129H151ZM187 130V131H186ZM225 129L223 128V132H225L224 131ZM20 131V130H19ZM22 131V130H21ZM27 131V130H26ZM25 131V132H26ZM36 131V130H35ZM155 131V130H154ZM206 131V132H205ZM210 131V132H209ZM217 131V130H216ZM226 131H227V129H226ZM244 131V130H243ZM253 131V130H252ZM255 131V130H254ZM3 132H5V133H3ZM15 132H18V131H15ZM24 132V131H23ZM76 132V131H75ZM81 132V131H80ZM79 132V133H80ZM132 132H134L133 134H132ZM166 134H165V133ZM205 132V133H204ZM211 133L210 135H209V133ZM219 133L220 132H222V130L220 129V131H218ZM222 132V133H223ZM43 133V132H42ZM49 133V132H48ZM66 133V132H65ZM68 133V132H67ZM66 133V134H67ZM74 133V132H73ZM77 133V132H76ZM82 133H84V131L82 132ZM81 133V134H82ZM88 133H90L89 131H88ZM103 133V132H102ZM104 133H105V131H104ZM112 133V134H113ZM144 133V132H143ZM187 133V134H186ZM200 133V134H201ZM219 133H217L218 135H219ZM229 133H230V131H229ZM256 133V134H257ZM8 134V135H7ZM23 134V133H22ZM41 134V133H40ZM45 134V133H44ZM43 134V135H44ZM81 134H77L78 136H79V138L81 137L80 135ZM92 134V133H91ZM111 134V135H112ZM147 134V133H146ZM145 134V135H146ZM151 134V133H150ZM164 134L166 135V136H164ZM177 134V135H176ZM186 134V135H185ZM201 134V135H202ZM208 134V135H207ZM214 134V133H213ZM224 134H228V131H227V133H224ZM63 135H65V134H63ZM63 135H60V137L61 136H63ZM68 135V134H67ZM70 135V134H69ZM77 135H76V137L74 136V138H72L71 137V139H75V138H78L77 137ZM83 135V134H82ZM93 135H94V133H93ZM110 135V134H109ZM108 135V136H109ZM141 135H143L142 133H141ZM141 135H139V136H141ZM179 135V136H178ZM200 135V136H201ZM218 135H216V136H218ZM221 135V134H220ZM223 135V134H222ZM241 135H244V136H241ZM26 136V135H25ZM46 136H47V134H46ZM102 136H103V134H102ZM105 136H107V135H105ZM135 136V137H134ZM178 136V137H177ZM195 136L197 137V138H195ZM210 136V137H209ZM215 136V137H216ZM230 136H231V138H232V140H233V138H234V140L232 141L231 140V142H234V143H229L230 142ZM241 136V137H240ZM40 137V136H39ZM42 137V136H41ZM48 137V136H47ZM64 138L66 137V136H63ZM87 137V136H86ZM118 137V138H117ZM120 137H121V135H120ZM219 138V140H221L222 138ZM225 137H227V138H229V139H226V141L224 140V138ZM250 137V136H249ZM7 138H9V139H7ZM69 138V137H68ZM83 138H84V135H83ZM101 138H103V139H101ZM112 138V137H111ZM212 138H213V136H212ZM246 138H248V139H246ZM41 139V138H40ZM70 139V138H69ZM80 139V140H81ZM108 139H109V137H108ZM141 139V138H140ZM45 142H46V137H45ZM62 140V139H61ZM68 140V139H67ZM75 140H78V139H75ZM75 140H74V142H75ZM99 140V141H98ZM43 141V140H42ZM79 141V140H78ZM94 141H96V142H94ZM108 141V140H107ZM106 141V142H107ZM111 141H112V139H111ZM115 141V140H114ZM113 141V142H114ZM140 141V140H139ZM162 141L160 142L159 140H158V142H160L161 144H162ZM180 141H181V143H183L182 144V146H180ZM187 141V142H186ZM217 141H218V137H217ZM227 141H229V142H227ZM29 142V143H28ZM33 142H35V143H33ZM38 142V143H37ZM44 142V143H45ZM47 142H48V140H47ZM105 142V141H104ZM105 142V143H106ZM132 142H134V141H132ZM40 143V144H39ZM135 143H138V142H135ZM140 144H141V141L139 142ZM143 143H144V145H143ZM146 141L144 142L143 140H142V147L143 148H145V147H147L146 146ZM173 143V144H172ZM185 143V144H184ZM29 144L31 145V146H33V148L31 147V146H29ZM39 144V145H38ZM48 144V143H47ZM46 144V145H47ZM51 144V143H50ZM81 144L84 146L82 149L80 148L81 147ZM107 144V143H106ZM111 144V142H109V144L108 145H110ZM115 144V145H116ZM228 144H232V146H230V145H228ZM88 147H87V146ZM40 146V147H39ZM64 146H67V145H64ZM69 146V145H68ZM67 146V147H68ZM163 146H161L162 148H163ZM66 147V148H67ZM70 147H71V145H70ZM70 147H68L69 148V150H70ZM86 147V148H85ZM112 147V146H111ZM116 147H117V145H116ZM115 146L114 147H112L113 148V152L114 151H116V153H117V150H118V147L116 148ZM30 148H31V150H30ZM68 148L66 149V150H68ZM85 148V149H84ZM152 148L155 150V152H157V153H153L154 152V150H152ZM172 148H174L173 150H174V152H173V150H172ZM258 148V149H257ZM34 151H33V150ZM46 149V148H45ZM107 149V148H106ZM116 149V150H115ZM120 149V151H121V148H119ZM169 149V148H168ZM40 150V151H41ZM47 150V149H46ZM49 150V149H48ZM103 150V152H101ZM172 150V151H171ZM51 151V150H50ZM71 151V150H70ZM106 151V150H105ZM120 151H118V152H120ZM33 152H34V154H33ZM38 153V154H36V153ZM43 152V151H42ZM66 153H68L67 151H65ZM72 152V151H71ZM79 152V151H78ZM139 152V153H138ZM169 152H171V153H169ZM173 152V153H172ZM48 153H50V152H48ZM54 153V152H53ZM81 153V152H80ZM115 153V152H114ZM104 154H105V152H104ZM154 154V155H153ZM179 154V155H180ZM34 155L36 156V158H34ZM38 155V156H37ZM41 155V156H40ZM72 154L70 153V156H71ZM76 155H78V154H76ZM75 155V156H76ZM105 155H107V154H105ZM173 155H175V153L173 154ZM172 155V156H173ZM32 156V157H31ZM47 156V155H46ZM54 156H55V154H54ZM53 156V157H54ZM65 156V155H64ZM114 156H116V154L114 155ZM113 156V158H115ZM152 156L153 157H155V156H157L156 158H152ZM40 157H45V159H46V162H47V164H45L46 166H43V165H41L40 163H39V165H37V163L39 162V161H41L42 159V161L41 162H43L44 161V158H40ZM67 157V156H66ZM65 157V158H66ZM72 157H74V156H72ZM72 157H71V160H73L72 159ZM145 157V159H147ZM212 158V159H214V161L213 162H208L209 164L207 165V164H205V162L206 161H204V159H206V158ZM34 158V159H33ZM39 158V159H38ZM78 158V157H77ZM104 158H105V160H104ZM112 158V157H111ZM113 158H112V160H113ZM118 158V156L115 158V160ZM129 158H131V160L129 159ZM158 158V160H156ZM173 160H172V159ZM200 158H204V159H200ZM32 159L33 160H35V159H38L39 161L37 162V160H35L36 161V163H35V161H32ZM50 159H51V157H50ZM53 159V158H52ZM175 159V160H174ZM178 159V158H177ZM212 159H210L211 161H212ZM65 160V159H64ZM83 160V161H82ZM143 160V159H142ZM141 160V161H142ZM153 160H155L156 162L157 161H159V164H157V163H152L153 162ZM61 161V160H60ZM119 161V160H118ZM154 161V162H155ZM160 161H162V163H160ZM254 161V160H253ZM33 162V163H32ZM45 162V163H46ZM65 162V163H64ZM74 162V161H73ZM145 162V163H144ZM178 162H180V160L178 159ZM252 162V161H251ZM255 162V161H254ZM257 162V161H256ZM264 162V161H263ZM35 163V164H34ZM49 163H50V161H49ZM53 162H51V164H52ZM118 163V162H117ZM120 163H118L119 165H122V164H120ZM173 163V164H172ZM259 162H257V166H259V164H258ZM33 164H34V166H38L37 168L36 167H34L33 166ZM42 164H44V162L42 163ZM55 164V163H54ZM125 164V163H124ZM154 165V164H156L155 165V167L157 168H151V165ZM186 164V165H185ZM251 164V163H250ZM254 164V163H253ZM261 164H262V161H261ZM260 164V165H261ZM110 165V166H109ZM118 165V166H119ZM161 165H163V166H161ZM182 165H184V167L186 166L188 169H190V172H192L193 174H191L190 172H188L187 171V173H186V170H185V168H184V170L183 171H181L180 170V166H182ZM41 166H43V167H41ZM115 166H117V164L115 165ZM159 166H160V168H159ZM204 166V167H203ZM205 166H206V168H205ZM226 166V167H227ZM254 167H256V165H253ZM262 166V165H261ZM263 166H264V163H263ZM40 167H41V169H40ZM55 166H53V168H54ZM105 167V168H104ZM123 167V166H122ZM124 167H125V165H124ZM166 167V166H165ZM164 167V168H165ZM172 167V168H173ZM194 167H199L200 168V171L202 170V168L203 169H205L204 171H202V172H199V171H197L199 174L198 175H196V176H194V172L193 171H191L192 170V168H194ZM249 167H250V165H249ZM252 167V166H251ZM114 170H113V169ZM118 169L119 168H121V167H117ZM126 168V169H127ZM150 168H151V170L152 169H154L153 171H156L157 173H162V175L163 176H165L164 174L166 173V174H168V176L170 177V179L171 180H174L175 181V183H174V185H171L172 183H170V184H168V183H165L166 182V180L164 179V182H163V184H164V186H163V184L162 185H157V184H160V183H158V182H161L162 183V178H160L159 176H156V177H154L155 176V174L153 175L152 173V171L150 172L149 170H150ZM182 168V167H181ZM197 168H195L196 170H197ZM256 168H258V167H256ZM37 169V170H36ZM59 169V168H58ZM117 169V170H118ZM126 169H124L125 171H126ZM51 170V169H50ZM122 169H120V170H118V171H121ZM160 172H159V171ZM168 170H169V168H168ZM226 170V171H225ZM246 170V169H245ZM249 170H251V168L249 169ZM254 170L257 172V170L254 168ZM253 170V171H254ZM41 171V172H42ZM247 171V170H246ZM252 171V170H251ZM252 171V172H253ZM50 172V171H49ZM49 172H48V178L46 177V179H48V182H49V179L50 178H52V179H54L53 177H52V175L50 176L49 175ZM111 172H113V173H111ZM122 173H123V171H121ZM156 172H154V173H156ZM183 172H184V174H183ZM196 172V171H195ZM235 172H236V170H235ZM38 173V174H37ZM107 173L109 174V175H107ZM121 173V174H122ZM128 173V172H127ZM126 173V174H127ZM156 173V174H157ZM243 173L245 174L246 172H244L243 171ZM247 173H249V171L247 172ZM251 173V172H250ZM250 173H249V175H250ZM42 174V173H41ZM46 174H44L43 176H46ZM111 174V175H110ZM113 174V175H112ZM119 172H117V176L119 177ZM120 174V175H121ZM152 174V177L150 176ZM174 172H173V176H174ZM181 175V176H179V175ZM188 174V175H187ZM253 175H256V173L254 174V173H252ZM158 175V174H157ZM189 176V181L188 182H185V183H187L186 185H185V187L183 186V183H184V181L185 180H183V178L185 177H187V176ZM190 175H191V177H190ZM192 175L194 176V178L192 177ZM227 175H228V177H227ZM238 175V174H237ZM248 175V174H247ZM248 175V176H249ZM103 176V177H102ZM105 176V177H104ZM121 176H125L124 175V173L121 175ZM160 176H161V174H160ZM162 176V177H163ZM176 176H178V177H182V176H184V177H182V181L180 182L181 184H182V186H183V188H181V186H180V184H178L177 186H176V181H178L177 183H179V179L178 180H175L176 179ZM247 176V177H248ZM57 177V176H56ZM99 177H102L103 178V184L102 183H100L99 184V182H98V185H96L95 184V182L99 179ZM159 177V178H158ZM250 177H254V176H250ZM249 177V178H250ZM256 177H257V175H256ZM59 178V177H58ZM120 178V177H119ZM126 178V177H125ZM149 178H150V181H151V179L152 178H155V180H153V182L154 181H156L157 179L156 178H158L159 179V181L157 182V186L155 185H152L153 183H152V181L151 182H149L148 180H149ZM164 178V177H163ZM188 178V177H187ZM186 178V179H187ZM228 178V179H227ZM43 179V178H42ZM52 179L50 180V182L52 183V182H54V181H52ZM62 179V178H61ZM120 179H122V177L120 178ZM119 179V181L120 182H122L121 180ZM253 179H255V180H257V178H253ZM252 178H251V180H253ZM44 180V179H43ZM55 180H56V178H55ZM66 180V179H65ZM88 180H90L91 182H90V184H88ZM161 180V181H160ZM124 181V183H125V179L123 180ZM148 181V182H147ZM187 181V180H186ZM43 182H45V181H43ZM57 182V181H56ZM59 182V181H58ZM56 183V184H59V183H61V182H59V183ZM79 182H81V183H79ZM86 182H87V184H86ZM105 182V183H104ZM257 182V181H256ZM50 183V184H51ZM80 184V186L81 187H78L79 186V184ZM91 185L92 183H94L93 185H94V189L96 190V188H95V186L97 187V190H96V192H97V195H96V192H90V190L88 191L87 189L88 188H91V187H88L87 188V186L85 185ZM112 183H114L113 185H115L114 187H113V185H110V184H112ZM117 183V184H116ZM150 183H152V184H150ZM155 183V182H154ZM239 183V184H238ZM54 184V183H53ZM81 184H84V185H81ZM108 184V185H107ZM121 184H123V183H121ZM63 185V184H62ZM92 185V186H93ZM104 185V186H103ZM107 185V186H106ZM117 185H118V187L119 188H115V187H117ZM125 185V184H124ZM123 185V186H124ZM165 185L167 186V185H169V186H167V187H169V188H166L165 187ZM170 185H171V187H170ZM56 186H58V185H56ZM59 186L60 187H62L61 186V184H59ZM82 186H83V188L84 187H86L87 189L86 190H84L83 188H82ZM109 186H111V187H109ZM122 186V185H121ZM240 186V187H239ZM102 187V188H101ZM109 187V188H108ZM113 187V188H112ZM173 187V190H171V188ZM177 188V189H174V188ZM188 187V188H187ZM198 187V188H197ZM57 188H59V187H57ZM81 190H80V189ZM98 188H100L101 190H99L101 193H102V190L104 189V191L103 192H106L107 193V191H108V189H109V191H110V189H111V193H113V194H111L109 191V195L107 194V196H106V199H107V202H108V204H109V202L111 203V202H114L115 203V205H114V203H112V205L113 206H115V207H112V205H110L111 207H112V209L114 208L115 210L117 209V207H116V205H118V208H120V209H117L118 210V212H114V213H116V214H119V215H117V217L119 216V218H120V220H119V223L121 222V219L123 220V221H125V222H123V224L125 225V226H128L129 228L131 227V231L129 230V232H125V231H123L122 232V229H121V231L120 232H114V233H112L111 231H112V229H110V232L108 231L109 230V227L111 228V226H113L112 225V222H110L109 220L110 219H108V221H109V223H111V224H109V225H111V226H108V232L109 233H112V234H110V235H113V236H111L110 237V235H109V233L107 234L108 236H105V239L103 240V237H101V234L99 235L98 233H100L101 231H102V229H103V227H102V229H101V231L99 232L98 230H99V226H96V227H94V226H91L90 228H91V230L93 231H91L90 232V230H89V220L90 219H92V218H94V216H96V215H94L93 214V217H92V213L93 212H91V213H89L90 211H89V207L88 206H93L91 203L93 202L94 203V201L96 202V196H100L101 194H100V192H99V195H98ZM106 188H107V190H106ZM115 188V189H114ZM134 188V189H133ZM161 188H166L165 190L166 191H169L170 193H172V191H175V190H179L180 191V189H178V188H181L182 190V192H181V194H180V192L178 191V194H177V197H175L176 196V193H177V191H176V193L174 192L173 194H175V195H173V196H170V197H168V195H166V199H164L163 197H162V195H161ZM184 188H185V194L183 193V190H184ZM240 188H242V189H240ZM243 188H245V190L243 189ZM113 189V190H112ZM128 189V190H127ZM160 189V190H159ZM164 189H162V191L164 190ZM168 189H170V190H168ZM114 190H116L115 192H114ZM117 190L119 191V193H117ZM155 190V193H153L152 191H154ZM157 190V191H156ZM186 190H188V192L186 191ZM59 191H60V188H59ZM82 191V192H81ZM86 191H88V192H86ZM138 192L139 194H140V196L139 195H137V197L134 199L133 197L134 196H136L135 194H137V193H135V192ZM159 191L161 192V193H159ZM248 191V192H247ZM55 192V195L57 194ZM125 192V191H124ZM157 192L160 194V196L162 197V198H160L158 195H157ZM54 193V192H53ZM134 193V194H133ZM91 194V195H90ZM94 194V195H93ZM103 194V193H102ZM117 194V195H116ZM118 194H121V195H119L118 196ZM131 194V195H130ZM154 194H155V196H154ZM183 194V198L181 197V195ZM186 194H189V195H186ZM53 195V194H52ZM114 195H116V196H118V198L116 197V196H114ZM123 195V199H124V203L122 202V204L120 203L121 201H122V196ZM165 194H164V191H163V196H164ZM186 195V196H185ZM91 196V197H90ZM93 196V197H92ZM103 196V195H102ZM105 196V195H104ZM108 196H110V197H108ZM115 197L116 198V201H118V202H115V198H113V197ZM158 196V197H157ZM49 197V198H48ZM53 197H55V196H53ZM89 197V198H88ZM96 197V198H95ZM112 197V198H111ZM155 197H157L156 199H155ZM167 197H168V199H167ZM187 197V198H186ZM190 197V198H189ZM93 198V199H92ZM105 198V197H104ZM103 198V199H104ZM120 198V199H119ZM126 198V199H127ZM185 198V200L188 202L187 203V205L186 204H184V205H182V204H180L181 206H177V205H175L176 204V202H175V200H177V202H179L180 201V199H181V201L183 202V199ZM193 199V201L194 202H192L191 203V201H189V199ZM49 199H50V201H49ZM86 199H87V202L86 203H88V201H89V205L88 206H85V205H83V203L85 204V202L84 201H86ZM91 199H92V201H91ZM103 199H102V201L101 202H106V199H104V201H103ZM109 199H110V201H109ZM208 200H210V201H213L212 203L214 204V202H215V204L214 205H212V206H210V205H208V203H207V201ZM54 203V206H52L53 205V203ZM97 201H98V199H97ZM99 201H100V199H99ZM120 201V202H119ZM139 201H141V199H139ZM218 201H220V202H218ZM51 202V203H50ZM60 203H58V204H60ZM69 203H70V205H69ZM76 206V207H78V209L75 207V206H73V204ZM120 203V204H119ZM190 203V205L188 206V204ZM50 204H52V205H50ZM71 204H72V206H71ZM95 204V203H94ZM98 204H99V202H98ZM128 204V203H127ZM154 205V208H157L158 206H159V208H160V206L162 207V209L160 210L159 209V211H157L156 209H153V206L151 207V205ZM96 205V208H97V206L98 207H100V205H97V204H95ZM106 205V204H105ZM165 207V208H163V206ZM69 206H70V208H69ZM108 206V205H107ZM121 206V207H120ZM128 206V205H127ZM131 206V207H130ZM71 207H75V210H76V212H74V210L73 209H71ZM85 207H88V213L89 214H86L85 212H87V209L85 208ZM94 207V206H93ZM208 207V208H207ZM56 208H60L56 213H58L57 215H55L53 212V210H56ZM69 208V209H68ZM83 208V213H82V211L80 210V209H82ZM86 209V211H84L85 209ZM104 208V207H103ZM124 208H122L123 209V213H125L124 211H125V209ZM154 210V212L152 213L151 211H153L152 209ZM200 208H202L201 210H200ZM210 208V210H208ZM98 209V208H97ZM101 209V208H100ZM109 209H110V207H109ZM130 209V210H129ZM208 211H207V210ZM212 209V210H211ZM92 210V209H91ZM156 210V211H155ZM201 212H200V211ZM207 212H206V211ZM221 210H226L227 212L225 213V211L223 212V211H221ZM93 211V210H92ZM106 211L107 210H105V214H106ZM111 212H112V210H110ZM200 212V214L203 212V211H205L204 213H202L201 215H198L197 216V219H195L196 218V214L198 213L199 214V212ZM81 212V213H80ZM98 212V211H97ZM104 212V211H103ZM108 212V211H107ZM156 212H158V216L160 217V218H158L159 220L161 219V217L163 218V215H164V213H165V215H167V217L164 215V218L166 217L167 218V220L168 221H171L170 219H176L175 220V223L174 222H172L173 224L172 225H174V224H179V222H181L182 223V226H176L177 228L175 229V227L174 226H172L171 225V223H166V224H168V225H171L172 227H174L173 229H175V236L173 237V235L171 236V234H173L174 232V230H172V227L170 228L169 227V229H171L172 231L171 232H173V233H171V234H169L170 233V231H168V233H165L163 230H159V232H158V226H159V223L161 224V223H163V221L164 220H162V222L161 221H159V223H158V219H156L158 216H157V213ZM180 212L182 213L181 214V217H179V218H177V216H179L178 214H180ZM220 212V213H219ZM222 212V213H221ZM100 213H102V212H100ZM113 213V212H112ZM138 213V214H137ZM154 213H156V214H154ZM219 213V214H218ZM228 213V214H227ZM80 214H83L82 216L80 215ZM91 214V215H90ZM140 214H139V216H140ZM154 214V215H153ZM187 214V215H186ZM225 214H227V215H225ZM59 215H61L60 217H59ZM67 215V216H66ZM88 215V216H87ZM90 215V216H89ZM101 215V214H100ZM103 215V214H102ZM174 215L176 216V218L174 217ZM182 215H183V217H182ZM106 215H103V216H100L101 217V219H103V220H105L106 218H102V217H105ZM109 216V214L107 215V217ZM121 216L122 217H124V218H121ZM156 218H155V217ZM168 216H172L171 218L170 217H168ZM202 216V218H204ZM208 216H209V212H208ZM211 216V217H212ZM220 216V215H219ZM58 217V218H57ZM68 217V218H67ZM100 217H98L99 219V223H100ZM112 217H115V215L114 216H112ZM126 217V218H125ZM192 217H194V218H192ZM110 218V217H109ZM155 218V219H154ZM163 218V219H164ZM170 218V219H169ZM180 218H182L181 220H180ZM192 218V219H191ZM208 218V217H207ZM209 218H210V216H209ZM58 219V220H57ZM65 219H68V221H71V223H69V222H65L64 220ZM97 220V216L94 218V220ZM127 219V220H126ZM139 219H140V221H141V219H142V222H140L139 221ZM177 219H178V221H177ZM93 220V219H92ZM91 220V222H92V224L91 225H93V223H95V225H98L97 223H98V221L97 222H95L94 220V222ZM107 220V219H106ZM154 220H156V221H154ZM166 220V219H165ZM166 220V222H168ZM196 220V221H195ZM209 220V219H208ZM213 220H215L214 218H213ZM213 220H211V222L213 221ZM215 220V221H216ZM111 221H112V219H111ZM114 221V220H113ZM139 221V222H138ZM177 221V222H176ZM205 221V222H204ZM101 222H102V220H101ZM116 222H118V221H116ZM153 222H156L155 224H156V230H154L153 231V229H155L154 227H155V225L153 224ZM201 222V223H200ZM220 223H222V224H220ZM102 224H104L103 222H102ZM106 224V223H105ZM166 224H165V227L167 228V226H166ZM177 224V225H178ZM100 225V224H99ZM115 225V224H114ZM130 225V226H129ZM158 225V226H157ZM164 226V223L163 224H161V226ZM183 225H185V226H183ZM239 225H242V228L243 227H245V230L247 231V232H245V230L243 231V230H240L239 228H237V230L235 229V227H240ZM117 226V225H116ZM120 226H123L122 225V223L120 224ZM124 226V228H127V227H125ZM140 226H142V227H140ZM161 226H159V228L160 229H165V231L167 232V230H168V228H167V230H166V228L165 227H163V228H161ZM187 226V227H186ZM250 226V227H249ZM65 227L63 228V230H65V233H67L66 232V229H65ZM68 227V228H69ZM95 229H94V228ZM101 227V226H100ZM246 227H247V229H246ZM249 227V228H248ZM251 227H252V229L254 230V231H249V229H251ZM60 228V229H59ZM73 228V229H72ZM98 228V229H97ZM116 229H117V227H115ZM114 228V230L115 231H118V230H116ZM70 229V228H69ZM119 229V228H118ZM179 229V231H182V229L180 230ZM244 229V228H243ZM97 230V231H96ZM124 230V229H123ZM127 230V231H128ZM198 230V229H197ZM216 230V231H215ZM241 232V234H240V236H237L238 234H239V231ZM261 230V229H260ZM60 231V232H59ZM94 231H96L95 232V234L97 233V235H99L101 238H102V245H104L105 244V246H101V248L102 249H105L106 251L104 252V253H100L101 254V256H100V254H99V258H97V255L96 254H94L95 253V249L94 248H97V247H95L94 246V244H92V245H90L89 244V242H91V240H92V238L94 237V236H96V235H94L92 238L90 237V236H92V235H90V233H93L94 234ZM107 231H105V232H107ZM162 231L165 233V234H163V236H164V240H163V237H162ZM184 231V230H183ZM217 231L219 232V233H217ZM236 231V234L237 235H234V232ZM249 231V232H248ZM122 232V233H121ZM157 232H158V234H160V235H158L157 234ZM191 231H188V234H186V235H191V233H190ZM201 232V233H200ZM229 232H228V234H229ZM238 232V233H237ZM251 232L254 234V236L251 234ZM254 232H256V233H254ZM61 233H64V232H61ZM65 233H64V235H65ZM69 233V232H68ZM72 233H74V235L76 234L74 231H72ZM119 233V234H118ZM154 233H156V234H154ZM182 233H184V232H182ZM190 233V234H189ZM243 233V234H242ZM245 233H247V234H245ZM249 233V234H248ZM258 233H260L259 235H261L263 238L261 239H259V241H258ZM262 233V234H261ZM71 234V233H70ZM115 234V235H114ZM153 234H154V236H153ZM168 234L170 235V237H172L170 240H166V239H168ZM231 234V233H230ZM245 234V236H249V238H250V236L252 237L253 236V239H254V237H255V239L256 240H252V238L251 239H247V244L249 245V247L251 246V244H250V242L251 241H254V243L256 242H258V244H260V247H259V249H258V251L257 250H255V252L254 251H252L253 249H255V247H254V243L252 244L253 246L252 247H254L253 249H252V247L249 249L250 250V252H249V250L248 251H246V248H248V247H245L244 248V246L245 245H247L246 243L244 244V246H242L243 245V243L245 242V236H243ZM255 234H256V236H255ZM90 235V236H89ZM118 235H120L119 236V239H121L120 241L123 243V242H127L126 243V245L125 244H119V242H118V240L119 239H117V237H118ZM122 235H124V236H122ZM155 235H156V237H155ZM158 235V236H157ZM242 235V236H241ZM67 236V235H66ZM66 236H64V240L66 241L67 239H66ZM73 236V235H72ZM76 236V235H75ZM126 236V237H125ZM182 236H185V235H182ZM107 237V238H106ZM110 238V241H111V243L113 244V245H111V247L109 246L111 243L109 242V238ZM122 237V238H121ZM153 237H155V238H153ZM165 237H167V238H165ZM243 237V238H242ZM67 238H68V236H67ZM89 238H91V240L89 239ZM94 238H97V236L96 237H94ZM114 238H116V240H114L113 241V239ZM127 238V239H126ZM156 238H158V239H156ZM184 238H186V237H184ZM247 238V237H246ZM90 241H89V240ZM107 239V240H106ZM125 239H126V241H125ZM155 239L157 240V241H155ZM173 239V240H172ZM225 239V240H224ZM73 240H74V238H73ZM99 240H101L100 238H99ZM105 240H106V242H105ZM154 240V241H153ZM175 240L173 241V242H175ZM178 242H176V243H173L172 245H174L175 244V249L177 248V245L176 244H178V245H181V241L183 240L182 239V237H178ZM181 240V241H180ZM242 240H244V242H242ZM249 240H251L250 242H248ZM93 241H94V239H93ZM113 241V242H112ZM118 242V243H116V242ZM185 241V240H184ZM197 241V242H196ZM261 241L263 242V244L261 243ZM103 242H104V244H103ZM109 242V243H108ZM154 242V243H153ZM157 242H159V246L157 245L158 243ZM183 242V241H182ZM260 242V243H259ZM75 243V242H74ZM92 243V242H91ZM157 243V244H156ZM190 243H191V246H193V247H191L190 246ZM192 243H194V244H192ZM233 243V244H232ZM76 244V243H75ZM99 244V243H98ZM114 244H115V246H114ZM117 244V245H116ZM119 244V245H118ZM183 244V243H182ZM258 244H256V246L258 245ZM262 244V245H261ZM66 245V246H65ZM73 245V244H72ZM86 246V248H87V251H86V248H85V246ZM101 245V244H100ZM121 245V246H120ZM125 245V246H124ZM156 245L158 246V248L160 249V250H157V248L156 249H154V246L156 247ZM183 245V246H184ZM247 245V246H248ZM68 246V247H67ZM92 246V247H91ZM94 246V247H93ZM107 246V248H105ZM110 248H109V247ZM118 248H117V247ZM123 246V247H122ZM166 248H165V247ZM187 246H184L183 248L185 249V251H187V249L188 248H186ZM125 247V248H124ZM164 247V248H163ZM179 247V246H178ZM244 248V250L245 251H242V249ZM74 248V247H73ZM72 248V249H73ZM93 248V249H92ZM99 248V247H98ZM123 248H124V251H123ZM173 248H174V246H173ZM71 249V248H70ZM101 249V250H102ZM164 249L166 250L165 252H164ZM179 249V248H178ZM184 249H181V251L183 250L184 251ZM193 250V252H195V254H196V250ZM252 249V250H251ZM93 250H95V251H93ZM98 250V249H97ZM110 250H112L111 252H110ZM121 250V251H120ZM156 250V251H155ZM103 251V250H102ZM117 253V255H116V253ZM118 251V252H117ZM156 252V256H155V252ZM184 251V252H185ZM189 251V250H188ZM97 252V251H96ZM100 252V251H99ZM98 252V253H99ZM162 252H163V254H165V255H170L169 256V261H171V262H169L168 261V256L166 257L165 255H164V258H163V260L161 259V260H158V258L160 259L161 257H163V255H162ZM166 252H169V253H166ZM171 252V253H170ZM177 252V255L179 256H177L175 253ZM198 252V253H199ZM202 252H204V253H207V254H205L204 255V253H202ZM249 252V253H248ZM70 253H72L71 254V258L69 257L70 256ZM106 253V254H105ZM120 253V255H118ZM124 254V255H122V254ZM173 253H174V255L176 256V257H174V259L172 258V256H173ZM188 253H189V257H187V258H189L187 261H188V263L190 262V256L191 255H193V254H190L191 252L189 251V252H187V255H188ZM250 253L253 255L254 253H255V255H254V257H252V255H250ZM260 253V255H262L263 257H261V260H260V262H259V260H258V258L260 257V255H259V257L257 256L258 254ZM105 254V256H103ZM109 254V255H108ZM111 254V255H110ZM184 254V253H183ZM183 254L181 255L182 257H184L183 256ZM201 254L199 255V254H196L195 256L193 255L191 258H193L192 260L194 261V263L191 261V263H189V264H198L197 262L195 263V260H194V258H197L196 256L198 255V256H200V260L202 259L201 258ZM75 255V254H74ZM106 255H108V257L106 256ZM115 255V256H114ZM161 257H160V256ZM172 255V256H171ZM75 256V257H76ZM118 258H117V257ZM159 256V257H158ZM186 256V255H185ZM255 256H257V258L255 257ZM69 257V258H68ZM110 257V258H109ZM166 257V258H165ZM72 258L74 259L73 261H69L68 262V260H72ZM111 258H113L112 260H111ZM114 258H117L116 260L114 259ZM129 258V259H128ZM174 260H172V259ZM175 258H177V259H175ZM186 258V257H185ZM155 259H156V261H155ZM171 259V260H170ZM180 259V260H179ZM260 259V258H259ZM110 260V261H109ZM115 260V261H114ZM199 259L197 260V261H200ZM106 261V262H107ZM158 261V263H156ZM162 261H163V263H162ZM173 261V262H172ZM68 262V263H67ZM117 262V263H116ZM175 262V263H174ZM201 262V261H200ZM205 262H207V260L206 261H204V263ZM203 263V262H202ZM201 263V264H202ZM203 263V264H204ZM210 263V264H211ZM74 264V263H73ZM76 264H77V262H76ZM106 264V263H105ZM166 264V263H165ZM179 264H182V263H179ZM187 264V263H186ZM206 264V263H205Z\"/></svg>",
	"mask_w": 264,
	"mask_h": 264
}]
</instances>
